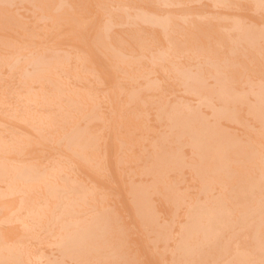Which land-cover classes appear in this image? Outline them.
<instances>
[{
    "label": "rangeland",
    "instance_id": "rangeland-1",
    "mask_svg": "<svg viewBox=\"0 0 264 264\" xmlns=\"http://www.w3.org/2000/svg\"><path fill=\"white\" fill-rule=\"evenodd\" d=\"M7 1H10V4H8L7 2H5V4H1V6L0 7H3L4 6V8H3V12L1 11V13H0V16L1 15H3L2 16V18L0 17V19H2L1 21H3L4 20V18H5V21H6V19L7 18H9L8 16L9 15H11L10 16V19L11 20H13V19H15V18H18V19H16V20H18V22L21 20V18H22V20H21V23H20V26H18V28H20V29H18V31H26V28L24 29V30H22L23 29V27L24 26H28L27 28H32V25L35 23V27H34V25H33V27L35 28V30H37V28L38 27H41V28H38V30H40V31H38L39 32V34H45L46 33V35H44V37H39V36H37V35H34V37H31V35H29L28 36V39L30 38L31 39V41L32 40H37L38 41V39L39 38H42V39H40L38 42H35V44L38 46V47H36L37 48V50H36V48H34L36 45H34V47L32 46L34 43H31L32 45H31V47H30V44H28L27 43V45H29V46H26V47H29L30 49H22L21 50V52L19 53L21 56H23V58L22 57H18L17 58V56H19V54L17 53V56L15 57L14 55L16 54H14V53H12V54H10L11 55V57L13 58V60L11 59V61H10V57H9V60H8V57H7V53L9 52V51H12V50H8L10 47H12V46H14V45H16L17 44V42L15 43V41L16 40H18V33H16L17 34V39H15L14 41H13V39L12 40H10L11 42L13 41V43H15L14 45H8V47L6 46L5 48H6V50L4 51V49H2V48H4V46L5 45H7V44H5V42L7 43V39H9L8 37L10 36V39H11V35L10 34H6V37H5V35L3 36L1 33V35H0V37H2L3 36V38L5 37V38H7V39H3V38H1V39H3V40H5V42L2 40L1 41V39H0V42H2V43H0V44H2L3 45V43L5 44V45H3V46H1L0 48V54H3V52H7V53H5V54H3L2 56H4V55H6V56H4L5 57V59L7 60V61H9V63L7 62V61H4L5 59H3L2 61H4L6 64H7V66H4L5 64H4V62H2V61H0V64H1V62L4 64H2V65H0L1 67H3V68H1L0 67V72H2V73H0V83H1V81H2V83L0 84V92L2 93H0V95H1V97H0V118H1V120H0V131L1 132H5L6 134L8 133V134H10V136H5V139H8V141L9 140H11V141H13V138H15V137H17V138H21V140H22V143H20L18 146H20V150H19V147L17 146V145H14V142H13V145H12V143H10V142H7V143H10L11 144V149H12V151L11 150H9V154H8V159H5V160H0L1 162H0V169L2 170V171H0V174L4 171V173H2V174H5V172L7 173V175L5 174V176L6 177H4V176H1L0 175V187L3 185V183H4V185L2 186V187H5V189H0V193L2 192V194H0V209H1V206L3 205V207L2 208H6L7 207V213H9L11 210H12V212L13 211H17V214L20 216V219H22V216H26V214L27 213H29V212H31V211H33V213H39V211H41V215H40V217H39V219H34V216L31 214V213H29V214H27L28 215V217H27V219L29 220L28 221V224H25V229L24 230H19L20 232H21V234H19L18 232H15V233H18V234H13V230H11L9 227H11V224H8V223H2V222H0V229H1V231H0V234H2L3 232H4V234L8 237H4V234H2L3 236H1L0 235V237H2L3 238V240H2V238H0L1 240H0V242H2V244H1V246H4V247H7V251L6 252H10V250H8L9 248L10 249H13L14 251H12V252H14V253H12V252H10V255H11V253H12V257H13V254L16 256V253L17 252H19V248L20 249H22V246H25L24 247V249H25V251H26V253H24L23 252V250H22V253H23V255L25 254V256H26V254L28 253V252H30V253H33L34 254V256L33 257H36L35 259L32 257V255L29 253V256H27V257H22V253L21 254H19V253H17V256L16 257H18V255H21L20 256V258H22L23 260H21L20 258H17L16 260H15V258H14V261H13V258L11 259V257H10V261L8 260V258H6V257H4L3 256V258L5 259L6 258V260H0L1 262H0V264L3 262L4 263V261L5 262H7V263H5V264H12V263H14V264H17L16 262H18V264H26V262L29 260V259H32V262H31V264L33 263V261H34V263L35 262H41L42 264H59V262H60V264H61V262H62V264H69V263H73V264H76L77 262H80V264H81V262H82V259L83 258H81L80 257V259H78V260H80V261H75L69 254H68V256H70V258H71V260H70V258L68 259V258H66L65 256H67V253L69 252L70 253V251H66L65 249H66V247H64V248H62V246H64V244H62L60 241H62L61 239H60V243L62 244H58L59 242H58V240L59 239H57V238H60L59 236H58V231H60V232H63V230L64 229H61V230H59V228H64L66 225L65 224H63L64 223V219H65V223H67L66 222V220H68V218H73L72 216H68V215H71L70 213L68 214V213H66L67 211L65 210V208L67 207V203L70 201V200H68L67 201V199H68V197H69V199H72V198H75V200H74V202H76V198H81L80 200L78 199L77 201L78 202H76V204H77V206L79 207V208H81V209H79L78 208V213H79V210H80V213L81 212H83V214H85V215H83V216H85V217H89V219L90 220H92L91 222H95V221H97L95 218L97 217L98 218V216H100V213H98V216H95L96 214L95 213H92V211L93 212H95V210H96V212H99V210L101 209L102 210V208H101V206L99 205L98 206V204H97V206H98V208H96L97 206H96V204H95V206L96 207H93L94 206V204H92L93 203V201H89L88 200V197L86 198V194L84 193H82L83 192V190L84 189H87L86 191H88V190H90V189H92V190H90V192L88 193L89 195H90V193H96V194H98V195H103V202H104V204H103V206L102 207H109V208H103V210H107V212H109V214L110 215H108L107 216V219H111V218H115L114 220V222L115 223H117V224H119L120 226H122V228L120 227V229L118 228V230L117 231H121L120 233L122 234V236L121 237H119V235H117V234H119L116 230H115V233H114V231L113 232H111L112 233V235H114V236H112L111 235V237H109V236H107V234H105L106 235V237L104 238V239H106L105 241H104V239H103V241L105 242V243H108L109 241H110V245H108V246H110L111 247V249L112 248H115V247H113V246H115L116 245V248H118L117 246L119 245H121V246H124L122 249H116V251H117V253H119V254H121V255H125V254H127V253H129V254H127L126 255V257L128 256L129 257V259H128V257L123 261V259H124V257H122L121 255H118L117 253V255H118V257L119 256H121V258H117L118 260H120L119 261V263H118V261H114V260H110V258L111 257H109V256H111L110 254L108 255V258H109V260H105V259H102V257H101V255H103V254H105L104 253V251H101L100 253H101V255L99 256L98 255V253H99V251H98V253H97V255L99 256L98 257V261H100V264H113V263H115V264H120V262L121 261H123V262H121V264L122 263H124V264H132V262H134V264H137V262H138V264H162V262L164 261H166V264L168 263L169 264V262L171 263V264H175V263H179V264H182V260H183V264H184V262H187V263H185V264H191V262H188V260L189 259H187L186 257H184V256H181L180 254H179V257L177 256V257H174L175 256V254L177 253V252H179V251H177V246H178V242H179V239H180V237H182V236H180V234L181 233H183L184 234V232L186 231V229H188L189 228V224L191 223V222H188L186 219H189V218H187L186 217V219H185V213H187L189 210V214H186V216H188V217H190V219L191 218H193L192 216L194 215L191 211L193 210L194 211V207H192V210H191V205H192V202L194 201L195 203L197 202L196 200H198V198H199V196H200V199H202L203 200V202H200L199 200H198V202H200V204H198V202L196 203V205H195V207L197 206V205H203L204 204V202H206L207 201V203L209 202V203H211L213 200H210V199H208V195L206 194V192H205V194L203 195L202 193H201V195H200V192H202V189H200V188H203V184L205 183H203V181H206V183L207 184H211V186H212V189L213 190H215V191H213L212 190V193L214 194V196H213V194H212V197H211V195H210V197H211V199L214 197V199H215V197H217L216 196V194L218 195V197H219V199H221V200H223V197L225 198V199H227V200H224L226 203H227V205L229 204L231 207H232V209H233V206L231 205L232 204V201H235V202H241L242 200H244L243 198H238V196L236 195V194H239L238 192L241 190V189H238L237 188V190H236V188H235V186L236 187H239L238 185H237V179H235V177L233 176V178H231L230 179V177H231V175H232V173H230V174H228V176H227V174H225V175H222L221 177H208V176H206L205 177V175L204 174H202L201 172V174L203 175H201V174H198V171H200V169L199 168H197V170H195V166L194 165H191V163L190 162H192V161H190L189 163H188V161L189 160H191V158H192V156L191 155H189L188 156V154H189V150H191V149H189L190 147V145L188 146V148H187V145L189 144L188 142V140H189V136L188 137H184V139L183 140H180V144H182L181 143V141L183 142V141H185L186 142V140H187V143H186V145H185V147L183 148L184 150H182V148H180V147H182V145L180 146V144L178 143L177 144V139H176V143L175 142H173V139L175 140V138H173V137H176L178 134H180L179 133V130H183V127L180 129V125H178V127H179V130L178 129H176V127H171V124L170 123H173L172 122V120L171 119H169V118H167V119H165L164 118V115H162L163 113L159 110V111H157L158 109H162V108H160V107H162L163 106V104L164 105H166L165 104V102H166V100H168V102L171 100L172 102H173V100L175 101V102H171L172 104H174V103H178V105L176 104V106H177V108H181V106H180V104L181 103H179V102H181L180 100H178L180 97H182V99L183 100H185V101H183L184 103H186V101L188 102V100L189 101H191V100H194L195 102H196V100H198V98H199V100H198V102H196V103H194V101H193V103L195 104H191L190 102H188L189 103V108H191V109H193V110H195V108L196 107H199V108H196L197 110L196 111H198V112H200V113H202V115H204L205 117H207V120L209 121L210 120V118H211V121H212V119L214 118V116L212 117H209V119H208V116H210V112H211V114H212V109H215V108H217V107H214V106H217V104H221V103H219L220 101H219V99L220 98H218V97H220V96H218V91H219V86H220V88H222L223 89V87H221V80L223 81V82H226V85L228 84L229 86H230V88H231V90L233 91L234 89L236 90H234V92H232L233 94H235V92L236 93H238L237 95H239L240 94V96L242 95L243 96V98L241 99V100H239V102H237L236 103V106H237V108L239 107V105H241L242 106V108H241V106L238 108V110H239V112L237 111V114H238V121H241V122H239L240 123V126H239V124L238 123H236V121L235 122H233V121H228V120H225V121H223V123L225 124V125H228L229 127H230V125H231V127H230V131H232L231 133H233L235 136H237V137H240L239 135H241V134H243V132L245 133L244 135L245 136H243V135H241V137H242V139L243 140H245V139H250V138H252L254 135L253 134H251V133H254L255 134V132H253L254 131V129L257 131V126H258V131L257 132H259L260 133V135L259 136H261V132H263L262 133V136L261 137H263L264 138V129L262 128V127H264L263 125H262V122H260L259 120H257V121H254V120H256V116L254 117V114H252L253 112V109H255L258 105H260V104H255V103H259V101H262V102H260L261 104L263 103V100H262V97H264V94H263V92H262V90H263V85H264V72H263V70H264V58H262V52H263V54H264V32L262 33V31H264V25H261L262 24V21L264 22V19H262V18H264V8L262 9V7H261V5L263 4V2H264V0H256L257 2L258 1H260V3L258 2H255V0H252V1H248V0H245V1H243V0H226L227 2L229 1V6L230 5H232V6H230V7H232L231 9H229V10H225V9H228L226 6H227V2L224 0V1H222V0H219V2H218V0H164L163 2H161L160 0H137V1H135V0H133V2L131 1V0H109V4L111 5L112 4V2L113 3H116V1L118 2L119 1V4L117 5V3H116V7L115 6H113V5H111V7H112V9H111V7L110 6H108L107 4H106V2H108V0L106 1V0H104V1H102V0H99L100 1V3H101V5H100V3H96V4H94L95 2H96V0H92L93 2H91V3H93L94 4V7H95V5H97L96 6V9L94 8L93 10H94V13H95V15L97 16V14H99V15H101L102 17H100V19L102 20V18H103V21L104 20H106V22H105V24L106 25H108V27L110 26V28H109V30H111L112 29V27L114 28V30H115V28H117V30L119 31V30H121V28H122V30L125 28L126 30H123V31H128L129 33H131V34H127L126 35V33L125 32H123V31H119V32H121V33H116V32H118V31H114L113 29V31L111 30V32L108 30L107 31V35L105 36V37H107L108 39H106L105 37L103 38V40L105 41V42H107V44L108 45H110V48H111V44L112 43H114L113 41H115L117 44H119L118 46H120V49H121V47H122V52H123V46H124V51L126 50L127 51V54L125 53L124 54V52H123V54H122V52H121V50L119 49V50H117V52L115 51L117 48V46H115V48L116 49H114V48H112L111 50L108 48V49H106V50H110V53H112L113 52V54L116 52V53H120L121 52V54H119L118 53V55H114V59H112L111 60V62H112V65H111V62H110V64H109V66H106L105 65V63L103 64V66L104 67H106V69L103 67V69L100 71V72H102L104 75H103V77L105 78V76H107L109 73H107V72H110V74L112 73V75H111V77H110V79H113V82L115 81V79L116 80H118L117 82H112V80H110V79H106V82H104L103 83V81L102 80H100L97 76H96V74L94 73V74H87V78H88V80H90L92 83L90 84V82L88 81V82H86V80L84 79V80H82V81H78L77 83L78 84H85V85H88V87H89V84L91 85V87H93V85L95 86V88L96 87H98L99 89L101 88V90L104 88V91L103 92H105L106 90L107 91H109V87L108 86H111V84L112 85H114V87L115 86H117L118 84H119V86H120V83L122 82V79H120V78H123V80H126V78H127V80L126 81H124V82H122V84H123V86L122 87H119V88H121V89H119L118 87V90L117 89H112L111 87V89L113 90L112 91V93L111 92H105V94H110V95H112L111 97H110V95H109V97L107 96V95H105L104 93H102L101 92V90L99 91V93H102V94H104V95H102V94H100L98 97L96 96V95H93V93L95 94V93H97V94H99L98 93V91L96 92V90L98 89H95V88H92L93 90H91L92 91V96L91 95H89V96H91V98L90 97H88L87 95L88 94H86L85 95V93H86V91L85 92H83V94H84V98H85V96H87L86 98L88 99V98H90V99H88L90 102H92V103H96V105H93L92 103H90V105L92 104L93 106H98V104H100L96 109L91 105H89V101L87 100V99H83V98H81V99H83V103H85V108L86 107H89V112H90V108L91 107H93L92 109V113L90 112H88V115L87 116H85V118H78L79 117V115H77V116H75V112H77V114H78V112L80 113V111H81V113H80V115H81V117H82V113H83V111H82V108H84V107H82L81 108V105L83 106V104H81V102H79L80 101V99H77L78 97L77 96H80L81 95V93H79L80 92V90H76V91H78V93L76 92L75 94H76V99L77 100H75L74 99V101L72 102V100H73V98H75V94H74V91H75V89H73V87L72 86H74L75 84H76V81L74 80V79H72L73 80V82H72V80H70V79H66L67 81V83L69 84H63L62 82H61V84L63 85V87L65 86V88H66V85H67V87H72V88H68L69 89V93L71 94V91L73 92V94H74V97L72 98V96L71 95H73V94H71V95H69V96H71V98H70V101H71V103L73 104V106L75 105V107H79V111H77V110H75L74 109V107L72 106V104H71V106H70V103H69V105H68V109H65V108H67L66 107V105H63V112H62V110H61V108H60V110H58L56 107V105H54L56 102L54 101L55 100V97H60V96H56V94H54V92H59V93H62V95H61V98L62 99H56V100H63V101H65V102H63L64 104L66 103V102H69V99L68 98H63V97H65L64 96V94H69L68 93V91L66 92V90L64 89V88H61L62 90H64V92H66V93H64L61 89H60V91H52V93L50 92H48L49 90L51 91L52 90V88L50 89V88H48L47 86L49 85L50 86V84H47V85H44V84H46V82L45 81H48V78H44V77H41V74H42V76H48V74L47 73H44V72H48V71H45L44 70V67H45V63H46V67H48L49 65H47V63L48 62H46L47 60H49V58H53V57H55L56 55V57H55V59L56 58H59L58 56H64V57H61V59L62 58H65L66 59V61L64 60V59H62L60 62H62L63 60L65 61V62H67L68 63V60H69V63H71V61L73 60V57H75V54H73L72 55V53H73V51H78L79 52V54H81L82 52V58L84 57V55H86L85 53H84V51L82 50V48L84 49V47L82 46V48L80 49V50H78V48L76 47V46H78V44H81V43H78L79 42V40H77L78 42H76V43H74L76 46H74L73 44H71V46H69V44L67 43V44H65L66 42H68V39H67V41L64 39H62L63 41H61L62 42V44H61V42H59V41H56L57 43L59 42L60 43V45H58L55 41V43L51 40V42L50 43H46V45H45V40L47 41V42H49L50 41V39H48L47 40V37L48 36H50L49 34L51 33V29L50 28H48V27H50L51 26V24H52V22H50V21H53V20H51V19H53L49 14H51L52 12H54V13H57V14H59L60 13V11L62 12V10L60 9V11L59 10H54V4L55 5H58L57 3L59 2V0H56L57 1V3H54L52 6H51V3H53L52 1L53 0H48V2H46V0H7ZM14 1V2H13ZM55 1V0H54ZM63 1H66V4H67V0H63ZM82 1V0H81ZM81 1H80V4H81ZM84 1V0H83ZM98 1V0H97ZM115 1V2H114ZM138 1H140L141 2V4L138 2ZM150 1V2H149ZM159 1V2H158ZM172 1V2H171ZM179 1V2H178ZM183 1V2H182ZM187 1H189V2H187ZM211 1V2H210ZM237 1H238V3H237ZM241 1V2H240ZM243 1V2H242ZM2 2H3V0H2ZM39 2V3H38ZM43 2V4L42 5H45V6H42L40 3H42ZM44 2L45 3H47V4H44ZM49 2H51V3H49ZM70 2H71V0H70ZM75 1L73 0L71 3H69V5L71 4V6H72V3L73 4H75L74 3ZM87 2H88V0H87ZM89 2H90V0H89ZM102 2H104V3H102ZM134 2H136L137 3V5L136 4H134ZM167 2H169V3H167ZM171 2V3H170ZM187 2V3H186ZM217 2H218V4H217ZM226 2V3H225ZM262 2V3H261ZM36 3V4H35ZM48 3L50 4V5H48ZM60 3V2H59ZM86 2H84V4H82L83 6L84 5H86L85 4ZM121 3H123V4H121ZM128 3V4H127ZM130 3V4H129ZM132 3V4H131ZM159 3H161V5L159 4ZM164 3H165V5H164ZM180 3V4H179ZM216 3V7H214V6H212L213 4H215ZM221 3V4H220ZM226 5H225V4ZM231 3V4H230ZM234 3V4H233ZM245 5H244V4ZM255 3V4H254ZM7 4V5H6ZM15 4V5H14ZM65 4V5H66ZM92 4V5H93ZM104 4H106V5H104ZM121 4V5H120ZM126 4V5H125ZM159 4V5H158ZM175 4V5H174ZM223 4H224V8L222 9V8H220L221 6L220 5H222V7H223ZM235 4H236V6H238V8L235 6ZM255 5V6H252V5ZM256 4H257V7H256ZM258 4H260V5H258ZM8 5L10 6V7H8ZM12 5H14V6H12ZM47 5V6H46ZM68 5V4H67ZM81 5V6H82ZM90 5V4H89ZM91 5V6H92ZM127 5H129L130 7H128ZM133 5V6H132ZM139 5V6H138ZM144 5L146 6V7H144ZM170 5V6H169ZM241 5V6H240ZM5 6H7L8 8H10V10L9 9H7V8H5ZM38 6V7H37ZM81 6H77V7H81ZM99 6V7H98ZM103 7V8H101V10L100 11H105L104 13H107V15H108V13H113V15H116L115 17L112 15V13L111 14H109L108 15V17H109V20L108 19H104L105 18V14L102 12H100L99 10H97L98 8H100V7ZM106 6V7H105ZM107 6L109 7L107 10H104V9H106L107 8ZM121 6H123V7H121ZM125 6H126V8H125ZM136 6V10L138 11H136L135 10V7ZM148 6V7H147ZM167 6H169V7H167ZM172 6V7H171ZM188 6H189V8H188ZM194 8H193V7ZM205 6V7H204ZM218 6H219V8H218ZM228 6V7H229ZM263 6H264V4H263ZM68 7V6H67ZM90 7V6H89ZM89 7H82V8H86L85 9V11H87V9L89 8ZM113 7H115V8H113ZM120 7V8H119ZM186 7V8H185ZM229 7V8H230ZM233 7H234V9H233ZM245 7V8H244ZM255 8V9H252V8ZM259 7V8H258ZM34 8H35V10H34ZM82 8H79V9H81V11H82ZM124 8V9H123ZM131 8V9H130ZM169 8V9H168ZM202 8V9H201ZM4 9L6 10V11H10L11 12V14H9V12H6V14H8V15H6L5 16V14H3V13H5L4 12ZM48 9V10H47ZM84 9H83V11H84ZM92 9V8H91ZM117 9V10H116ZM129 11H127V10ZM130 9V10H129ZM142 9V10H141ZM146 10L145 11V13H144V10ZM155 9V10H154ZM178 9V10H177ZM191 9V10H190ZM196 11H195V10ZM219 9H221L220 11H218ZM261 9V10H260ZM0 10H2V9H0ZM45 10V11H44ZM47 10V11H46ZM50 10V11H49ZM69 10H72L71 8H69ZM68 10V11H69ZM97 11V13H96V11ZM110 10V12H108ZM114 10H116V11H114ZM118 10H119V12H118ZM152 10H154V12L156 13V12H158V14H157V16L155 17V14H154V12L152 11ZM158 10V11H157ZM166 10V11H165ZM189 10V11H188ZM209 10V11H208ZM222 10H224V11H227V13L226 12H223L224 14L223 15H221L222 14ZM251 10H253L252 12H251ZM257 10H259V11H257ZM36 11V12H35ZM38 11H39V13H38ZM59 13H58V12ZM80 11V10H79ZM80 11V12H81ZM84 11V12H85ZM92 11V10H91ZM98 11L100 12V13H98ZM114 11V12H113ZM140 11H142V12H140ZM152 12L153 14H154V17H152V16H149V14L150 15H153L152 13H149L148 14V12ZM186 11L188 12V14H189V12H190V15H188V14H185L184 15V13H186ZM218 11V12H217ZM257 11V12H259L258 13V15L255 13V12ZM260 11H261V13H260ZM15 13V14H17V16L18 17H16V15L14 16V14L13 13ZM90 12V9H89V11H87L86 12V14L84 15V17L86 18V15L88 14ZM116 12V13H115ZM123 13V15L122 14H120V13ZM147 12V13H146ZM164 12H165V14H164ZM167 12V13H166ZM175 14H174V13ZM200 12H202L201 14H199ZM203 12H205V14L204 15H206V12H208V14H209V12L212 14H210V16L207 14L206 15V18H204L205 16L203 15ZM231 12V13H230ZM232 12H234V13H232ZM239 12V13H238ZM244 12H245V15H244ZM41 13V14H40ZM93 13V12H92ZM115 13V14H114ZM133 13V14H132ZM138 13H139V15H138ZM159 13H161L160 15H159ZM180 14V15H178V14ZM183 13V14H182ZM219 13V14H218ZM254 13L256 14V15H254ZM13 14V15H12ZM40 15V17H39V15ZM82 15H83V12L81 13ZM89 14H91V13H89ZM88 14V15H89ZM102 14H104V15H102ZM131 14V15H130ZM141 14V15H140ZM144 14V15H143ZM146 14H148V15H146ZM169 14V17H170V19H171V23H170V19H169V17L168 18H166V19H168V21L169 22H167V24H166V22H165V24L166 25H168V27H158V26H152V25H150L149 23H147V22H142V21H144L143 20V18H144V16H146L145 18V20H147L148 18H149V20L150 19H155L156 20V18H159V16L160 17H164V16H166V15H168ZM173 14V15H172ZM193 14V15H192ZM216 14H218V15H216ZM227 14V16H225L224 17V15H226ZM231 14H232V16H231ZM242 14L244 15V16H242ZM21 15V17H19ZM37 15H38V18H37ZM51 15H53V13L51 14ZM98 15V16H99ZM106 15V16H107ZM112 15V16H111ZM127 15V16H126ZM135 15H137L136 17H138V16H142V19H141V17L139 18H136V17H133V16H135ZM159 15V16H158ZM182 15V16H181ZM196 15V16H195ZM200 15L201 16H203V17H200ZM235 15V16H234ZM241 15V16H240ZM261 15V18L259 17ZM12 16L14 17V18H12ZM81 16V15H80ZM95 16V17H96ZM119 16H121V17H119ZM126 16V17H125ZM147 16H149V17H147ZM175 16V17H174ZM181 16V17H180ZM188 16V17H187ZM194 16V17H193ZM207 16L208 17H210V19H208L207 21L205 20V19H207ZM213 16H217V18L218 19H216V17H215V20H218L217 22L213 19V20H211L212 18H214ZM220 16H222V17H220ZM251 16H254V18L253 19H251L252 17ZM255 16H256V18H255ZM4 17V18H3ZM24 17H26V18H24ZM43 17V18H42ZM51 17V18H50ZM91 17H92V15H91ZM89 18V19H93V18ZM93 17H94V15H93ZM95 17H94V19H95ZM118 17V18H117ZM124 18V20H123V22H122V19ZM150 17H152V18H150ZM179 17V18H178ZM184 17V18H183ZM192 17V18H191ZM219 17H220V20H219ZM232 17V18H231ZM234 17H236V19H234ZM247 17V18H246ZM251 17V18H250ZM28 18V19H27ZM40 18H41V20H40ZM46 18V19H45ZM50 18V19H49ZM84 18V19H85ZM88 18V17H87ZM86 18V19H87ZM122 18V19H121ZM135 18V19H134ZM202 18V19H201ZM204 18V19H203ZM10 19H9V21H10ZM20 19V20H19ZM26 19V20H25ZM30 19V20H29ZM37 19V20H36ZM85 19V20H86ZM112 19V20H111ZM114 19H116V20H114ZM117 19H120V21L119 20H117ZM166 19H164V20H166ZM184 19V20H183ZM231 19V20H230ZM245 21L246 19H247V21H245L244 23L245 24H243V20ZM255 19L258 21H260V22H256L255 21ZM260 19H262V20H260ZM39 20V21H38ZM99 20V19H98ZM101 20H99L100 22H102ZM127 20L129 21V23L127 22ZM142 20V21H141ZM188 20V21H187ZM236 20V21H235ZM242 21V23H241V21ZM251 20V25H250V22H248V21H250ZM6 21L8 24L10 23V24H12L11 22L12 21ZM24 21H26L25 23H24ZM31 21V22H30ZM34 21V22H33ZM37 21V22H36ZM109 21V22H108ZM110 21H111V23L112 22H114V21H116V23H118V25L115 27V25H114V23H110ZM117 21H119V22H122V24L123 23H125L123 26H121L122 24H119V22H117ZM136 21V22H135ZM193 21V22H192ZM215 23V24H213V22ZM230 21V22H229ZM237 21H239L238 22V26H237V28H238V31H239V29L241 30V31H245L246 33L244 34V33H241V31H235V32H232L231 31V29L232 28H236V25L237 24H235V25H233V27H232V25H231V27L232 28H230V30H228V29H226L225 27H227V26H225L227 23L228 24H232L231 22H237ZM14 22H16V21H13V23ZM18 22H16V23H18ZM30 22V23H29ZM33 22V23H32ZM45 22V23H44ZM48 22H50V26H48L49 25V23ZM132 22V23H131ZM137 22H139V23H141V25H142V28L143 27H146L147 29H149V27H148V25H150V31H154V33H151L149 30H148V33H146V31H147V29H145V32L143 31L144 30V28L141 30V25H139ZM172 22H173V24H172ZM178 24H177V23ZM201 22V23H200ZM254 22H256V23H254ZM18 23V24H19ZM29 23V24H28ZM37 23V24H36ZM43 23V24H42ZM48 23V24H47ZM102 23H104V22H102ZM110 23V24H109ZM129 25H128V24ZM137 25H136V24ZM145 23V24H144ZM147 23V24H146ZM176 23V24H175ZM185 23V24H184ZM188 23V24H187ZM194 23H196L197 24V26H196V24H193ZM212 23V24H211ZM216 23H218V24H216ZM224 23V24H223ZM233 23V24H234ZM241 23V24H240ZM252 23H254V24H256V25H254V24H252ZM261 23V24H260ZM10 24H9V26L8 27H6L7 29H8V33H9V30H10V32L12 33V32H14L15 33V31H17V30H11V29H13V27H15V24H14V26H11L10 27ZM22 24V25H21ZM24 24V25H23ZM26 24V25H25ZM28 24V25H27ZM39 24H42V25H40L39 26ZM165 24H163V25H165ZM172 26H171V25ZM180 24V25H179ZM187 24V25H186ZM223 24V25H222ZM239 24H240V27H239ZM242 24H243V26H242ZM0 29L2 28V22L0 23ZM13 25V24H12ZM37 25V26H36ZM103 25V24H102ZM133 25V26H132ZM174 25V26H173ZM191 26V27H189V26ZM213 25V26H212ZM216 27H215V26ZM259 25V26H258ZM17 26V25H16ZM21 26H22V28H21ZM30 26V27H29ZM47 26V27H46ZM132 26V27H131ZM200 28H199V27ZM217 26H218V28H217ZM221 26H225L224 28L223 27H221ZM235 26V27H234ZM241 26L243 27V29H246V30H243L242 28H241ZM256 26V27H255ZM9 27H10V29H9ZM37 27V28H36ZM46 29H45V28ZM128 27V28H127ZM136 27V28H135ZM177 27V28H176ZM193 27H195V28H193ZM196 27H198V28H196ZM208 27V28H207ZM219 27H221V28H219ZM245 27H247V28H245ZM253 27H255L256 28V30L258 29L260 32L259 33H257L256 32V30H255V28H253ZM4 29V31L1 29L0 30V32H4L5 33V30L7 31V29ZM16 28V27H15ZM66 28H67V26H66ZM66 28H64V29H66ZM107 28V27H106ZM133 30H132V29ZM169 28V29H168ZM183 28V29H182ZM210 28H212V29H210ZM215 28H217V29H215ZM236 28V29H237ZM251 28V29H250ZM255 30L254 32H253V29ZM48 29V30H47ZM154 29V30H153ZM158 31H157V30ZM171 29V30H170ZM181 31H180V30ZM204 30L206 33H208L207 35H206V33L204 32H201L200 30ZM221 29V32L222 33H220L219 32V30ZM225 29L226 30H228L227 32L225 31ZM248 29H250L251 30V33H247V32H249V30ZM43 30V31H42ZM133 31V33L132 32H130V31ZM143 32H141V31ZM160 30V31H159ZM168 30V32H169V34H168V32H166ZM175 30V31H174ZM209 30V31H208ZM215 30V31H214ZM233 30H235V29H233ZM47 31V32H46ZM49 31V32H48ZM140 31V32H139ZM156 31V32H155ZM184 31V32H183ZM213 31V32H212ZM225 31V32H224ZM230 31V32H229ZM65 32H67V30H63L62 31V36H65ZM114 32H115V34H114ZM136 32V33H135ZM139 32V33H138ZM150 32V33H149ZM172 32V34H170ZM186 32V33H185ZM195 32V33H194ZM255 32L257 33V34H255ZM49 33V34H48ZM65 33V34H64ZM102 33V32H101ZM111 33V34H110ZM135 33V34H134ZM144 33H146V34H144ZM155 33H158L159 34V37H157L158 35L157 34H155ZM165 33H167V34H165ZM179 33V34H178ZM189 33V34H188ZM193 33V34H192ZM198 33V34H197ZM200 33H203V34H200ZM211 33V34H210ZM216 33V34H215ZM237 33H239L240 35H238ZM252 33H253V35H252ZM100 34V33H99ZM116 34H118V35H116ZM121 34H123L125 37H127V36H131L130 38L128 37L127 39H128V43H127V39L125 40V39H122L123 37H121L120 35ZM134 36H133V35ZM137 34H138V36H137ZM148 34V35H147ZM152 34V35H151ZM155 34V35H154ZM162 34H164V36L162 35ZM182 35V36H179V35ZM183 34H185L184 35V37H183ZM218 34V35H217ZM224 34V35H223ZM226 34V35H225ZM228 34V35H227ZM260 34V35H259ZM262 34H263V37H262ZM8 35V36H7ZM15 35V34H14ZM13 35V36H14ZM111 35H112V37H111ZM114 35H116V36H114ZM122 35V36H123ZM140 35H142V36H144L145 37V39H143L144 37H141ZM176 35V36H175ZM196 36V38H195V36ZM219 35H220V37H219ZM231 35V36H230ZM236 35L239 37H236ZM242 35H244L243 37L245 38V40H243V37H242ZM246 35L247 36H249L248 38L246 37ZM254 35H255V38L254 39H252L253 37H254ZM259 35V36H258ZM12 36V37H13ZM33 36V35H32ZM113 36H114V38H113ZM135 36L137 37V38H135ZM141 38H140V37ZM146 36H148L147 38H146ZM155 36V37H154ZM171 36V37H170ZM193 37V39H195V40H193V39H190L189 41H185L186 40V37H188V39H189V37ZM206 36V37H205ZM242 37V39H241V37ZM16 36H14V38H15ZM46 37V38H45ZM116 37V38H115ZM161 37V38H160ZM166 37V38H165ZM175 37V38H174ZM182 39H181V38ZM203 37V38H202ZM211 37H212V39H211ZM217 37V38H216ZM219 37V38H218ZM232 37H236V38H232ZM256 37H257V39H256ZM260 37V38H259ZM263 39H262V38ZM23 38H24V36H23ZM25 38H27V35H26V37ZM24 38V39H25ZM33 38V39H32ZM49 38V37H48ZM111 38H113V39H111ZM121 38V39H120ZM149 38L151 39V41L149 40ZM160 38V39H159ZM168 38H170L171 39V43H170V39H168ZM204 38H206V39H204ZM215 38V39H214ZM226 40H225V39ZM21 39V38H20ZM28 39H27V41H28ZM30 39H29V42H31L30 41ZM117 39H118V41H120L121 42V40H123L122 41V45H121V43L119 42L118 43V41H117ZM133 39V40H132ZM153 39V40H152ZM156 39V40H155ZM175 39H177L178 41H179V43H178V41L177 40H175ZM202 39V40H201ZM241 39V41H239ZM247 39H248V42H247ZM261 39V40H260ZM34 40V41H35ZM44 40V41H43ZM86 40V39H85ZM110 40H111V43L109 44V42H110ZM113 40V41H112ZM136 40H138V41H136ZM146 40V41H145ZM148 40V41H147ZM158 40H160V42H163V45H161L162 43H160ZM163 40V41H162ZM168 40V41H167ZM175 40V41H174ZM183 40V41H182ZM206 40V41H205ZM209 40H211V41H209ZM214 40V41H213ZM234 42H233V41ZM250 40V41H249ZM254 40H255V42H254ZM260 40V41H259ZM9 41V40H8ZM22 41V40H21ZM126 41V42H125ZM132 41L134 42L133 44H134V46L132 47ZM185 41V42H184ZM194 41V42H193ZM201 41V42H200ZM204 41V42H203ZM227 43H226V42ZM236 41H237V43H236ZM245 41V42H244ZM33 42V41H32ZM52 42H53V44H52ZM64 42V43H63ZM83 42H84V40H83ZM88 42V44L89 45H92V44H90L91 42L88 40L87 41ZM90 42V43H89ZM131 42V43H130ZM137 42H138V45H137ZM140 42H142V43H140ZM149 42V43H148ZM191 42V43H190ZM200 42V43H199ZM215 42V43H214ZM232 42H233V44H232ZM244 42V43H243ZM250 42V43H249ZM257 42V43H256ZM8 43H10V42H8ZM13 43H11V44H13ZM124 43V44H123ZM129 43H130V45H129ZM149 45H148V44ZM155 43V44H154ZM171 45L172 44V46L174 47V48H172L171 47V49H169V47H165V45ZM176 43H178L177 45H180V43H181V47L180 46H178L177 48H176ZM186 43V44H185ZM194 43H196V44H194ZM214 43V44H213ZM218 43V44H217ZM231 43V44H230ZM245 43H247L248 45L249 44H254V45H256V46H254L253 44L250 46L249 45V47H247L248 45L247 44H245ZM23 44H26V43H23ZM50 44V45H49ZM53 45V47H52V45ZM65 45V47H67L68 49H66V48H64V45ZM128 46H127V45ZM154 44V45H153ZM157 44V45H156ZM199 44H200V46H199ZM206 45V46H204V45ZM208 44V45H207ZM212 44L215 46H213V48H212ZM228 44V45H227ZM230 44V45H229ZM235 44V45H234ZM237 44V45H236ZM240 44V45H239ZM40 45H42V48H43V50H42V48H41V46ZM83 45H86L85 44V42L83 43ZM89 45H87V46H89ZM147 45V46H146ZM152 45V46H151ZM188 46V47H186V46ZM242 45V46H241ZM244 45V46H243ZM55 46V47H54ZM56 46H58V48L56 47ZM62 46H63V48H62ZM72 46H74V47H72ZM114 46V44L112 45V47ZM129 46H131L130 48L132 49V51H133V53H132V51L131 50H129L130 48H129ZM160 47L159 48V50H157L158 49V47ZM204 46V47H203ZM230 47V48H228V47ZM15 47V46H14ZM40 47V48H39ZM52 47V48H51ZM61 47V48H60ZM77 48V50H75L76 48ZM79 48L81 47V46H78ZM142 47H144V48H142ZM163 47H164V52H162V50L161 49H163ZM179 47L181 48V49H179ZM185 47V48H184ZM197 47V48H196ZM202 47V49H199V48H201ZM209 47V48H208ZM232 47V48H231ZM233 47H235V48H238V49H235V48H233ZM243 47H244V49L246 50H244L245 51V53H244V51H242L243 50ZM246 47V48H245ZM256 47V48H255ZM17 47H15V49H16ZM54 48L56 49L55 51H54ZM70 48H75V49H70ZM119 48V47H118ZM129 48V49H128ZM138 48V49H137ZM141 48V49H140ZM146 48H148V49H146ZM166 48V49H165ZM195 48V49H194ZM207 48V49H206ZM241 48V49H240ZM252 48H254L253 50H252ZM258 48H259V50H258ZM11 49H13V50H15L13 47L11 48ZM18 49V48H17ZM31 49H32V51H31ZM40 49V50H39ZM59 49V50H58ZM63 49H64V51H63ZM68 51V52H65L66 50ZM136 49H137V51H136ZM143 49V50H142ZM145 49V50H144ZM176 50L175 52H174V50ZM180 51H179V50ZM184 49H186V50H184ZM215 49V50H214ZM216 49H217V51H216ZM219 49V50H218ZM255 49H257V50H255ZM1 50H3V52L1 53ZM27 50V51H26ZM33 50H34V53H33ZM35 50H36V52H35ZM57 50L59 51V52H61V53H58L57 54ZM65 53H63L62 51ZM141 51V53L139 52V51ZM152 52V51H154V52H152V54L151 53H149V55L151 56H149V55H147L148 53H146V52H143L142 53V51H147V52ZM152 50V51H151ZM170 52H169V51ZM172 50V51H171ZM199 50H201V51H199ZM206 50V51H205ZM208 50V51H207ZM221 50H223V51H221ZM226 50H229V51H226ZM233 51V53H234V57L232 56V54L233 53H231L232 51ZM235 50H239L238 51V53H236L237 51H235ZM22 51H23V53H22ZM25 51V52H24ZM45 51H48L49 53H50V57L48 58L47 57V55H48V52H46L45 53ZM53 51V53L52 54H54L55 56H51V52ZM71 51H72V53H71ZM125 51V52H126ZM135 51V52H134ZM159 51V52H158ZM178 51V52H177ZM188 51V52H187ZM193 51V52H192ZM235 51V52H234ZM248 51V52H247ZM249 51H252L251 53V55L250 54H248V53H250ZM14 52H16V51H14ZM29 52V53H28ZM43 52H44V54H43ZM109 52V51H108ZM173 52V53H172ZM202 54H201V53ZM209 52V53H208ZM211 52V53H210ZM220 52V53H219ZM239 52H241V54L239 53ZM259 52V53H258ZM22 53V54H21ZM25 53H27V54H25ZM33 53V54H32ZM56 53V54H55ZM63 53V54H62ZM77 53V52H76ZM115 53V54H116ZM128 53H132V54H135V56L137 55V57L140 59L139 61L138 60H136V58H134L133 56H132V54L130 55V57H128ZM145 53H146V55H145ZM153 53H155L154 54V56L156 55H158L159 53H160V55H161V53H162V56H164V58L162 59L161 58V60H166L167 58H168V56H170L169 58H170V62L168 61V59L166 60V62H167V64L165 63V61L164 62H162L161 60H160V65L162 66V67H159L158 68V66H160L159 65V59H156L154 56H153ZM165 53V54H164ZM179 53V54H178ZM196 53V54H195ZM205 53V54H204ZM208 53V54H207ZM226 54V55H224V58H225V60L223 59V54ZM228 53V54H227ZM247 53V54H246ZM256 53V54H255ZM24 54L25 55H27L28 57H24ZM60 54H62V55H60ZM69 54V55H68ZM139 54V55H138ZM173 54V55H172ZM176 54H177V56H176ZM214 54V55H213ZM220 54H221V57H220ZM242 54H244L245 56H243L242 58H241V56H242ZM257 54H259V55H257ZM15 57H13V56ZM34 55V56H33ZM38 55V56H37ZM65 55H67V57H65ZM72 55V56H71ZM123 55H127V56H124L123 57V60L124 61H126V63H128L129 65H126V67L125 68H121V67H124L125 65H122V63H123V61H122V63H121V67H120V65H119V62L121 61V57L123 56ZM160 55H158L157 57H159ZM172 55V56H171ZM197 55V56H196ZM205 55V56H204ZM210 55V56H209ZM215 58H212V56ZM231 57H229V56ZM236 55V56H235ZM247 55V56H246ZM249 55V56H248ZM30 56L31 57H36V59L39 57V56H45V62L43 61V69H41L42 67H40V63L38 64L39 65V67H40V69L42 70H40L39 69V71L41 72V74H39L40 72L38 71V65L37 64H35L36 62L38 63V60H36L35 61V59L33 60H31V63L30 64H28L27 62H28V60H30ZM70 56V57H69ZM79 56V55H78ZM78 56L76 55V61L77 62H84L85 61V59H86V63L88 62V60H89V62H91V60L92 59H90V57L89 56H85V58H83V60H79V58H78ZM146 56H148V58L146 57ZM182 56V57H181ZM205 57V59L203 58V57ZM206 56H208V57H206ZM254 56V57H253ZM256 56V57H255ZM258 56H260V57H258ZM1 57V56H0ZM47 57V58H46ZM72 57V58H71ZM81 57V56H80ZM87 57V58H86ZM117 57V58H116ZM133 57V58H132ZM140 57H142V58H140ZM179 57V58H178ZM183 57H185V58H183ZM194 57H196V59L194 58ZM228 57V58H227ZM248 57V58H247ZM263 57H264V55H263ZM20 58V59H19ZM70 58V59H69ZM77 58H78V60H77ZM102 58H104V56H102ZM120 59V60H117V59ZM129 58H132V59H134V62H132V60L130 61V59ZM187 58V59H186ZM191 58V59H190ZM200 58V59H199ZM230 58V59H229ZM235 58H237V60L239 61H237ZM239 58H241V59H239ZM243 58H245V59H243ZM250 58V59H249ZM261 58H262V60H261ZM18 59V60H17ZM39 59V62H41L42 60L40 59V58H38ZM43 59V58H42ZM81 59V58H80ZM105 59V58H104ZM116 59V60H115ZM129 59V60H128ZM142 59V60H141ZM174 59V60H173ZM184 59V60H183ZM192 60V61H190V60ZM205 60V62L203 61V60ZM212 61H211V60ZM223 59V60H222ZM252 59V62L250 61H248V60H251ZM22 60V61H21ZM44 60V59H43ZM52 59H50L49 60V63L48 64H50L51 65V63H53V61L50 63V61H51ZM54 60V59H53ZM59 60V59H58ZM58 60H56V62H58ZM115 60V61H114ZM151 60H153L155 63L157 62V65L156 64H154V62H152ZM175 60H176V62H175ZM187 60V61H186ZM194 60V61H193ZM196 60V61H195ZM230 60H232V61H230ZM242 62H241V61ZM263 61L262 63H261V61ZM19 61V62H18ZM33 61H35L34 63H33ZM63 61V62H64ZM76 61H72V63H75ZM119 61V62H118ZM127 61H129V62H127ZM174 61V62H173ZM181 63H180V62ZM214 61V62H213ZM233 61H236V62H233ZM244 61V62H243ZM247 61H248V63H247ZM256 61V63H258V64H256V63H254ZM30 62V61H29ZM76 62V63H77ZM88 62V63H89ZM115 62V63H114ZM118 62V63H117ZM143 64H142V63ZM183 62H184V64H183ZM190 62V63H189ZM199 62V63H198ZM202 62V63H201ZM209 62V63H208ZM211 62H213V64L211 65ZM216 62H217V64H216ZM225 62L226 63H230V66H229V63L226 65L225 64ZM246 62V64H244ZM67 63H65V65H67ZM68 63V64H69ZM131 63H132V65H131ZM163 63V64H162ZM179 64V65H177V67H178V69H176V68H174V67H171V66H173V65H171V64ZM193 65H192V64ZM200 63H201V65H200ZM204 63V64H203ZM208 63V64H207ZM220 63V64H219ZM236 63V64H235ZM23 64H24V67H23ZM32 64H34V65H32ZM41 64H42V62H41ZM78 64V63H77ZM82 63H80V65H81ZM90 64V63H89ZM118 64V65H117ZM140 64V65H139ZM170 64V65H169ZM182 64H183V66H182ZM198 64H199V66H198ZM202 64H203V66H202ZM238 64V65H237ZM249 64V65H248ZM255 64H256V66L258 67H256L255 66ZM21 65H22V67H21ZM70 65V64H69ZM74 65V64H73ZM116 65H117V67H116ZM134 65H137V67L135 68V66ZM143 67H142V66ZM186 65H188V66H186ZM11 66V67H10ZM78 66V65H77ZM111 66V67H110ZM113 66V67H112ZM154 66V67H153ZM175 66V65H174ZM214 66V67H213ZM215 66H217V67H219V68H217V67H215ZM226 66V67H225ZM228 66H229V68H228ZM234 68L233 70H232V67ZM249 66H251V67H249ZM254 66H255V68H254ZM38 67V68H37ZM46 67H45V69H46ZM57 67V66H56ZM51 68V70H52V72L55 70V69H58V67L57 68ZM116 67V69H112V68H115ZM133 67V68H132ZM142 67V68H141ZM151 67L152 68H154V70L156 71V72H154V70H152L151 69ZM164 67H165V69H164ZM176 67V66H175ZM179 67L181 68V70H188L189 72V74H191V73H196L197 75L199 74L200 75V77H202V81L200 80L199 82L201 83V82H203V83H201V84H203V86H204V82H206V86H210V87H212L213 89H217L216 90V92H218L216 95H217V97H215L216 95L214 94V93H211V94H209L208 96H207V98H203V97H205L204 95L201 97V93L202 94H204L201 90V93H199V92H197L196 91V94L195 93H193L191 90H190V92L192 93V94H194V95H192L190 92H188L189 91V89L187 90V88H186V84H184L185 82L184 81H186V80H181V78L180 79H178L179 77V71H181V70H179ZM190 67H193L192 69H189ZM195 67V68H194ZM201 67H203V69L201 68ZM213 67V68H212ZM30 68V69H29ZM37 68V69H36ZM49 68V67H48ZM60 68V67H59ZM109 68V69H108ZM117 68H118V70H117ZM123 71L124 69L126 70H124V73L127 75V76H129V77H127L126 75H124V77H123V75L121 76V74L123 73L120 69ZM172 68V69H171ZM188 68V69H187ZM215 68H217V69H215ZM248 68V69H247ZM250 68V69H249ZM62 68H60V69H58V71H59V73H58V71H56L57 73H58V78H59V75H60V78H64L63 80H65V77H64V75H66V72H65V74H64V71L63 70H61ZM110 69H111V71H110ZM132 69H134V70H132ZM139 69H143V70H145L144 72H143V70H140L141 72H139ZM167 69V70H166ZM200 69H202V71L200 70ZM226 69V70H225ZM228 69V70H227ZM230 69L232 70V71H234V73H232V71H230ZM254 69V70H253ZM260 69V70H259ZM2 70V71H1ZM7 70V71H6ZM29 70V71H28ZM48 70V69H47ZM147 70H148V72H147ZM163 70H164V72H163ZM171 70H173V71H176L177 70V74L175 73V72H173V71H171ZM191 70H193V71H191ZM196 70V71H195ZM216 70H218V71H216ZM250 70V71H249ZM257 72H259V73H257ZM6 71V72H5ZM21 71V72H20ZM37 71L39 72V73H37ZM44 71V72H43ZM62 71V72H61ZM93 71V70H92ZM105 73H104V72ZM122 72V73H119V72ZM134 71L136 72V73H134ZM149 71H152V73H154L153 75H149ZM168 71V72H167ZM200 71V72H199ZM219 71H221V72H219ZM228 71V74L226 73ZM8 72V73H7ZM15 72H17L16 74H17V77L15 76ZM29 72V73H28ZM33 72H35V73H33ZM55 72V73H56ZM116 73V74H114V73ZM129 72V73H128ZM131 72H133V73H131ZM144 74H143V73ZM167 72V73H166ZM171 72H173V73H171ZM216 72H219V75H217V74H215ZM253 72V73H252ZM12 73H14V74H12ZM27 73H28V77H27ZM106 73H107V75H106ZM118 73V74H117ZM151 73V72H150ZM166 73V74H165ZM202 73V74H201ZM204 73L206 74V75H204ZM210 73H211V76H210ZM232 73V74H231ZM237 73H239V74H237ZM3 74H7V76H3ZM35 74V75H34ZM36 74H37V76H39V77H36ZM45 74V75H44ZM62 74V75H61ZM119 74H120V76H119ZM130 74H132V75H130ZM175 76H174V75ZM214 74V75H213ZM230 74V75H229ZM234 74V75H233ZM235 74H237V75H235ZM240 74H241V76H240ZM250 74H251V76H252V78H251V76H250ZM13 75V76H12ZM74 75H75V73H74ZM116 75H118V78L120 79V81H119V79H117V77H116ZM145 75V76H144ZM148 77H147V76ZM157 76V78L155 77V76ZM167 75H170V76H167ZM173 75V76H172ZM193 75H195V74H192V76ZM244 75V76H243ZM253 75H254V77H253ZM260 75H261V77H260ZM93 76L95 77V78H93ZM113 76V77H112ZM139 76V77H138ZM141 76V77H140ZM159 76H160V78H159ZM173 78H172V77ZM231 76V77H230ZM244 78H243V77ZM263 76V77H262ZM2 77V78H1ZM10 77V78H9ZM11 77H13L12 79H11ZM75 78H76V76H74ZM109 77H107V78H109ZM136 78V79H132V78ZM139 79H138V78ZM146 77V78H145ZM150 77H152V81H150L151 80V78ZM155 79H157V81H158V83H157V81L156 80H154V78ZM205 77V78H204ZM214 77V78H213ZM218 77H220L219 79L220 80H218V81H220L219 83H218V81L216 82V80H217V78ZM241 77V78H240ZM250 77V78H249ZM258 77V78H257ZM260 77V78H259ZM57 78V79H58ZM72 78V77H71ZM92 78H93V80H92ZM125 78V79H124ZM145 78V79H144ZM159 78V79H158ZM164 78H166V79H164ZM175 78V79H174ZM210 78H212L211 80H210ZM230 78L232 79V82H231V80H230ZM243 78V79H242ZM254 78V79H253ZM255 78H256V81H255ZM262 78V79H261ZM36 79V80H35ZM62 79H60L61 81H63ZM77 79L78 80H80L78 77H77ZM98 79V80H97ZM148 81H150V82H148ZM161 79H163V80H165V82H163V80H161ZM168 79H170V80H168ZM174 79V80H173ZM176 79H178V81L176 80ZM185 79V78H184ZM186 79H188V78H186ZM190 79V78H189ZM188 79V80H189ZM200 79V78H199ZM31 80H33V81H31ZM34 80H35V83H34ZM72 82V83H74L73 85H71L70 84V81ZM95 80V81H94ZM98 82H97V81ZM107 80L108 81H111L112 83H108L107 82ZM135 80H137V81H135ZM139 80V81H138ZM159 80H161L162 82H160L159 83ZM167 80V81H166ZM181 80V81H180ZM205 80V81H204ZM214 80V81H213ZM243 80L245 81V83H246V85H245V83H243ZM31 83H33V84H30V82ZM45 83H44V82ZM128 81H130V83L128 82ZM147 81V82H146ZM154 81H156V86L157 87H155L154 89V91H152L151 89H153V88H151L150 89V87H152V86H149L148 87V89L146 88L148 85H154L152 82H154ZM235 81H237V83H238V85H237V83L235 82ZM240 81V82H239ZM249 81H251V83L249 82ZM257 81H259L258 82V84L260 85L259 87L257 86L258 84H257ZM262 81V82H261ZM38 82H40L39 84H38ZM42 82V83H41ZM49 82V81H48ZM47 82V83H48ZM57 82H60V81H58L57 80ZM65 82V81H64ZM96 84H95V83ZM102 83V84H100V83ZM120 82V83H119ZM133 82H135V84L133 83ZM140 82V83H139ZM207 82H210V83H207ZM213 82V83H212ZM233 82H235V84L233 83ZM255 82H256V84L257 85H255ZM24 83V84H23ZM44 83V84H43ZM88 83V84H87ZM105 83H108V86L105 84ZM127 83V84H126ZM155 83V82H154ZM215 83V84H214ZM217 83V84H216ZM240 83V84H239ZM241 83L244 85H241ZM20 84H22V86L23 87H28L29 88V90H28V88H22V86L20 85ZM35 84L37 85V86H35ZM53 84H55V83H53ZM121 84V85H122ZM124 84H126L125 86L129 89L130 87L132 88V89H127V88H125V90L123 91V88H124ZM131 84V85H130ZM133 84V85H132ZM138 84V85H137ZM141 84V85H140ZM144 84H146V86H145V88L144 87H142ZM148 84V85H147ZM210 84V85H209ZM211 84H213V85H211ZM225 84V83H224ZM224 84H222V85H224ZM233 84V85H232ZM250 84V85H249ZM2 85V86H1ZM18 85H20L21 87L19 88L18 87ZM43 86V87H40V86ZM129 85V86H128ZM159 85V86H158ZM169 85H170V87H169ZM251 85H253L252 87H251ZM3 86H4V89H3ZM6 86V87H5ZM33 86V87H32ZM53 85H51V87H52ZM56 86H58L57 84L54 86V87H56ZM80 86V85H79ZM84 86V85H83ZM83 86H81L82 88H83ZM105 86H107L108 88H106ZM134 86V87H133ZM142 88H141V87ZM161 86V87H160ZM163 86V87H162ZM183 86H185V87H183ZM214 86H216V87H214ZM233 86V87H232ZM235 86V87H234ZM239 86V87H238ZM17 87V88H16ZM38 87V88H37ZM53 87V88H54ZM75 87V86H74ZM76 87H77V85H76ZM90 87V88H91ZM165 87L167 88L166 90H165ZM207 87V88H208ZM241 87V88H240ZM246 87V88H245ZM247 87H249V88H247ZM254 87V88H253ZM257 87V88H256ZM261 87H262V90L260 91L259 89H261ZM46 88H48V89H46ZM57 88V87H56ZM81 88V89H82ZM106 88V89H105ZM116 88V87H115ZM136 88H137V90H138V92L139 93H141L142 94V92L144 93V91H145V93L144 94H142V95H140V97H139V100H137V96H136V94H139L138 92L136 93ZM145 90H144V89ZM159 88H160V90H159ZM163 88V89H162ZM170 88V89H169ZM211 88V89H212ZM238 88V89H237ZM243 88V89H242ZM246 90H245V89ZM252 88V89H251ZM39 89H40V91H39ZM46 90L47 92V94H54V96H53V99L52 98H50V97H52V96H50L49 97V95H47L46 93V95H44V92L42 91V90ZM67 89V90H68ZM71 89V90H70ZM94 89H95V91H94ZM111 89H110V91H111ZM127 89V90H126ZM139 89L141 90V91H139ZM143 89V90H142ZM157 89L159 90V91H157ZM257 89V90H256ZM74 90V91H73ZM86 90V89H85ZM116 90H117V92L118 93H116ZM132 90H134L135 91V93L133 92V94H132ZM150 92H149V91ZM169 90V91H168ZM187 92H186V91ZM238 90H239V92H238ZM241 90H244V91H241ZM254 90V91H253ZM6 91V92H5ZM36 91H37V95H40V93L42 94V95H44L45 96V98L46 99H48V98H50V99H48V100H45V101H47L48 102V104H45L47 107H49L50 108V105H51V103L53 102V106H52V109L54 110V111H56V112H54V113H52V114H50V115H53V114H55V113H57L58 111H60L61 113H62V115L64 114V113H66L64 110H67V111H69V109H70V107L72 108L73 107V110L75 111L74 113H71V112H69L71 115L73 114L74 115V117L73 118H78L79 119V123H77L76 122V120L74 121V123H73V125L71 124L72 122H73V119H72V117H69L68 119H70L71 118V120H72V122L69 120H67V119H65L66 120V122L69 124V122H70V125H68L66 122H65V120L63 121V119L64 118H66L67 116H68V114L66 115V117H65V115H64V118L62 119V120H60L61 118H60V116H62V115H59V117L58 118H56L57 116V114H55L54 116V118H55V121H57V120H59V122L58 123H54L55 121H53V124H55V128H54V134L53 133H51V134H49V131L50 130H47L46 128H43L45 131L47 130L48 132H46V134L49 136V135H51L52 136V138H50L51 136H49V138L47 137L46 139H49V140H46V141H42L41 140V142H37V141H35L34 139H32L33 138V135H36V134H34L35 133V130L33 131V126H34V122H36L37 121V119H38V116H40V115H42L43 114V112L45 111L46 112V110H45V105H44V103L42 104V101L44 100H42L41 99V102H39V103H41L40 105H38V102H37V105L35 104L36 102H35V100H37V101H40V99H38V97H40V96H35L34 97V102L32 103L31 101V99H32V96H33V94L35 93V95H36ZM42 91V92H41ZM120 91L121 92H123L124 94L122 95V93H120ZM126 91H128V93H131L133 96H134V99H135V101L133 102V96L132 95H130V94H127V92ZM129 91H131V92H129ZM147 91V92H146ZM246 91V92H245ZM82 92V91H81ZM126 92V93H125ZM158 92H165L164 94L162 93V97L166 94V96L165 97H163L162 98V100H160V96L158 97V96H156V95H158ZM243 92V93H242ZM250 92V93H249ZM256 92H261L260 93V95L259 94H255ZM17 93H18V95H17ZM59 93H57V95L59 94ZM88 93V92H87ZM120 93V94H119ZM153 93L155 94L154 96H153ZM159 93V94H160ZM252 93H254V94H252ZM20 94V95H19ZM118 95V99H120L119 101H118V105H117V101L115 100V99H117V98H115V97H117L116 95ZM127 94V95H126ZM150 95V97L148 98L147 96V98L145 97V95ZM200 95V97L201 98H203V99H200V97H196V96H198V95ZM220 95H221V99H222V94L221 93H219ZM245 94V95H244ZM263 94V95H262ZM23 97H22V96ZM41 95V96H42ZM113 95H114V98H113ZM121 95V96H120ZM128 95H130V97L132 96V98L130 99V97H129V99H128ZM211 95H212V97L213 98H211ZM236 95V94H235ZM247 95V96H246ZM256 95V96H255ZM259 96V98L261 99H259L258 98V96ZM262 95V97H260ZM25 96V97H24ZM27 96V97H26ZM31 96V99L30 98H28V97H30ZM104 96H106L107 98H105ZM127 96V97H126ZM136 96V97H135ZM142 96H144V97H142ZM193 96V97H192ZM246 98H245V97ZM67 97H68V95H67ZM81 97V96H80ZM79 97V98H80ZM93 97H95V98H98V101H96L97 99H93ZM125 99H123V98ZM143 98V102L145 101V99H146V101H147V99H150V101H151V103L153 104L154 103V105H151L153 108L155 107V104H156V107H155V109H157L156 111H155V109H151L152 107L150 106V104L149 103H147V102H145L144 104H148L145 108H143V106H144V104H140L141 102H142V100H140V98ZM177 97H178V99H177ZM209 97H210V100H212L213 101V103L214 104H212V101H206V100H209ZM223 97H224V95H223ZM248 97H249V102H247L248 101ZM25 98V99H24ZM40 98H43V97H40ZM109 98V99H108ZM112 98V99H111ZM141 98V99H142ZM145 98V99H144ZM156 98H158L161 102H159V100L157 99V102L159 103L158 105H157V103H155L156 102ZM184 98H186V99H184ZM189 98V99H188ZM192 98V99H191ZM197 98V99H196ZM217 98H218V100H217ZM255 98H258V102L255 100ZM3 99V100H2ZM30 99L31 101H29V103H28V100ZM53 100V101H51V102H49V100ZM65 99V100H64ZM66 99H68V101H66ZM99 99H101L100 101H99ZM105 99V100H104ZM110 101V102H107L108 100ZM122 99V100H121ZM153 99L155 100V102L153 101ZM245 99H247V100H245ZM251 99V100H250ZM93 100V101H92ZM105 102H104V101ZM132 100V101H131ZM2 101V102H1ZM27 101V102H26ZM88 101V102H87ZM102 101L104 102V104L102 103ZM111 101H112V103H111ZM116 101V102H115ZM127 101V102H126ZM132 102V104H131V102ZM139 101H141V102H139V104H138V102ZM153 101V102H152ZM200 101H202V104L204 105V103H205V105L206 106H204L205 107V109H203V105L200 103ZM219 101V102H218ZM256 101V102H255ZM17 102V103H16ZM44 102V101H43ZM47 102H45V103H47ZM55 102V103H54ZM59 102V101H58ZM57 102V103H58ZM108 103V106L105 104V103ZM115 102V103H114ZM121 103V106H120V103ZM130 102V103H129ZM149 102V101H148ZM164 102V103H163ZM244 102V103H243ZM250 102H252V103H250ZM255 102V103H254ZM1 103H3V104H1ZM16 103V104H15ZM31 103V104H30ZM49 103H50V105H49ZM62 103V104H63ZM161 103H162V105H161ZM188 103H186L185 105L188 107ZM198 103V104H197ZM211 103V104H210ZM245 103H247V104H245ZM15 104V105H14ZM58 104H60V103H58ZM62 104H60L61 106H62ZM77 104V105H76ZM79 104H81V105H79ZM112 104V105H111ZM115 106H114V105ZM126 104L127 105H129V106H127L126 107ZM132 106H134L135 105V107H138V108H134V107H132ZM171 104V108H170V106H168L167 107V105H166V107L167 108H170L171 110L173 109L174 110V108H172V106L174 107L175 105H172ZM248 104H251V105H248ZM253 104H254V106L255 105H257V106H253ZM29 105H30V107H31V109L29 108ZM44 105V106H43ZM116 105H117V107H116ZM125 105V106H124ZM137 105V106H136ZM139 105L140 106H142L141 108H143V110L142 109H139L140 107H139ZM159 105H160V107H159ZM182 106H183V108L184 109H186L185 107V105L182 103L181 104ZM197 105V106H196ZM15 106H17V107H15ZM23 106V107H22ZM41 106V107H43L44 108V110H43V108H39V107ZM64 106H65V108H64ZM70 106V107H69ZM120 106V107H119ZM180 106V107H179ZM245 108H244V107ZM254 108H253V107ZM26 107V108H25ZM32 107H33V109H32ZM34 107H36L35 108V110H34ZM46 107V108H47ZM60 106L58 105V108H59ZM103 107H105V108H103ZM108 107L110 108V109H108ZM202 107V108H201ZM213 107V108H212ZM249 109H248V108ZM259 107V106H258ZM256 108L257 110H260L259 108ZM39 108V109H38ZM84 108V109H85ZM101 108V109H100ZM103 108V109H102ZM116 108H117V110H116ZM132 108H134V109H132ZM151 110H150V109ZM166 108V109H167ZM182 108V109H183ZM211 108V109H210ZM250 108H252V109H250ZM6 109V110H5ZM25 109L27 110V111H25ZM31 110V114L32 113H34L33 112V110L34 111H37V112H35V113H37L38 114V116L35 114L34 116L35 117H32L33 116V114H32V118L30 117V110ZM37 109V110H36ZM40 109L42 110L41 111V113H38L39 111H40ZM51 109V108H50ZM49 109V110H50ZM52 109H51V111H50V113L52 112ZM58 111H57V110ZM83 109V110H84ZM87 109V108H86ZM113 109V110H112ZM137 109H139V110H137ZM144 109L146 110V109H148L146 112L144 111ZM205 110V111H203V110ZM247 109H248V111L249 110H252V111H247ZM3 110V111H2ZM39 110V111H38ZM48 110V109H47ZM137 110V111H136ZM240 110H242V111H240ZM244 110H245V112H244ZM6 111H8V112H6ZM23 111V112H22ZM154 111V112H153ZM163 112L165 111H168V109L167 110H162ZM207 111H210V112H207ZM11 113V115H10V113ZM15 112V113H14ZM22 112V113H21ZM25 112V113H24ZM44 112V113H45ZM49 112V111H48ZM84 112H86L85 110H84ZM129 112V114H127ZM145 112V113H144ZM147 112H150V113H153V114H150V113H147ZM165 112H164V114H165ZM205 112H207V114L206 115H208V116H206L205 115ZM242 112V113H241ZM247 112H248V114H247ZM2 113V114H1ZM26 113H28L29 114V116L26 114ZM125 113V114H124ZM130 113H132V116H130ZM148 114V115H145V114ZM160 113V114H159ZM162 113V114H161ZM173 113H174V111H173ZM18 114H19V117H17L18 116ZM21 114H25L26 116H23V115H21ZM60 114V113H59ZM70 114H69V116H70ZM86 114V113H85ZM85 114H83V115H85ZM126 114H127V116H126ZM167 114V113H166ZM169 114H171V112H169L166 116H168ZM241 114V115H240ZM246 114V115H245ZM46 115L48 116L49 115V113H46ZM89 115H91V116H89ZM99 117H97V116ZM114 115H115V117H114ZM119 115V116H118ZM125 115V116H124ZM134 115H136L140 120H138V118H135L136 116H134ZM142 115H143V117H142ZM157 115V116H156ZM159 115H161V117L163 116V118H159L158 116ZM244 115V116H243ZM252 115V116H251ZM9 116V117H8ZM16 118H15V117ZM21 116H22V118H21ZM28 116V117H27ZM36 116H37V119H36ZM43 116L45 117V114L44 115H42L41 116V118L39 119L40 121L41 120H44L43 119ZM46 116V117H47ZM94 116V117H93ZM118 116V117H117ZM128 116H130L129 117V119H128ZM133 116H134V121L136 122L135 124H137V123H139V121L141 122V124L143 125L145 122L147 123V122H149V123H147V126L145 127V125H146V123L144 124V126L142 127V125L141 126H139V124H138V127L137 126H135L134 124H132V122H133ZM140 116V117H139ZM169 116H172V115H169ZM244 118H243V117ZM246 116H247V118H246ZM249 116V117H248ZM251 116V117H250ZM27 117V119L26 120H23V119H25ZM31 119H33V118H35L36 119V121H33V122H31V120H30V118ZM84 117V116H83ZM90 117V118H89ZM92 117V118H91ZM98 119H97V118ZM100 117H102L103 118V120L104 121H102L101 120V118ZM126 117V118H125ZM158 119H157V118ZM5 118V119H4ZM13 118V119H12ZM48 118V117H47ZM94 118H96V119H94ZM113 118L115 119V120H113ZM117 118V119H116ZM119 118V119H118ZM122 118V119H121ZM239 118H240V120H239ZM254 120H253V119ZM3 119V120H2ZM18 119H20V120H18ZM88 119H91V120H89V122H91V124L89 123L88 124ZM96 120V121H94V120ZM157 119V120H156ZM245 119H247V120H245ZM252 119V120H251ZM6 120V121H5ZM12 120V121H11ZM38 120V121H39ZM47 120V119H46ZM45 120V121H46ZM80 120H82V121H80ZM100 120V121H99ZM111 121V122H109V121ZM118 120H119V122L120 121H122V122H120L121 124H123V125H120V123L118 122ZM125 120V121H124ZM237 120V119H236ZM244 120V121H243ZM250 120V121H249ZM17 121V122H16ZM20 121H22V122H20ZM25 121H28V122H25ZM37 121V122H38ZM62 122V125L61 124H59V123H61ZM87 121V122H86ZM105 121H107V123L105 122ZM113 121V122H112ZM115 121V122H114ZM125 122V124H124V122ZM142 121H144V122H142ZM228 121V122H227ZM245 121H246V123H248V122H250L248 125H250L252 122L251 121H253V123L256 125V128H255V126H253V123H252V127L250 126H247V125H244V127H243V124H245ZM13 122V123H12ZM81 122V123H80ZM119 123V124H117V123ZM130 122V123H129ZM153 122V123H152ZM163 122H164V124H163ZM257 122V123H256ZM258 122H260V123H258ZM8 123V124H7ZM29 123H32V125L31 124H29ZM39 123V122H38ZM75 123H77V124H75ZM85 123H87L86 125H85ZM99 123V124H98ZM104 123H106V124H104ZM111 123V124H110ZM113 123V124H112ZM134 123V122H133ZM154 125H158L157 126V128L156 129H154L153 128V130H150V129H152L151 127H152V124ZM159 123H162V125H167V123H169L170 125L169 126H167V127H171L172 129H176L177 131H176V133H174L175 134V136H171L170 137V139H169V137L166 135V133L170 136L171 134L170 133H173V132H175V131H172V129H171V131H169V133L167 132V131H164L165 130V126L164 127H161V125H159ZM166 123V124H165ZM229 123H231V124H229ZM234 123H236V124H238V125H236V124H234ZM12 124V125H11ZM16 125V126H14V125ZM23 124V125H22ZM28 124V125H27ZM58 124V130H61L62 129V131H63V133L61 132V131H56V125ZM63 124L65 125V124H67L68 126H71V128H74V129H71L72 131L73 130H76L75 129V125H76V128L79 130V128H81L82 127V129H84V130H82V129H80V130H82V132L81 133H83V131H86V132H84V134L83 135H86V137L88 136V140H89V138H90V136H91V138L90 139H93V140H95L96 142V144L95 143H93V144H95V145H91V144H89V146L90 147H92L93 148V150H92V148L90 149V150H88V151H86V150H81L82 148H81V146L79 147L80 148V150L81 151H83V153L79 150V152H80V154H77L76 156L75 155H72L71 154V150H69L68 148L70 147V146H76L75 145V141L76 140H74V139H76L74 136H72L73 135V133H72V131L70 130H68L69 131V133H65V132H67L66 130H65V132H64V130L63 129H68V128H70V127H64L63 126ZM75 124V125H74ZM79 124V125H78ZM81 124H83L84 126H85V128H86V130H85V128H84V126L83 125H81ZM129 126H128V125ZM151 126H150V125ZM19 125V126H18ZM78 125V126H77ZM94 126V127H92V126ZM98 125V126H97ZM102 125L104 126V127H102ZM132 127H131V126ZM172 125H174V124H172ZM177 125V124H176ZM259 125H260V127L262 128V129H260L259 128ZM262 125V126H261ZM4 126V127H3ZM10 126V127H9ZM30 126V127H29ZM31 126H32V129H31ZM61 126H63V127H61ZM73 126V127H72ZM107 126V127H106ZM113 126V127H112ZM117 126H119V127H117ZM122 126V127H121ZM127 126V127H126ZM148 126H150L149 128H148ZM234 126H236L237 127V131H238V128L239 127H241L240 129H242L241 130V132L240 131H236V132H234L235 130H236V128H235V130L233 129V127ZM22 127V128H21ZM26 127V128H25ZM45 127V126H44ZM52 127H54V125H52ZM96 127V128H95ZM128 128V129H126V128ZM137 127V128H136ZM139 127H142V128H147V130L145 129V132H147V131H151V134H145L144 133V131H142V129L141 128H139ZM156 127V126H155ZM158 127H160L161 129H159V131L158 132H156L157 130H158ZM249 127V128H248ZM5 128V129H4ZM19 129V131L17 130V129ZM23 128H25V129H27L26 131H27V133L30 131V130H32V131H30L29 132V135L30 136H28L27 135V133H26V135H25V132L26 131H24L25 129H23ZM98 128V129H97ZM101 128V129H100ZM102 128H103V130H102ZM109 128V129H108ZM110 128H112V129H110ZM118 130H117V129ZM124 128V129H123ZM162 128H164V129H162ZM245 128V129H244ZM22 130V132H21V130ZM30 129V130H29ZM87 129H89V130H87ZM93 131H92V130ZM96 129V130H95ZM131 129H133V132H132V130ZM140 129H141V131H140ZM149 129V130H148ZM174 129V130H175ZM251 129V130H250ZM51 130H53V128L51 129ZM78 130H76L77 132H80V131H78ZM107 130V131H106ZM111 130V131H110ZM154 130H156L155 132H154ZM160 130L161 131H164V133H165V135H164V137H165V139H167V140H165L166 142L165 143H167L166 145H165V143H164V141L162 142V141H159V139L160 140H163V139H161V138H164V137H162V135L164 134V133H160ZM167 130V129H166ZM170 130V129H169ZM246 132H250L249 134L248 133H246ZM263 130V131H262ZM56 131V132H55ZM76 131H75V133H74V135H76ZM131 131V132H130ZM153 131V132H152ZM252 131V132H251ZM74 132V131H73ZM88 132V133H87ZM96 132H97V135H98V137H95L96 135H94V134H96ZM105 132V133H104ZM116 132H118V133H116ZM126 132H128L126 135H125V133ZM141 132H143V135L146 137V135H151L150 137L148 136L146 139H143L144 138V136L142 135V133ZM149 132H147V133H149ZM184 131H182V133H183ZM16 133V134H15ZM60 133H62L61 135H60ZM87 133V134H86ZM133 133H135V134H133ZM152 133H155V135L154 134H152ZM236 133V134H235ZM259 133H256L255 134V137H256V135L258 136V134ZM12 134H13V136H12ZM21 134V135H20ZM33 134V135H32ZM53 134V135H52ZM79 134V133H78ZM90 134H92V135H90ZM111 134H113V135H111ZM118 134V135H117ZM133 134V135H132ZM139 134H141V136H142V138H141V136L139 135ZM157 134V135H156ZM158 134H159V136L161 137V138H159V139H157L155 136H158ZM161 134V135H160ZM177 134V135H176ZM237 134H239V135H237ZM3 135H5V134H3ZM17 135V136H16ZM18 135H19V137H18ZM66 135V136H65ZM74 138L73 140V142L71 141V136ZM79 135H81V134H79ZM83 135H82V140H83V142L84 141H88L87 139L86 140H84V138H86L85 136L83 137ZM152 135H154V136H152ZM173 135V134H172ZM185 135H187V134H185ZM247 135V136H246ZM252 135V136H251ZM11 136H12V138H11ZM26 136V137H25ZM62 136V137H61ZM110 136V137H109ZM113 136H115L114 138H113ZM126 136H127V139H125L126 138ZM134 136H136V138L138 137H140L142 140H141V142H140V139L138 140H136V138H134ZM158 136V137H159ZM183 136H184V134H183ZM249 136H251V137H249ZM258 136V137H259ZM7 137V138H6ZM9 137H10V139H9ZM29 137L32 139V141L34 140L35 142H33L32 143V141H31V139H29ZM69 137V138H68ZM78 135H77V138L79 139V141H78V139H77V141H78V144H79V142H80V138ZM107 137V138H106ZM116 137L120 140H116ZM155 138V140H157V144L156 145H153V142H155L154 141V138ZM181 137V135L180 136H178V137H176V138H180ZM245 139H244V138ZM59 138V139H58ZM68 138V139H67ZM103 138V139H102ZM151 138H153V139H151ZM172 138V139H171ZM181 138H183V137H181ZM254 138V137H253ZM24 139V140H23ZM50 139H51V141H50ZM109 139V140H108ZM112 139V140H111ZM125 139V140H124ZM61 140V141H60ZM66 140V141H65ZM109 141V142H107V141ZM131 140V141H130ZM145 141V142H142V141ZM150 142H149V141ZM172 140V141H171ZM15 141V140H14ZM28 141V142H27ZM50 142V144H48L49 142ZM67 141H70V144H69V142H67ZM90 141L91 140H89V143H90ZM104 141V142H103ZM123 141V142H122ZM132 141H136V142H132ZM139 143H138V142ZM148 141V142H147ZM158 141H159V143H158ZM167 141H171L170 143H171V145L169 144V142H167ZM65 142H67V143H65ZM71 142H72V145H71ZM93 142V141H92ZM107 142V143H106ZM125 142V143H124ZM127 142V143H126ZM162 142V143H161ZM172 142H173V144H172ZM178 142H179V140H178ZM26 143L28 144V145H26ZM87 144L86 145H88V142H86ZM100 143V144H99ZM108 143H112V144H109L108 145ZM119 143V144H118ZM120 143H122V146H120L121 144ZM156 143V142H155ZM160 143L162 144V145H165L166 147H164V148H166L167 149V151L168 152H170L169 150H171V148H173L172 150H174V148H175V146L177 145V147L176 148H178L179 146V153L181 152L180 151V149L182 150V151H184V152H188V154H187V152L186 153H184V154H186V157H184V156H181V155H183V153H181V155L180 154H178L179 156H178V159H176V160H173L174 159V157H173V155L175 156V158L177 157L176 156V154L174 153V151H172V153H173V155H171L170 153V159H166L165 161H163V165H161V167L162 168H159V162L160 163H162V160H163V157H161L162 158V160L161 159H159L157 156H156V151L158 150L157 148H158V146H160V148H161V145H160ZM164 143V144H163ZM184 143V142H183ZM30 144V145H29ZM38 144V147L40 148V152L38 151L39 150V148L38 147H36V145ZM42 146H41V145ZM45 144V145H44ZM48 144V145H47ZM66 144H68V145H66ZM98 144V147H96V145ZM102 144H103V146H102ZM106 144V145H105ZM125 144V145H124ZM129 144V145H128ZM144 144V145H143ZM146 144H147V146H146ZM175 144V145H174ZM22 145V146H21ZM50 145V146H49ZM70 145V146H69ZM119 145V146H118ZM123 145L125 146L124 148H123ZM135 145V146H134ZM152 145V146H151ZM183 145V146H184ZM15 146L17 147V148H15ZM28 146H29V149L31 150V149H33V150H35V149H37L36 151H38V152H36L35 151V153L33 154L32 152H34V151H31V153L29 152V153H26L29 149H28ZM45 146H46V148H45ZM73 146V147H74ZM78 146V145H77ZM94 146H95V148L96 149H98V151H96V149L94 148ZM140 146V147H139ZM148 147V148H146V147ZM153 147L152 148V151H153V153L150 151L151 150V148L150 147ZM171 146V147H170ZM174 146V147H173ZM13 147V148H12ZM41 147H44L43 149L41 148ZM67 149H66V148ZM108 147V148H107ZM142 147H143V149H142ZM145 147V148H144ZM155 147H157L156 149V151H155ZM24 148V149H23ZM35 148V149H34ZM48 148H50V149H48ZM61 148V149H60ZM64 148V149H63ZM70 148H72V147H70ZM75 148V150H77L78 151V147L76 148V147H74ZM73 148V149H74ZM99 148H100V150H99ZM133 148H135V149H133ZM141 148V149H140ZM163 148V149H164ZM170 148V149H169ZM261 148V147H260ZM46 149V150H45ZM72 149V150H73ZM166 149H164L165 150V152H167L166 151ZM189 149V150H188ZM18 150V151H17ZM22 150V151H21ZM24 150H26V151H24ZM43 150V151H42ZM55 150V151H54ZM58 150H61V151H63V153H66V152H69L68 154H70L71 155V157H70V155L68 156V154L66 153L65 155L60 151H58ZM104 150H106L105 152H104ZM108 150V151H107ZM112 150V152H110V151ZM121 150V151H120ZM125 150V151H124ZM136 150V151H135ZM140 150V151H139ZM17 151V152H19V151H21L22 152V154L21 155H17L18 153L16 152V154H15V152ZM26 153V155H25V153ZM45 151V152H44ZM94 151V152H93ZM119 151V152H118ZM124 151V152H123ZM134 151V152H133ZM142 151H143V153H142ZM160 151H162V150H160L159 149V152L158 153H160ZM12 152H14V154L16 155H14ZM48 152V153H47ZM53 152V154L55 153H58V155H53V154H51ZM78 152V153H79ZM90 152H92V153H90ZM100 152V153H99ZM107 152H109V153H107ZM121 152V153H120ZM127 152V153H126ZM129 152V153H128ZM148 152H150V153H148ZM175 152H177L178 153V151H175ZM261 152L263 153L264 152V149H263V151H262V148H261ZM37 153V154H36ZM49 155H47V154ZM50 153V154H49ZM86 153H87V156L85 157V155H86ZM102 153H104V154H102ZM106 153V154H105ZM111 153H113V154H111ZM131 153H133V154H131ZM157 153V155H159ZM242 153V157L243 158H241L240 157V154ZM11 154V155H10ZM19 154H20V152H19ZM63 156H62V155ZM81 154H83V155H81ZM85 154V155H84ZM96 154V155H95ZM98 154V155H97ZM112 156H111V155ZM125 154V156H123ZM141 154V155H140ZM144 154H146V156L147 157H143V156H145ZM149 154H152V155H149ZM161 154V156H162V154H163V156L165 157V155L166 156H168L169 157V154H166V153H160ZM165 154V155H164ZM243 152H240L239 153V159L238 158H236V163H238V164H242V165H240L241 167H243L242 169H243V172H247L248 170H250V171H248V172H251L252 171V169H253V172H251L250 173V175H249V173H247L246 175H247V177L245 178V179H248L250 176H258V172H257V170L255 171V169L257 168V169H260L261 167H259L260 165H262L263 164V162H264V159H260L261 160V162L259 163V160H253V158H251L250 159V157H249V159H247V156H246V154H244ZM264 154V153H263ZM263 154H261V155H263ZM28 155H30V157H28ZM81 155V156H80ZM95 155V156H94ZM109 155V156H108ZM120 155V156H119ZM131 155V156H130ZM41 156H43V157H41ZM45 156H47L46 158H45ZM59 156V157H58ZM74 156H75V158H74ZM80 156V157H79ZM89 156V157H88ZM108 156V157H107ZM117 156H119V158L120 159H118V157ZM130 156V157H129ZM133 156V157H132ZM153 156V157H152ZM244 156H246V157H244ZM9 157L11 158V161H10V159H9ZM53 157V158H52ZM55 157V158H54ZM87 157H88V159H87ZM109 157L111 158V159H109ZM137 157V158H136ZM139 157H141V158H139ZM150 157H152V160H151V158ZM155 157L156 158H158L157 159V161H158V165L159 166H155L154 164V162H156L155 160ZM160 157V156H159ZM167 157V158H168ZM179 157H180V160L183 162V161H185V163L183 164V163H181V161H179ZM187 157H189V158H187ZM191 157V158H190ZM236 157V156H235ZM30 158V159H29ZM35 160H34V159ZM83 158V159H82ZM92 158V159H91ZM107 158H108V160L109 161H107ZM123 158H126L127 160H125V159H123ZM130 158V159H129ZM132 158V159H131ZM184 158H185V160H184ZM263 158H264V155H263ZM15 159H16V161H15ZM18 159V160H17ZM26 159H28V160H26ZM32 159V160H31ZM53 159V160H52ZM79 159V160H78ZM80 159H81V161H80ZM91 159V160H90ZM93 159H95V160H93ZM97 159H98V161H97ZM101 159V160H100ZM145 159V160H144ZM165 159V158H164ZM173 161H176V163L177 164H175V166H177V168L173 165V164H171L172 162V160ZM189 159V160H188ZM194 159H195V157H194ZM237 159H238V161H237ZM242 159V160H241ZM247 159V160H246ZM7 160V161H6ZM14 160V161H13ZM25 160V161H24ZM64 160V161H63ZM67 160V161H66ZM75 160H76V162H75ZM93 160V161H92ZM111 160H114V163H112V164H108L107 162H109V163H111ZM137 160V161H136ZM142 160V161H141ZM160 160V161H159ZM168 160V161H167ZM169 160H170V162H169ZM193 160V159H192ZM7 163H6V162ZM55 161V162H54ZM66 162V163H69V165L70 166H72V168H73V170H74V172H72V170L71 169H68V167H70V166H67V167H61V168H59V165H57V167L55 166L54 167V171L55 172H53L54 174H49L50 172H52V169H53V165L54 164H57V163H59V162ZM87 163H86V162ZM90 161V162H89ZM97 163H96V162ZM123 161V162H122ZM125 161V162H124ZM151 161H154L153 162V164L151 163ZM241 161V162H240ZM242 161H244V162H242ZM247 161H248V164H247ZM4 162V163H3ZM17 163L18 164V162H20L18 165H16V166H19V165H21V166H19V168L17 169V167L14 165V163ZM41 162V163H40ZM43 162V163H42ZM53 162H54V164H53ZM61 162V163H62ZM93 162V164H90V163H92ZM100 162H101V164H100ZM144 162V163H143ZM167 162H168V164H170V166H168L167 165ZM179 162L181 163V164H179ZM186 162L188 163V164H186ZM194 162V161H193ZM193 162H192V164H193ZM252 162V163H251ZM25 165H24V164ZM51 163V164H50ZM76 163V164H75ZM105 163H107L108 165H110V166H108V167H110L109 168V170H108V167H107V164H105ZM116 163V164H115ZM122 163V164H121ZM148 163V164H147ZM251 163V164H250ZM8 164H9V166H8ZM13 164V165H12ZM28 164V165H27ZM32 164V165H31ZM42 164V165H41ZM77 164H78V166H77ZM88 164V166H86ZM115 164V165H114ZM133 164V165H132ZM141 164V165H140ZM147 164V165H146ZM166 164V165H165ZM232 164V163H231ZM254 164V165H253ZM259 164V165H258ZM12 165V166H11ZM27 165V166H26ZM31 165V166H30ZM80 165V166H79ZM90 165H91V167H90ZM103 165V166H102ZM146 165V167H144ZM156 165H157V162H156ZM184 165V166H183ZM188 165V166H187ZM3 166V167H2ZM22 166H24V168L22 167ZM28 166H29V168H28ZM45 166V167H44ZM50 166V167H49ZM66 166V165H65ZM97 166V167H96ZM112 166L114 167V169L112 170ZM124 166V167H123ZM129 166V167H128ZM135 166H136V168H135ZM172 170V172H170V171H168V167ZM171 166H174L175 168H171ZM189 166H191V168H189ZM257 166V167H256ZM14 167H16V168H14ZM30 167L32 168V169H35V170H31L30 169ZM48 167V168H47ZM78 167V168H77ZM81 167H82V169H81ZM90 167V168H89ZM99 167V168H98ZM101 167H103V168H101ZM121 167V168H120ZM131 167V168H130ZM134 167V168H133ZM140 168L139 170H138V168ZM150 167H156L157 169L159 168V169H161L162 171H163V169H165L163 172L162 171H160L159 172V174L155 177L153 174H155V173H153L152 174V172L150 171L151 169H150ZM185 167V168H184ZM188 167V169H186ZM245 167H246V169H245ZM5 170H4V169ZM8 168V169H7ZM11 168V169H10ZM20 168H22V169H20ZM28 168V169H27ZM56 168V169H55ZM57 168H59V169H63L62 171L60 170L59 171V169H57ZM65 168V169H64ZM67 168V169H66ZM85 168V169H84ZM92 168H94V170L96 169L97 171L95 172ZM120 168V169H119ZM128 168H129V170H128ZM248 168V169H247ZM14 169H16V170H14ZM20 169V170H19ZM37 169V170H36ZM43 170V171H40V170ZM77 169H78V171H77ZM92 169V170H91ZM101 169V170H100ZM103 169V170H102ZM143 169V170H142ZM146 169V170H145ZM176 169V170H175ZM190 169V170H189ZM18 170V172H20V174H16L17 176H19V177H17L16 175H15V173H16V171ZM25 170V171H24ZM31 170V171H30ZM71 170V171H70ZM88 172V173H86V171ZM104 170H105V172H104ZM110 170H112V171H114L115 170V172H113V174H117L116 175V179L119 181V182H117V180H115V178H114V176L115 175H113V174H111L112 172L110 171ZM138 172H137V171ZM141 170V171H140ZM147 170H149L148 172L151 174H148V172L146 173V174H144V172H146ZM179 170H182L181 172L179 171ZM185 170V171H184ZM246 170V171H245ZM8 171V172H7ZM28 171H30V174H31V176H30V174L28 173ZM33 171V172H32ZM38 171H39V173H38ZM58 171V172H57ZM76 171H77V174H76ZM99 171V172H98ZM116 171H117V173H116ZM122 171H123V173H122ZM175 171V172H174ZM178 171V172H177ZM189 173H188V172ZM190 171H191V173H190ZM258 171H260V170H258ZM15 172V173H14ZM17 172V173H18ZM23 172H26V174H24ZM34 173V172H36V173H34L33 175H32V173ZM40 172H42V173H40ZM47 172V173H46ZM60 172V173H59ZM82 172V173H81ZM90 172V173H89ZM92 172V173H91ZM126 172V173H125ZM130 172V173H129ZM155 172V171H154ZM164 172H165V174H164ZM167 172H169V174L167 173ZM10 173V174H9ZM12 173L19 179L20 177H22V175H23V178L25 177V180H26V182H24V181H21V180H17V178L15 179L14 177V179L12 180ZM44 173H45V175H44ZM57 173V174H56ZM73 173V174H72ZM75 173V174H74ZM81 173V174H80ZM129 173V174H128ZM142 173H143V175H142ZM174 173H175V175H174ZM180 173H181V175H180ZM39 176H38V175ZM85 174V175H84ZM87 174V175H86ZM89 174V175H88ZM94 174V176L96 177L95 179L96 180H98V182H99V184L100 183H107V184H109V185H107V184H101V185H98L97 186V184H96V186L94 185V187H92V185L90 186V184L89 183H91L93 180H90V176L91 175H93ZM100 174V175H99ZM107 174V175H106ZM109 174V175H108ZM125 174H127V175H125ZM137 174V175H136ZM160 174L161 175H165V176H163V177H165V179L163 178V180L161 179V181H160V179H159V181H158V179L157 180H155L156 178H161V176H160ZM167 174L169 175V177L167 176ZM183 174V175H182ZM187 174V175H186ZM254 174V175H253ZM28 176V177H26V176ZM37 175V176H36ZM41 175V176H40ZM48 175V176H47ZM72 175V176H71ZM76 177H75V176ZM103 175H106L105 177L103 176ZM113 175V178H111V176ZM122 175V176H121ZM134 175V176H133ZM140 175H141V177H140ZM150 175V176H149ZM156 175V174H155ZM195 175V176H194ZM200 175V176H199ZM230 175V176H229ZM234 175V174H233ZM249 175V176H248ZM34 176V177H33ZM36 176V177H35ZM51 176V177H50ZM54 176H56V177H54ZM86 176V177H85ZM110 176V177H109ZM129 176V177H128ZM153 176H154V179H153ZM180 176H182V178L180 177ZM191 178H190V177ZM202 176V177H201ZM224 176V177H223ZM11 177V183L13 182V184H12V188L10 187L11 186V184H7V183H10V181L8 182V180L7 179H9ZM30 177V178H29ZM35 178V180L34 181H32L31 179L32 178ZM42 178L43 177V179H40L39 180V178ZM58 177H60V178H58ZM66 177V178H65ZM69 177V178H68ZM76 179H74V178ZM107 177V178H106ZM145 177H146V184H147V187H148V181H149V183H151L152 182V184L153 185H155V186H150L151 187V189L153 190V194L151 193V191H150V196L152 197V208H153V210H154V214L156 215V213H155V210H156V212H160L161 214L163 213V215H161L160 213V215L158 214V216H159V218L160 217H162V218H160V219H158V217H156V218H154V222L155 223H158L157 224V226H159V227H157L156 226V224L155 223H153V221H151V220H147L146 221V219L145 218H142L141 216H140V214H139V212H136L137 210H138V208H137V210L135 209L136 208V206H134V205H132L131 204V201L130 200H133V196L131 195L132 193V191L133 190H131V187H133L132 185H134V184H136L137 183V185L138 184H142L143 183V180H145ZM174 177V178H173ZM200 178V179H197V178ZM253 177H250V178H253ZM1 178H2V180H1ZM36 178H37V180H36ZM44 178H45V181H44ZM51 178H52V180H51ZM68 179V180H65V179ZM70 178H72V180L74 179L75 180V182L74 181H71L70 183H72V184H70V183H68V181H70L71 179ZM78 178V179H77ZM102 178V179H101ZM108 178H109V180H108ZM128 178V179H127ZM152 178V179H151ZM168 178V179H167ZM171 178H172V180H171ZM175 178H177V179H175ZM184 178L186 179V180H184ZM190 178V179H189ZM202 178H203V180H202ZM221 179L220 180V183L218 184V186H217V184L215 185V181H216V179ZM226 178V179H225ZM230 179V180H233V181H230V180H228V179ZM20 179H22V178H20ZM27 179H30L31 181H29V180H27ZM82 181H81V180ZM134 179V180H133ZM139 179H140V181H139ZM168 180V182L171 184V187L169 188V186H168V189H169V191L170 192H167V193H163L165 190L166 191H168L167 190V188H165L164 186L165 185H167L168 184V182H167V180ZM205 179H207V180H205ZM217 179V181L216 182H219V180ZM222 179L224 180L225 179V181L227 180L228 181V183L227 182H225V181H222ZM254 179V178H253ZM4 180H6V181H4ZM10 180V179H9ZM15 180H17V181H15ZM44 181V183H45V185H47V187L45 188L46 189V191H45V189H44V185H43V181ZM56 180V181H55ZM61 180V181H60ZM63 180V181H62ZM88 180V181H87ZM95 180V181H96ZM102 180V181H101ZM104 180V181H103ZM133 182H135V183H133ZM166 180V181H165ZM170 180H171V182H170ZM173 180L175 181V180H177L180 184H178V186H177V188L178 189H180V191L182 192V190H184L185 189V187L187 186V188L184 190L185 192H186V195H183L184 197H182V196H179V197H182L181 198V200L183 199V201H181V200H178V195H177V193L176 192H174V191H176V186L175 185H177L176 183H178L177 181H175V182H173ZM184 182H183V181ZM191 180V181H190ZM195 180V181H194ZM199 180V181H198ZM21 181V182H20ZM36 181V182H35ZM42 181V182H41ZM53 181V182H52ZM65 181H67V182H65ZM95 181H93V182H95ZM101 181V182H100ZM107 181V182H106ZM123 181V182H122ZM125 181V182H124ZM137 181H139V182H137ZM153 181H155V183L153 182ZM156 181L158 182V183H156ZM186 181H190V182H187L186 183ZM210 181V182H209ZM19 182V183H18ZM23 182H24V184H23ZM27 182H31V183H33V184H31V183H29V184H27ZM39 182V183H38ZM50 183V184H48V183ZM54 184H52V183ZM62 182H63V184H62ZM65 182V183H64ZM75 184H74V183ZM145 182V181H144ZM160 182V183H159ZM162 182V183H161ZM167 182V183H166ZM197 182H199V183H197ZM223 182L225 183V185H226V188L227 187H229L230 189L232 188L230 185H228V184H230L229 182H232L231 184H235V186L233 185V190H229V188H225L224 187V184H223ZM15 183H17V184H15ZM68 185H67V184ZM82 183V184H81ZM83 183H84V185L85 186H80V185H83ZM119 183H120V186H119ZM175 183V185H173V187H172V184H174ZM19 184H20V186L22 187H19ZM31 184V185H30ZM34 184H36V185H34ZM57 184H59V185H62V186H59V188L57 187V188H53L51 185H53V186H55L56 187V185ZM78 184V185H77ZM89 184V185H88ZM129 184H131V186L129 185ZM152 184H150V185H152ZM157 184V185H156ZM158 184H160V185H158ZM163 184H165L164 186H163ZM187 184V185H186ZM198 184H202V186H198ZM221 184V185H220ZM223 184V185H222ZM15 185H16V187H15ZM18 185V186H17ZM26 185H29V187H27ZM69 185H71V186H69ZM88 185V186H87ZM192 185V186H191ZM219 185L220 186H222V187H224V188H221L220 189V187H219ZM7 186V187H6ZM8 186L10 187V188H8ZM32 186V187H31ZM37 186H38V188H37ZM43 186V187H42ZM50 186V187H49ZM64 186H69V187H72V186H74V188L76 187V189H81V191L82 192H78V195L80 196V197H78V195H77V191H75L76 189H73V191H72V188H69V190H67L68 188H66V187H64ZM80 186V188H78ZM105 186V187H104ZM108 186V187H107ZM114 188H113V187ZM124 186V187H123ZM136 186V185H135ZM175 186V187H174ZM193 187L192 189H190L189 190V188L190 187ZM195 186V187H194ZM196 186H197V188H196ZM26 187V188H25ZM61 187V188H60ZM88 187V188H87ZM92 187V188H91ZM107 187V188H106ZM109 187H110V189H109ZM120 187H121V189H120ZM130 187V188H129ZM155 187V188H154ZM158 187V188H157ZM198 187H200L199 189H198ZM218 187V188H217ZM7 188V189H6ZM14 188V189H13ZM16 188H18V190L16 189ZM20 188V189H19ZM33 188V189H32ZM40 188V189H39ZM63 188V189H62ZM95 188H97V189H95ZM105 188V189H104ZM112 188H113V190H112ZM117 188H119V189H117ZM149 188V187H148ZM163 188V189H162ZM195 188H196V190H195ZM240 188V187H239ZM9 189V190H8ZM13 189V190H12ZM32 189V190H31ZM39 189V190H38ZM42 189H43V191L46 193H44V195H51L52 193V200H50L49 201V199L51 198V197H44L43 196V191H42ZM57 189V190H56ZM60 189V190H59ZM65 189V190H64ZM83 189V190H82ZM116 189V190H115ZM150 189V190H151ZM171 189H173V190H171ZM175 189V190H174ZM177 189V192L179 193L180 191ZM197 189H198V191H199V195H198V192H197ZM221 190V192H218V190ZM222 189H224L223 191H222ZM225 189H226V191H228V194H230L231 192V194L230 195H226L227 193H226V191H225ZM1 190H3V191H1ZM5 190L7 191V192H5ZM21 190V191H20ZM47 190H49V191H47ZM58 190H59V192H58ZM65 192H64V191ZM71 190V191H70ZM93 190H95L94 192H93ZM100 190V191H99ZM108 190V191H107ZM110 190V191H109ZM119 190H121V191H119ZM131 191V192H128V191ZM196 192H195V191ZM201 190V191H200ZM219 190V191H220ZM10 191H11V193H10ZM13 191H14V193H13ZM25 191V192H24ZM32 191H33V193H32ZM55 191V192H54ZM67 191V192H66ZM85 191V192H86ZM105 191V192H104ZM114 191H116V192H114ZM148 191H149V189H148ZM155 191H156V193L158 192H160V194H157V196L155 195ZM165 191V192H166ZM189 191H191V192H189ZM241 191H243V190H241ZM47 192H48V194H47ZM62 192V193H61ZM72 192V193H71ZM76 193L75 194V196H73L74 195V193ZM97 192H99V193H97ZM103 192V193H102ZM121 192H123V193H121ZM181 192H180V195H181ZM185 192H182V193H185ZM210 192V191H209ZM209 192H208V194H209ZM217 192V193H216ZM9 193V194H8ZM28 193H29V196H28ZM41 193V194H40ZM51 193V194H50ZM59 193V194H58ZM70 193V194H69ZM81 193V194H80ZM163 193V194H162ZM174 193H176V194H174ZM189 193H191V195H189ZM193 193L195 194L194 196H195V198H194V196H193ZM216 193V194H215ZM3 194L5 195V194H7L8 195V197H10L9 199H10V201L12 202V203H10V202H8L7 203V205H9L10 204V206H6L5 204V202H7V200L6 199H4L3 198ZM22 194V195H21ZM56 194H58V195H60L59 197L58 196H56ZM62 194H63V196H62ZM83 194V195H82ZM95 194V195H96ZM124 194V195H123ZM129 194V195H128ZM170 194V195H169ZM173 194V195H172ZM232 194H235L234 196L232 195ZM6 195V196H7ZM66 195H67V198H66ZM117 195V196H116ZM121 195H123V196H121ZM126 195V197L124 198V196ZM153 195V196H152ZM160 195V196H159ZM161 195H163V196H161ZM165 195L166 196H168V198L167 197H165ZM173 197H172V196ZM176 195H177V198L176 199H174L175 197H176ZM197 195V196H196ZM225 195L227 196V197H225ZM242 195V193H240V196ZM28 196V197H27ZM34 196H35V198L36 199H34ZM54 196L57 198L58 197V200L57 199H55L54 198ZM82 196V197H81ZM85 196V197H84ZM91 196V195H90ZM106 196H107V199H106ZM109 196V197H108ZM121 196V197H120ZM132 196V197H131ZM175 196V197H174ZM206 196H207V200L205 199V201H204V197L206 198ZM228 196H229V198H228ZM7 197V198H8ZM24 197V198H23ZM41 197V198H40ZM62 197H64V199H62ZM91 197H94V196H91ZM120 198V200H118L119 198ZM124 198V200H123V198ZM128 197V198H127ZM150 197V198H151ZM157 197V198H156ZM160 197V199L162 198V197H164L163 199H158ZM188 198V201H187V198ZM197 197V198H196ZM221 197V198H220ZM231 197H233V198H235V199H231ZM29 200H28V199ZM83 198H84V200H83ZM167 200H166V199ZM194 198V199H193ZM2 199V200H1ZM4 199V200H3ZM23 199H24V201H23ZM25 199H27V200H25ZM44 199V200H43ZM125 199H127V200H125ZM186 199V200H185ZM193 199V200H192ZM239 199H240V201H239ZM32 200V201H31ZM35 200V201H34ZM48 200V201H47ZM55 200H57V203L58 204H60L59 206H58V204H55ZM61 200V201H60ZM84 202H83V201ZM87 200V201H86ZM107 200V201H106ZM114 200V201H113ZM157 200V203H155V201ZM168 201V202H170V203H168V202H164V201ZM170 200V201H169ZM175 200V201H174ZM176 200H178V202H180V203H178ZM185 200V201H184ZM190 200H191V202H190ZM209 200V201H208ZM59 201V202H58ZM63 201H67L66 203H64ZM89 201V202H88ZM127 201V203L129 204V206H127L128 208L126 209L125 208V206L127 205V203H125ZM130 201V202H129ZM134 201V200H133ZM173 201V202H172ZM186 201L188 202V203H186ZM14 202V203H13ZM19 202V203H18ZM26 202V203H25ZM49 203V204H47V203ZM63 202V203H62ZM88 203V205H87V203ZM106 202V203H105ZM121 202V203H120ZM176 202V204H177V206H178V208H177V206H176V204H172V203H175ZM182 202V203H181ZM193 202V203H194ZM235 202H233V204H235ZM1 203H3V204H1ZM36 203V204H35ZM40 203V204H39ZM53 203V204H52ZM78 203H79V205H78ZM80 203H82V205H80ZM90 203V204H89ZM133 203V202H132ZM159 203H160V206H158L159 205ZM194 203V204H195ZM203 203V204H202ZM208 203V204H209ZM35 204V205H34ZM42 204V205H41ZM54 204L55 205H57L58 207H61V206H64V209H63V207H62V209H63V211L66 213V215L64 214V212H61L60 213V211H62L60 208V210L59 209H57L58 207H56V209H52V207L54 206ZM65 204H66V206H65ZM114 204V205H113ZM122 204V205H121ZM125 204V206H123ZM131 204V205H130ZM133 204H135V201H134V203ZM166 205V208H167V210H166V208H165V210H164V208H163V205ZM179 204H181V206L184 208H182V207H180V205ZM187 204V205H186ZM190 204V206H188ZM240 205V203H236V206L237 205ZM18 205V206H17ZM32 205H34V206H32ZM41 205V206H40ZM44 205V206H43ZM51 206V208L49 207V206ZM93 205V206H92ZM121 205V206H120ZM172 205V206H171ZM228 205V206H229ZM238 205V206H239ZM253 205V204H252ZM255 205V204H254ZM15 206V207H14ZM17 206V207H16ZM46 206H47V208L49 209V210H47V208H46ZM87 206V207H86ZM90 206H92L91 208H90ZM112 206V207H111ZM118 206H120V207H118ZM122 206H123V208L124 209H122ZM169 206V207H168ZM173 206L175 207L176 206V208L178 209H175V208H173ZM194 206V205H193ZM258 206H259V211H260V213H261V217H262V221H264L263 220V218H264V205H262L260 202H258L257 204H256V208L258 209ZM41 207V208H40ZM55 207V206H54ZM84 207H86V208H84ZM100 207V208H99ZM130 207H132V208H130ZM180 207V208H179ZM230 207V208H231ZM241 207V206H240ZM240 207H239V209H238V207H236L237 208V212L240 214V213H243V211L244 212H247L246 210H249V208H244V210H243V208H241L240 209ZM254 207V206H253ZM9 208V209H8ZM16 209V210H14V209ZM115 208V209H114ZM130 208V209H129ZM156 208V209H155ZM162 208V209H161ZM189 208V209H188ZM40 209V210H39ZM51 209H52V211H51ZM87 209V210H86ZM99 209V210H98ZM109 209H111V210H109ZM130 210V213H131V215H132V213L134 214L132 217H135V218H132V219H129V218H131V217H126L127 215L129 216V210ZM162 210V212H161V210ZM179 209H180V211H179ZM183 209V210H182ZM235 209V208H234ZM255 209V208H254ZM257 209L256 210H254L253 212L255 213V216L257 215V213H258V211H257ZM37 210V211H36ZM47 210V211H46ZM54 210V211H53ZM85 210V211H84ZM90 210V211H89ZM101 210H100V212H101ZM124 210V211H123ZM134 212H133V211ZM136 210V211H135ZM178 212H177V211ZM181 210H182V212H181ZM186 212H185V211ZM251 210V209H250ZM48 211H50V212H48ZM89 211V212H88ZM117 212L116 214H114V213H110V212ZM252 211V210H251ZM19 212V213H18ZM53 214H55V216L54 215H52V213ZM86 212H88V213H86ZM125 212H126V215H124L125 214ZM165 212V213H164ZM170 212H172V214L170 213ZM180 212L182 213V215L180 214ZM248 212H250V211H248ZM257 212V213H256ZM263 212V213H262ZM6 213V214H7ZM26 213V214H25ZM43 213H48V214H45L46 215V217H47V219H46V217L45 216H42V215H44ZM49 213H51L50 214V217L49 216H47V215H49ZM128 213V214H127ZM238 213H236V215L238 214ZM25 214V215H24ZM138 214V216L139 217H137L136 218V215ZM184 214V215H183ZM192 214V215H191ZM231 214H233V213H231ZM2 215V213H1V211H0V216ZM29 215H32V216H29ZM65 215V216H64ZM87 215V216H86ZM91 215L92 216H94V217H91ZM102 215V214H101ZM115 215V216H114ZM117 215V216H116ZM120 215H122V217L120 216ZM166 215V216H165ZM169 217H168V216ZM171 215H173V217L171 216ZM178 215V216H177ZM180 215V216H179ZM236 215H232V217H234L235 216V218H239V216L237 215V217H236ZM241 215V214H240ZM251 215V217H248V219L249 220H251V219H256V217L254 216L253 217V215L252 214H250ZM13 216V217H12ZM15 216V214H12L11 215V217H9L8 218V221L10 222V223H15L16 222V218L14 217ZM52 216H54L53 217V220H51L50 218L52 217ZM60 216H63V217H60ZM82 216V214H80L79 215V217H83ZM112 216V217H111ZM124 216V217H123ZM157 216V215H156ZM61 218V219H59V218ZM66 217V218H65ZM68 217V218H67ZM85 217H83V218H85ZM101 217V216H100ZM100 217H99V221L98 222H100ZM126 217V218H125ZM171 217V218H170ZM182 217H184V218H182ZM13 218H14V220H13ZM64 218V219H63ZM92 218V219H91ZM165 218V220H168V219H170L169 221H165V223H167V226L165 225V223H163L164 221H163V219ZM168 218V219H167ZM235 218H233L234 220H236V221H238V218L237 219H235ZM260 217L258 216V219H259ZM45 219H46V221L47 220H50V221H47V222H49L48 224H47V222L45 221ZM95 219V220H94ZM109 219V220H110ZM113 219H111L112 221H110L111 222V224H112V222H113ZM127 219H129V220H126ZM144 219V220H143ZM155 219H157V221H155ZM177 219V220H176ZM30 220H31V222H30ZM41 221V223H38V222H40ZM69 220H71V219H69ZM118 220H120V222L118 221ZM133 220V221H132ZM141 220H142V222H141ZM184 220V221H183ZM185 220L187 221V222H185ZM192 220V219H191ZM35 222V224L33 225V223ZM62 221V222H61ZM127 223H126V222ZM135 221V222H134ZM149 221V222H148ZM150 221H151V223H150ZM161 221H163V222H161ZM175 221V222H174ZM51 222V223H50ZM131 222V223H130ZM132 222H133V225H132ZM174 222V223H173ZM2 223V224H1ZM32 225H31V224ZM44 223V224H43ZM60 223L62 224V226H60ZM122 223V224H121ZM129 223V224H128ZM135 223H137L136 225L137 226H139V227H137L136 228V226H135ZM172 225H171V224ZM178 223V224H177ZM6 224V225H5ZM29 224H30V226H29ZM37 224V225H36ZM114 224V223H113ZM113 224H112V226H113ZM116 224V226H115V224H114V226L115 227H117L118 225ZM155 224V225H154ZM160 224H162V225H160ZM168 224H170V225H168ZM174 224V225H173ZM176 224H177V226H176ZM180 224H182V225H184L183 226V228L182 227H180L181 225ZM1 225H2V227H1ZM27 225V226H26ZM42 225H43V227H42ZM63 225H64V227H63ZM180 225V226H179ZM54 226V227H53ZM128 226V227H127ZM134 226V227H133ZM142 226H144V227H142ZM146 226V227H145ZM155 226V227H154ZM162 226V227H161ZM166 226V227H165ZM169 226H171V227H169ZM174 226V227H173ZM26 227H27V230H29L28 231V234L27 233H25V231H26ZM32 228V230L34 231V232H31L32 230H31V228ZM56 227H57V229H56ZM109 227H111V225L109 226ZM114 227V229H117V228H115ZM119 227V226H118ZM124 227V228H123ZM131 227V228H130ZM150 227V228H149ZM164 227V228H163ZM171 229L172 227H173V231H175V232H173L174 234H172V232L169 230V228ZM177 227V228H176ZM228 227H230V226H228ZM227 227V228H228ZM235 227V226H234ZM233 227V228H234ZM3 228H7V229H3ZM24 228V227H23ZM37 228V229H36ZM112 228V227H111ZM110 228V229H111ZM146 229V230H148V231H145V233H144V229ZM148 228V229H147ZM155 228H156V231H155ZM180 228H181V230H180ZM226 228V230H222L223 232V234H224V237H225V241L224 242H226L227 243V246L228 245H230L233 241H235V239L239 236V234H241V232L240 231H237V230H239L238 229V227H237V229H236V231H235V229H234V231L237 233L236 235H238V236H235V233L233 232V229L231 230L232 232H231V234L230 233H228V232H230L228 229ZM3 229V230H2ZM104 229H106V228H104ZM104 229H102V230H104ZM113 228L111 229V230H114ZM121 229H123V230H121ZM132 229H133V231H132ZM135 229L137 230V232L135 231ZM138 229H140L139 231H138ZM143 229V230H142ZM151 229V230H150ZM161 229V230H160ZM176 229L178 230L179 229V231H182V230H184L183 232H178V231H176ZM223 229V228H222ZM225 229V228H224ZM229 229H231V228H229ZM11 230V231H10ZM37 230V231H36ZM54 232H53V231ZM56 230V231H55ZM164 230V231H163ZM165 230H166V232H165ZM172 230V229H171ZM227 230H228V232H227ZM241 230V229H240ZM22 231H24V232H22ZM122 231H124L123 233H122ZM127 231V232H126ZM242 231V230H241ZM6 232H7V234H6ZM27 232V231H26ZM56 232V233H55ZM117 232V233H116ZM132 232H134V233H132ZM136 232V233H135ZM143 232V233H142ZM146 232H148V233H146ZM155 232V233H154ZM157 232H159V233H157ZM164 233L163 235L161 234V233ZM169 232H171L170 234L171 235H173V236H171L170 237V239L172 238V240H170V239H167L166 240V238L167 237H165L164 235L167 233V235H168V233ZM243 232V231H242ZM11 233V234H10ZM35 233V234H34ZM41 233V234H40ZM55 233V234H54ZM110 233V234H111ZM125 233V234H124ZM151 233H152V235H151ZM154 233V234H153ZM177 233H179V236L180 237H178V240H177V235L176 234ZM221 233V234H222ZM234 233V236L236 237L235 239H233V234ZM239 233V234H238ZM10 234V235H9ZM13 234V235H12ZM51 234H53V236L51 235ZM59 234H61V233H59ZM62 234H65V233H62ZM120 234V235H121ZM145 234H148V235H145ZM157 234H159V235H157ZM169 234V235H170ZM183 234H181V235H183ZM243 234H245V232L243 233ZM242 234V238L244 237V235ZM24 235H26V236H24ZM31 235H33V236H31ZM117 235V236H116ZM127 237H126V236ZM134 235H137V238H136V236L134 237ZM140 235V236H139ZM141 235H143V238L145 237V239H146V241H145V239H143V238H140L141 237ZM153 235H155V236H153ZM160 235H162V236H160ZM226 235V236H225ZM229 235H230V238H232L233 239V241L231 242V240H230V238H229ZM231 235H232V237H231ZM15 236V238H16V240H15V238H13ZM19 236V237H18ZM25 237L24 238V241H25V243H24V241H23V237ZM35 236V237H34ZM41 236V238H39ZM65 236V235H64ZM146 236H147V238H146ZM149 236V237H148ZM158 236V237H157ZM248 236V235H247ZM30 237V238H29ZM36 237H37V240H36ZM104 237V236H103ZM114 237H116V239L114 238ZM117 237H119V239L117 238ZM132 237H133V239H132ZM138 237H139V239H138ZM161 237V238H160ZM165 237V240L167 241H165L163 238ZM176 237V238H175ZM245 237H246V235H245ZM8 239V240H6L5 242H4V240L5 239ZM17 238H18V240H17ZM21 238V239H20ZM49 238V239H48ZM64 237H62V239H63ZM168 238H169V236H168ZM241 238V237H240ZM240 238L238 237V239L240 240ZM241 238V239H242ZM250 238V237H249ZM9 239H11V240H9ZM15 241H14V240ZM28 239H30V240H28ZM33 239V240H32ZM51 239H52V241L54 242V243H52V241H51ZM122 239H123V241H122ZM135 239V240H134ZM140 239H141V241H140ZM148 239H149V241H148ZM158 241H157V240ZM174 239V240H173ZM175 239H176V241H175ZM244 240H245V243H246V241H248V239H247V237L246 238H243ZM36 240V241H35ZM118 240V241H117ZM142 240H144V241H142ZM151 240V241H150ZM156 240V241H155ZM238 240V241H239ZM250 240H251V238H250ZM12 243V241H13V244H11L10 246H9V244H10V242ZM20 242V243H22V244H20V246H19V248L17 249L16 247H18V245L16 246L15 244H17V242ZM27 241V242H26ZM103 241H101V242H103ZM108 241V242H107ZM116 241V242H115ZM121 241V242H120ZM135 241V242H134ZM136 241H137V243H136ZM139 241V242H138ZM147 241L149 242V244L151 245H153V246H150V245H148L147 244ZM154 241H155V243H154ZM162 243H161V242ZM165 241V242H164ZM173 241H175V242H177V243H173ZM215 241V240H214ZM219 241V240H218ZM229 241V242H228ZM237 241V240H236ZM241 242H243L242 240H240ZM7 245V242H9L8 243V245L7 246H5V244ZM31 242V243H30ZM43 242V243H42ZM46 242V243H45ZM63 242V241H62ZM118 242V243H117ZM143 242H145V244L143 243ZM156 242L158 243V244H156ZM169 242V243H168ZM231 242V243H230ZM240 242V243H241ZM30 243V245H28ZM35 243H36V245H35ZM52 243V244H51ZM57 243V245L55 246L54 244H56ZM105 243H99V244H97V247H99V249L101 248V247H103L104 245H105ZM124 243H127V244H124ZM132 243V244H131ZM139 243V244H138ZM141 243V244H140ZM156 244V246L154 245V244ZM244 243V242H243ZM248 243H250V242H248ZM24 244V245H23ZM26 244H27V247H30V248H28L27 250H29V249H32L31 251L29 250V251H27L26 250ZM43 244H45L46 246H44ZM114 244V245H113ZM123 244V245H122ZM131 244V245H130ZM147 244V245H146ZM171 244V245H170ZM173 244V245H172ZM176 244H177V246H176ZM218 245H220L219 243H217ZM233 245L235 244H238V243H235V242H233L232 243ZM247 244V243H246ZM22 245V246H21ZM38 245V246H37ZM41 245V246H40ZM48 245H49V247L51 248V246H52V248L50 249L49 247H48ZM61 245V246H60ZM106 245V246H107ZM112 245V246H111ZM127 245V246H126ZM144 245V246H143ZM176 247H175V246ZM234 245V246H235ZM244 245L245 244H243V245H241V246H243L244 247ZM11 246H14V248L13 247H11ZM16 246V247H15ZM107 246V247H108ZM120 246V247H121ZM154 246L156 247V249L158 250V251H161V252H159V253H157L156 251L157 250H155V249H153L154 248ZM232 246V245H231ZM238 246V245H237ZM236 246V247H237ZM240 246V247H241ZM32 247V248H31ZM44 247V248H43ZM96 247V246H95ZM94 247V249H97V247L95 248ZM110 247H109V249H110ZM119 247V248H120ZM142 249H141V248ZM172 247H174L175 249H176V251H174V248H172ZM239 247V246H238ZM237 247V248H238ZM246 247H251L250 245H247ZM16 248V249H15ZM34 248V249H33ZM38 248V249H37ZM40 248V249H39ZM48 248V249H47ZM103 248H105V247H103ZM170 248V249H169ZM219 248V247H218ZM235 249V248H233V246L232 247H230V250H232V249ZM2 249V250H1ZM4 249H6V248H4ZM3 248H0V250H1V253L2 254H0V258H1V255H4V250ZM36 249V250H35ZM57 250V252H56V250ZM127 249V250H126ZM137 249V252L135 251V250ZM140 249V250H139ZM168 249H169V251H168ZM173 249V253H172V251H170V250H172ZM241 249H242V247H241ZM17 250V251H16ZM39 252H38V251ZM44 250V251H43ZM59 250H60V253H59ZM63 250V251H62ZM102 250V249H101ZM104 250V249H103ZM105 250H107V249H105ZM150 250H151V252H150ZM153 250H154V252H155V255H154V252H153ZM222 251H223V249H221ZM230 250H227L226 249V251H229V252H226L225 250L223 251L224 252V255L222 254V253H220V254H222L223 256H228L229 254H231V251ZM21 251V250H20ZM43 251V252H42ZM51 251H53V252H51ZM66 251V252H65ZM81 251V250H80ZM79 251V252H80ZM83 251V250H82ZM141 251V252H140ZM222 251H220V252H222ZM64 252H65V254H64ZM78 252V251H77ZM86 252V251H85ZM95 252V251H94ZM102 252H103V254H102ZM112 252V251H111ZM110 252V253H111ZM123 252V253H122ZM126 252V253H125ZM143 252V253H142ZM144 252H146V253H144ZM153 252V253H152ZM176 252V253H175ZM215 254L213 253V257H214V255H216L213 259H217V258H219L220 259V257L222 256V255H217V253L219 252V249H217V248H215ZM234 251L232 250V253H233ZM44 253V254H43ZM62 253H63V255H62ZM72 253V252H71ZM70 253V254H71ZM82 253V252H81ZM90 253H92V257L94 256L93 254V252H90ZM106 253H109L108 252V250H107V252ZM225 253H228V254H225ZM238 253V251H236V252H234L233 254H237ZM5 254H7V253H5ZM37 256H36V255ZM39 254V255H38ZM46 254V255H45ZM48 254V255H47ZM55 254H56V256H55ZM73 254V253H72ZM82 254H85L84 252L82 253ZM111 254H113V253H111ZM115 254V253H114ZM159 254H161V255H159ZM171 254V255H170ZM173 254V255H172ZM178 254V253H177ZM176 254V255H177ZM28 255V254H27ZM41 255V256H40ZM42 255H44V257L42 256ZM60 255H61V257H60ZM65 255V256H64ZM77 255V254H76ZM86 255V254H85ZM91 255V254H90ZM116 255V256H117ZM134 255V257H132ZM136 255H138V256H136ZM145 255L147 256V258L151 261V259H153V263H152V261H151V263H148V262H150V261H148L147 262V258L145 257ZM159 255V256H158ZM7 256V255H6ZM39 256V257H38ZM48 256V257H47ZM63 256V257H62ZM79 256H80V254H79ZM78 256V257H79ZM137 258H136V257ZM139 256H140V258H139ZM144 256V257H143ZM158 256V257H157ZM165 256H166V258H165ZM209 256H211V255H209ZM222 256V257H223ZM231 256H233V255H231ZM236 256V255H235ZM235 256H233V259H234V257ZM7 257H9V254H8V256ZM32 257V258H31ZM45 258V260H43L42 258ZM55 257V258H54ZM58 257V258H57ZM74 257V256H73ZM83 257H85L86 258V260H89L90 258H92L91 256H88V258L86 257V256H83ZM107 257V256H106ZM181 257H183V259L181 258ZM230 257V256H229ZM29 258V259H28ZM48 258V259H47ZM50 258V259H49ZM62 258V260H60ZM64 258V259H63ZM113 258H114V256H113ZM123 258V259H122ZM132 258V259H131ZM143 258V259H142ZM147 259V260H145V259ZM163 260H162V259ZM169 258V259H168ZM171 258V259H170ZM172 258H173V260H172ZM180 260H178V259ZM187 260H186V259ZM231 258V257H230ZM2 259V258H1ZM34 259V260H33ZM53 259V260H52ZM54 259H56L55 261H54ZM59 259V260H58ZM74 261H73V260ZM107 259V258H106ZM117 259H115V260H117ZM136 259V260H135ZM158 259H161V261L160 260H158ZM176 259V260H175ZM182 259V260H181ZM209 259V258H208ZM228 259V258H227ZM232 259V258H231ZM230 259V264H231V262H232V260ZM19 260V261H18ZM20 260L22 261V262H20ZM104 260L106 261V263L104 262ZM134 260V261H133ZM168 260V261H167ZM170 260V261H169ZM210 260H212V259H210ZM218 260V259H217ZM216 260V264H221L222 262H220V263H218L219 262V260L217 261ZM222 260V259H221ZM224 260H226V258H224ZM24 261V262H23ZM50 261V262H49ZM51 261H52V263H51ZM54 261V262H53ZM64 261V262H63ZM85 261V260H84ZM228 261V263H229V260H227ZM11 262V263H10ZM20 262V263H19ZM57 262V263H56ZM69 262V263H68ZM76 262V263H75ZM88 262V261H87ZM93 262H96V261H91L90 260V263L92 264ZM113 262V263H112ZM117 262V263H116ZM129 262V263H128ZM154 262H156V263H154ZM197 262V261H196ZM225 262V261H224ZM224 262L222 263V264H224ZM2 263V264H3ZM33 263V264H34ZM71 263V264H72ZM83 263V262H82ZM177 263V264H178ZM227 263V262H226ZM28 264V263H27ZM30 264V263H29ZM37 264V263H36ZM79 264V263H78ZM85 264V263H84ZM86 264H88V263H86ZM192 264H193V261H192ZM197 264H199V263H197Z\"/></svg>",
    "mask_w": 264,
    "mask_h": 264
},
{
    "label": "bare ground",
    "instance_id": "bare-ground-1",
    "mask_svg": "<svg viewBox=\"0 0 264 264\" xmlns=\"http://www.w3.org/2000/svg\"><path fill=\"white\" fill-rule=\"evenodd\" d=\"M11 1H12V0H11ZM33 1H34V0H33ZM42 1H43V0H42ZM49 1H50V0H49ZM72 1H73V0H71V2H72ZM74 1H75V2H74L75 4L72 3V6H71V4L69 5V3H71L70 0H67V4H68V5L66 4V1H63V0H59L60 3H59V2L57 3L56 0H55V1L53 0V1H52L53 3L49 2V3H51V6H52L54 3H57L58 5H55V4H54V10H55V11H56V10H59V11H60V9H61L62 12L60 11V13H59V12L57 11L59 14L54 13V12H52L53 15H51L52 13L49 14V15L53 18V19H51V20H53V21H50V22H52L51 26H50V22H48V23H49L48 26H50V27H48V28L51 29V33H50V34L48 33L50 36H48L49 38L47 37V40L50 39V41L48 40L49 42H47V41L45 40L44 43H45V45H46V43H50L52 39H53V40H52L53 42H54V41H55V42H56V41L61 42V41H63V40L66 38L65 40L67 41V39H68V42H66L65 44L68 43L69 46H71V44H73L74 46H76L77 44L75 45L74 43L78 42L77 40H79L78 43H81V44H78V46H81V47H80V48H79L78 46H76V47L78 48V50H80V49L82 48V46L84 47V49L82 48V50L84 51V53H85L86 55H84L83 58H85V56H89L90 59H92L91 62H89V60H88V62H89L90 64H89L88 62L86 63V59H85V61L83 60V58H82V55H83L82 53H83V52H82L81 54H79L78 51H73V53H72V51H71L72 55L75 54V57H76V55H77V56L79 55V56H78L79 60H83V61H84V62H77V61H76V58L73 57V60H72V61H76L78 64H77L76 62H75V63H72V61H71V63H69V60H68V63L70 64V65H69L67 62H65V61H66L65 58H62V59L65 60V61L63 60L64 62H63V61L60 62V61L62 60L61 57H64V56H58L59 58H56V59H55V57H56L57 55L55 56L54 54H52L53 51L51 52V56H55V57H53V58H49V57H50V56H49L50 53H49L48 51H45V53L48 52L47 57L49 56V57H48L49 60L52 59V60L50 61V63L53 61V63H51V65L48 64V63H49V60L46 61V62H48L47 65H49V66H48L49 68L46 67V63L44 64L45 67H46V69H45V67L43 66V61L45 62V56H39V57H38V58H40V59L42 60V61H41L42 64H41V62H39V59H38V58L36 59V57L34 58V57H31V56H30V60H28L27 63L30 64V63H31V60L34 58L35 61L38 60V63L36 62L35 64L38 65V64L40 63L39 65H40V67H42L41 69H43V67H44V70H45V71H48V72H44V71H43L44 73H47L48 76H46L45 74H44L45 76H42L41 72L39 71V69H40L39 65H38L39 68L37 67V68H38V71L40 72V73H39V72L37 71V73L41 74V77H44L45 79L48 78V81H49V82H48V81H45L46 84H44L45 82L43 81V82H44L43 84H44V85H47V84H50V83H51L50 86H49V85L47 86V87L50 88V89L52 88L51 91H50V90L48 91L49 93H50V92L52 93V91H55V90H56V91H60L61 88H64V89L66 90V92L68 91V93H69L70 91H69L68 88H72V87H73V89H75V91L73 90V91H74V94H75L76 92L78 93V91H76V90H80L79 93H81V95H80L81 97H80V96H77V97H78L77 99H80L79 102H81V104H83V106H82L81 104H79V105H81V108H82V107L85 108L84 105H85L86 102L83 103V102H84L83 99H87V98H86L87 96L91 98V96H92V91H91V90H93L92 88H95L94 85H93V87H91L90 84H91L92 82L90 81L91 79L88 80V78H87V74H94V73H95L96 76H97L100 80L103 81V83L106 82V79H110L112 73L110 74V72H107V73H109V74L107 75V73H106L107 76H105V78H104V77H103L104 74H103L102 72H100V71L103 69V67H104L103 64H104V63H105L106 66H109L111 60L114 59V58H113L114 55H118L119 52H118V53H116V52H117V50L120 49V46H118L119 44H117L115 41L112 40L114 43L111 44V48H110V45H108L107 42H105L106 40H105V41L103 40V38L107 35V31L109 30L110 26L108 27V25L105 24L106 20L103 21V18H102V20L100 19V17H102L101 15L97 14V16H96L95 13H94V10H93V9H94V8L96 9V6H97V5H95V7H94V4H96L97 2L100 3L99 0H98V1L96 0V2H95L94 4L91 3V2H93L94 0H93V1L90 0V2H89V0H88V2H87V0H84V1H83V0H82V1H81V0H74ZM80 1H81V4H80ZM102 1H104V0H102ZM106 1H107V0H106ZM112 1H113V0H112ZM121 1H122V0H121ZM124 1H125V0H124ZM131 1L133 2V0H131ZM135 1H137V0H135ZM145 1H146V0H145ZM156 1H157V0H156ZM160 1L163 2L164 0H160ZM176 1H177V0H176ZM180 1H181V0H180ZM212 1H213V0H212ZM222 1H224V0H222ZM225 1H226V0H225ZM243 1H245V0H243ZM243 1H242V2H243ZM248 1H249V0H248ZM250 1H252V0H250ZM5 2H7L8 4H10V1L3 0V2H2V0H0V3H1V4H2V3L5 4ZM13 2H14V1H13ZM46 2H48V0H46ZM84 2H86L87 4L85 3L86 5L83 6L82 4H84ZM114 2H115V1H114ZM138 2L141 4L140 1H138ZM149 2H150V1H149ZM158 2H159V1H158ZM164 2H165V1H164ZM171 2H172V1H171ZM171 2H170V3H171ZM178 2H179V1H178ZM182 2H183V1H182ZM187 2H189V1H187ZM187 2H186V3H187ZM210 2H211V1H210ZM218 2H219V0H218ZM218 2H217V4H218ZM226 2H227V1H226ZM226 2H225V3H226ZM240 2H241V1H240ZM245 2H246V1H245ZM255 2H257V1L255 0ZM258 2L260 3V1H258ZM258 2H257V3H258ZM38 3H39V2H38ZM49 3H48V5H50ZM102 3H104V2H102ZM107 3H108V4H107ZM109 3H110V2H109V0H108V2H106V4H107L108 6L111 7V5H113V6L116 7V6L119 4V1H118V2L116 1L117 5H116V3H113V2H112L111 5H110ZM167 3H169V2H167ZM189 3H190V2H189ZM225 3H224V4H225ZM227 3H228V4H227L226 7H227L228 9H225V10H229V9L232 8V7H230V6H232V5L229 6V1H228ZM237 3H238V1H237ZM261 3H262V2H261ZM1 4H0V6H1ZM3 4H2V5H3ZM35 4H36V3H35ZM40 4L42 5L43 2L40 3ZM44 4H47V3L44 2ZM65 4H66V5H65ZM89 4H90V5H89ZM92 4H93V5H92ZM106 4H104V5H106ZM121 4H123V3H121ZM121 4H120V5H121ZM127 4H128V3H127ZM129 4H130V3H129ZM131 4H132V3H131ZM134 4L137 5L136 2H134ZM159 4L161 5V3H159ZM159 4H158V5H159ZM179 4H180V3H179ZM220 4H221V3H220ZM224 4H223V7H222V5H220V6H221L220 8L223 9V8L225 7ZM230 4H231V3H230ZM233 4H234V3H233ZM243 4H244V3H243ZM254 4H255V3H254ZM263 4H264V2H263ZM263 4L261 5L262 9L264 8ZM6 5H7V4H6ZM14 5H15V4H14ZM14 5H12V6H14ZM81 5H82V6H81ZM91 5H92V6H91ZM100 5H101V3H100ZM123 5H124V4H123ZM125 5H126V4H125ZM164 5H165V3H164ZM174 5H175V4H174ZM214 5H215V6H214ZM225 5H226V4H225ZM244 5H245V4H244ZM251 5H252V4H251ZM258 5H260V4H258ZM42 6H45V5H42ZM46 6H47V5H46ZM67 6H68V7H67ZM77 6H81V7H77ZM89 6H90V7H89ZM108 6H107V8L104 9V10H107V9L109 8ZM127 6L130 7L129 5H127ZM132 6H133V5H132ZM138 6H139V5H138ZM169 6H170V5H169ZM169 6H167V7H169ZM212 6L216 7L217 5H216V3H215V4H213ZM228 6H229L230 8H229ZM235 6H236V4H235ZM240 6H241V5H240ZM252 6H255V5H252ZM8 7H10V6L8 5ZM8 7L5 6V8H7V9L10 10V8H8ZM37 7H38V6H37ZM82 7H86V8L89 7V8L87 9V11H89V9H90V12H89V13H91V14L88 13L89 15H88V14L86 15V18L88 17L87 19L84 17V15H85L86 12H87V11H85L86 8L84 9V8H82ZM98 7H99V6H98ZM103 7H104V6H103ZM103 7L101 6V7L98 8L97 10L100 11L101 8H103ZM105 7H106V6H105ZM115 7H113V8H115ZM121 7H123V6H121ZM144 7H146V6L144 5ZM147 7H148V6H147ZM171 7H172V6H171ZM192 7H193V6H192ZM204 7H205V6H204ZM236 7L238 8V6H236ZM256 7H257V4H256ZM3 8H4V6H3V7H0V9H2V10H0V13H1V11L3 12ZM69 8H71L72 10H69ZM79 8H82V11H81V9H79ZM91 8H92V9H91ZM119 8H120V7H119ZM125 8H126V6H125ZM134 8H135V10H136V6H135ZM185 8H186V7H185ZM188 8H189V6H188ZM193 8H194V7H193ZM218 8H219V6H218ZM244 8H245V7H244ZM258 8H259V7H258ZM83 9H84L85 12L83 11ZM111 9H112V7H111ZM123 9H124V8H123ZM130 9H131V8H130ZM130 9H129V10H130ZM168 9H169V8H168ZM201 9H202V8H201ZM233 9H234V7H233ZM252 9H255V8L253 7ZM34 10H35V8H34ZM47 10H48V9H47ZM47 10H46V11H47ZM68 10H69V11H68ZM79 10H80L81 12H80ZM91 10H92V11H91ZM116 10H117V9H116ZM116 10H114V11H116ZM126 10H127V9H126ZM141 10H142V9H141ZM143 10H144V9H143ZM154 10H155V9H154ZM154 10H152V11L154 12ZM177 10H178V9H177ZM190 10H191V9H190ZM194 10H195V9H194ZM196 10H197V9H196ZM196 10H195V11H196ZM220 10H221V9H219L218 11H220ZM231 10H232V9H231ZM260 10H261V9H260ZM44 11H45V10H44ZM49 11H50V10H49ZM95 11H96V10H95ZM99 11H98V13H100V12H101V13H102V12L104 13V12H105V11H100V12H99ZM114 11H113V12H114ZM127 11H128V10H127ZM136 11H137V10H136ZM145 11H146V10H144V13H145ZM157 11H158V10H157ZM165 11H166V10H165ZM188 11H189V10H188ZM197 11H198V10H197ZM208 11H209V10H208ZM218 11H217V12H218ZM252 11H253V10H251V12H252ZM257 11H259V10H257ZM257 11H256V12L254 11V12L258 15L259 12H257ZM4 12H5V13H3V14H5V16L8 15V14H6V12H9V14H11L10 11H6L5 9H4ZM35 12H36V11H35ZM82 12H83V15L81 14ZM92 12H93V13H92ZM108 12H110V10H109ZM118 12H119V10H118ZM128 12H129V11H128ZM137 12H138V11H137ZM140 12H142V11H140ZM220 12H221V11H220ZM223 12H226V13H227V11L222 10V14H221V15L224 14ZM12 13H13V12H12ZM38 13H39V11H38ZM96 13H97V11H96ZM111 13H112V12H111ZM111 13H108V15L111 14ZM115 13H116V12H115ZM115 13H114V14H115ZM123 13H124V12H123ZM123 13L121 12L120 14L123 15ZM146 13H147V12H146ZM149 13H152V12L150 11V12H148V14H149ZM166 13H167V12H166ZM173 13H174V12H173ZM201 13H202V12H200L199 14H201ZM230 13H231V12H230ZM232 13H234V12H232ZM238 13H239V12H238ZM255 13H254V15H256ZM260 13H261V11H260ZM13 14H14V16L16 15V17H18L17 14H15V13H13ZM13 14H12V15H13ZM40 14H41V13H40ZM104 14H105V18H104V19H108V20H109V17H108V15H107V13H104ZM104 14H102V15H104ZM125 14H126V13H125ZM125 14H124V15H125ZM132 14H133V13H132ZM148 14H146V15H148ZM152 14H153V13H152ZM154 14H155V17H156L157 14H158V12H156V13L154 12ZM154 14H153V15H150V14H149V16L154 17ZM160 14H161V13H159V15H160ZM164 14H165V12H164ZM174 14H175V13H174ZM177 14H178V13H177ZM182 14H183V13H182ZM185 14H188V12L186 11V13H184V15H185ZM204 14H205V12H203V15H204ZM207 14H208V12H206V15H207ZM210 14H211V13L209 12L208 15L210 16ZM218 14H219V13H218ZM218 14H216V15H218ZM38 15H39V14H38ZM38 15H37V18H38ZM80 15H81V16H80ZM91 15H92V17H91ZM93 15H94V17L96 16L95 19H94ZM98 15H99V16H98ZM106 15H107V16H106ZM112 15H113V13H112ZM112 15H111V16H112ZM124 15H123V16H124ZM130 15H131V14H130ZM138 15H139V13H138ZM140 15H141V14H140ZM143 15H144V14H143ZM159 15H158V16H159ZM172 15H173V14H172ZM178 15H180V14H178ZM188 15H190V12H189ZM192 15H193V14H192ZM206 15H204V16H205L204 18H206ZM211 15H212V14H211ZM244 15H245V12H244ZM244 15L242 14V16H244ZM246 15H247V14H246ZM246 15H245V16H246ZM2 16H3V15H1L0 17L2 18ZM10 16H11V15L8 16L9 18H7L6 21H9ZM113 16L115 17L116 15H113ZM126 16H127V15H126ZM126 16H125V17H126ZM136 16H137V15H135V16H133V17H136ZM149 16H147V17H149ZM181 16H182V15H181ZM181 16H180V17H181ZM195 16H196V15H195ZM225 16H227V14L224 15V17H225ZM231 16H232V14H231ZM234 16H235V15H234ZM240 16H241V15H240ZM19 17H21V15H20ZM39 17H40V15H39ZM51 17H50V18H51ZM90 17L93 18V19H89ZM119 17H121V16H119ZM138 17H139V18L141 17V19H142V16H138ZM138 17H136V18H138ZM145 17H146V16H144V18H143L144 21H142V20H141V21H142V22H147V23H149V24L152 25V26H158V27H159V26H160V27L162 26V27H165V28H166V27H168V25H166L167 22L170 21V23H171V19H170V17H169V14L166 15V16H164L163 18L159 16V18H156V20H155V19H150V20H149V18H148L147 20H145V19H146ZM152 17H150V18H152ZM165 17H166V18L169 17L170 20L168 21V19H166ZM174 17H175V16H174ZM187 17H188V16H187ZM193 17H194V16H193ZM200 17H203V16L200 15ZM213 17H214V18H212L211 20H213V19L215 20V17H216V19H218L217 16H213ZM220 17H222V16H220ZM220 17H219V20H220ZM251 17H252V18H251ZM251 17H250L251 19L254 18V16H251ZM259 17L261 18V15H260ZM3 18H4V17H3ZM12 18H14V17L12 16ZM24 18H26V17H24ZM42 18H43V17H42ZM50 18H49V19H50ZM84 18H85L86 20H85ZM117 18H118V17H117ZM122 18H123V17H122ZM122 18H121V19H122ZM178 18H179V17H178ZM183 18H184V17H183ZM191 18H192V17H191ZM204 18H203V19H204ZM231 18H232V17H231ZM246 18H247V17H246ZM255 18H256V16H255ZM16 19H18V18H15V19H13V20L10 19V21H12L11 23H12L13 25L9 23V24H10V27H11V26H14V24H15V27H16V28L13 27V29H11L12 31H13L14 29L17 30V31L14 30L15 33H14V32L11 33L10 30H9V33H8V29H7L6 27H8L9 24L5 21V18H4L3 21H1L2 19H0V23L2 22V28H1V29H2L3 31H4L5 28L7 29V31L5 30V33H4V32H0V33H1V34L3 33V34L5 35V37H6V34H10V35H11V39H10V36L8 37L9 39H7V38L4 37L5 39H7V43L5 42V40H3V39H4V38H3V36H4L3 34H2L3 36L0 37V39L3 38V39H1V41L3 40V41L5 42V44H7V45H5V44L3 43V45H5V46H4V48H2V49H4V51H5V50H6V48H5L6 46L8 47V45H9V46H10V45H14V44L17 42V44L14 45V46L17 47L18 49H17V48L15 49L14 46H12V47H13L15 50L11 49L12 47H10V48L8 47V48H9L8 50H12V51H9L8 53H7V52H3V50H1V53L3 52V54H5V53L8 54L7 57H8V60H9V57H10V61H11V59L13 60V58L11 57L10 54H12V53L15 54V53H16V54L14 55V56L16 57V56H17V53L19 54V53L21 52L22 49H23V50H24L25 48H26V49H27V48L30 49L29 47H26V46H29V45H27V43L30 44V47H31V45H32L31 43H34V44L32 45V46L34 47V45H36L35 42H38L40 39H42V38H39L38 41L34 39L35 41L32 40V41H33V42H32L31 39L29 38L30 41H31V42H29V39H28V36H29V35H31V37H34V35H37V36H39V37H44V35H46V33H45L44 35H43V34H39L38 31H40V30H38V28H41V27H38V28L36 27L37 30H35V28H34V27H35V23L33 24L34 27H33V25H32V28H31L30 26H29L30 28H27L28 26H24L22 30H24V29L26 28V31H25V30L22 31V32H21V31H18V29H20V28H18V26H20V23H21L22 18H21V20L19 19V20H20V21H19L20 23H19L18 20H16ZM27 19H28V18H27ZM45 19H46V18H45ZM98 19L101 20V21L104 22V23L100 22ZM134 19H135V18H134ZM164 19H166V20H164ZM201 19H202V18H201ZM208 19H210V17L207 16V19H205V20L207 21ZM234 19H236V17H234ZM262 19H264V18H262ZM262 19H260V20H262ZM25 20H26V19H25ZM29 20H30V19H29ZM36 20H37V19H36ZM40 20H41V18H40ZM111 20H112V19H111ZM114 20H116V19H114ZM117 20L120 21V19H117ZM123 20H124V18L122 19V22H123ZM183 20H184V19H183ZM230 20H231V19H230ZM236 20H237V19H236ZM236 20H235V21H236ZM242 20H243V19H242ZM10 21H9V22H10ZM13 21L18 22L19 24L16 23V22L13 23ZM22 21H23V20H22ZM38 21H39V20H38ZM119 21H117V22H119ZM187 21H188V20H187ZM215 21L217 22L218 20H215ZM220 21H221V20H220ZM240 21H241V20H240ZM245 21H247V19H246ZM245 21L243 20V24L246 23ZM255 21H256V22H260L259 20L257 21L256 19H255ZM25 22H26V21H24V23H25ZM30 22H31V21H30ZM30 22H29V23H30ZM33 22H34V21H33ZM33 22H32V23H33ZM36 22H37V21H36ZM108 22H109V21H108ZM122 22H119V24H122ZM127 22L129 23L128 20H127ZM135 22H136V21H135ZM165 22H166V24H165ZM192 22H193V21H192ZM212 22H213V21H212ZM229 22H230V21H229ZM238 22H239V21H237V22H235V23H234V22H231L232 24H228V23H227V24L225 25V26H227V27H225V26H224V27H225L226 29L230 30V28H232L233 25L237 24V25H236V28H237V26H238ZM244 22H245V23H244ZM248 22H250V25H251V20L248 21ZM256 22H254V23H256ZM29 23H28V24H29ZM44 23H45V22H44ZM48 23H47V24H48ZM110 23H111V21H110ZM110 23H109V24H110ZM112 23H114L115 27L118 25V23H116V21H114V22H112ZM112 23H111V24H112ZM128 23H127V24H128ZM131 23H132V22H131ZM137 23H138L139 25H141V23H139V22H137ZM147 23H146V24H147ZM176 23H177V22H176ZM176 23H175V24H176ZM200 23H201V22H200ZM233 23H234V24H233ZM241 23H242V21H241ZM241 23H240V24H241ZM254 23H252V24H254ZM28 24H27V25H28ZM36 24H37V23H36ZM42 24H43V23H42ZM42 24H39V26L42 25ZM102 24H103V25H102ZM124 24H125V23H123L121 26H123ZM135 24H136V23H135ZM144 24H145V23H144ZM163 24H165V25H163ZM172 24H173V22H172ZM177 24H178V23H177ZM184 24H185V23H184ZM187 24H188V23H187ZM187 24H186V25H187ZM192 24H193V23H192ZM194 24H196V23H194ZM194 24H193V25H194ZM211 24H212V23H211ZM213 24H215V23L213 22ZM216 24H218V23H216ZM223 24H224V23H223ZM223 24H222V25H223ZM240 24H239V27H240ZM243 24H242V26H243ZM260 24H261V23H260ZM16 25H17V26H16ZM21 25H22V24H21ZM23 25H24V24H23ZM25 25H26V24H25ZM128 25H129V24H128ZM136 25H137V24H136ZM150 25H148L149 29H147L146 27H143V28H144L143 31L145 32V29H147L146 33H148V30L150 31ZM170 25H171V24H170ZM179 25H180V24H179ZM231 25H232V27H231ZM254 25H256V24H254ZM261 25H264V22H263V21H262V24H261ZM0 26H1V25H0ZM36 26H37V25H36ZM66 26H67V28H66ZM132 26H133V25H132ZM132 26H131V27H132ZM171 26H172V25H171ZM173 26H174V25H173ZM188 26H189V25H188ZM196 26H197V24H196ZM212 26H213V25H212ZM214 26H215V25H214ZM242 26H241V28L243 29V27H244L245 25H244L243 27H242ZM251 26H252V25H251ZM258 26H259V25H258ZM10 27H9V29H10ZM46 27H47V26H46ZM106 27H107V28H106ZM189 27H191V26H189ZM198 27H199V26H198ZM198 27H196V28H198ZM215 27H216V26H215ZM221 27H223V26H221ZM221 27H219V28H221ZM224 27H223V28H224ZM234 27H235V26H234ZM255 27H256V26H255ZM255 27H253V28H255ZM21 28H22V26H21ZM44 28H45V27H44ZM64 28H66V29H64ZM127 28H128V27H127ZM135 28H136V27H135ZM143 28H142V25H141V30H142ZM176 28H177V27H176ZM191 28H192V27H191ZM193 28H195V27H193ZM199 28H200V27H199ZM199 28H198V29H199ZM207 28H208V27H207ZM217 28H218V26H217ZM217 28H215V29H217ZM236 28H232L231 31H232V32H235L236 30L238 31V28H237V29H236ZM245 28H247V27H245ZM253 28H252V29H253ZM1 29H0V30H1ZM45 29H46V28H45ZM112 29L114 30L113 27H112ZM112 29H111V30H112ZM131 29H132V28H131ZM168 29H169V28H168ZM182 29H183V28H182ZM210 29H212V28H210ZM226 29H225V31L227 32L228 30H226ZM233 29H235V30H233ZM250 29H251V28H250ZM250 29H248L249 32H247V33H251V30H250ZM47 30H48V29H47ZM63 30H67V32H65L66 34L64 33L65 36H62V34H63L62 31H63ZM111 30H109V31L111 32ZM113 30H112V31H113ZM123 30H126V29L124 28ZM123 30H122V28H121V30H119V31H123ZM132 30H133V29H132ZM132 30H131L130 32L133 33ZM141 30H140V31H141ZM153 30H154V29H153ZM156 30H157V29H156ZM170 30H171V29H170ZM179 30H180V29H179ZM217 30H218V29H217ZM243 30H246V29H243ZM255 30H256V28H255ZM255 30L253 29V32H254ZM42 31H43V30H42ZM114 31H115V32L118 31L117 28H115ZM119 31L116 32V33H121V32H119ZM140 31H139V32H140ZM157 31H158V30H157ZM159 31H160V30H159ZM174 31H175V30H174ZM180 31H181V30H180ZM200 31L203 32V33L205 32L203 29L200 30ZM208 31H209V30H208ZM214 31H215V30H214ZM225 31H224V32H225ZM239 31H241V30L239 29ZM239 31H238V32H239ZM257 31H258V32H257ZM46 32H47V31H46ZM48 32H49V31H48ZM101 32H102V33H101ZM115 32H114V34H115ZM123 32H125L126 35H127V34H131V33H129L128 31H127V32H126V31H123ZM139 32H138V33H139ZM141 32H142V31H141ZM150 32H151V33H154V31H150ZM150 32H149V33H150ZM155 32H156V31H155ZM166 32H168V30H167ZM183 32H184V31H183ZM212 32H213V31H212ZM219 32L222 33V32H221V29L219 30ZM229 32H230V31H229ZM256 32L259 33L260 31L257 29ZM256 32H255V34H257ZM263 32H264V31H262V33H263ZM16 33H18V37H19V38H18V40L15 41V43H13V41H14L15 39H17V34H16ZM99 33H100V34H99ZM111 33H112V32H111ZM111 33H110V34H111ZM135 33H136V32H135ZM135 33H134V34H135ZM142 33H143V32H142ZM146 33H144V34H146ZM185 33H186V32H185ZM194 33H195V32H194ZM203 33H200V34H203ZM205 33H206V32H205ZM241 33H244V34H245L246 32H245V31H241ZM1 34H0V35H1ZM14 34H15V35H14ZM155 34H157V35H158L157 37H159V34H158V33H155ZM155 34H154V35H155ZM165 34H167V33H165ZM168 34H169V32H168ZM170 34H172V32H171ZM178 34H179V33H178ZM188 34H189V33H188ZM192 34H193V33H192ZM197 34H198V33H197ZM207 34H208V33H206V35H207ZM210 34H211V33H210ZM215 34H216V33H215ZM237 34L240 35L239 33H237ZM263 34H264V33H263ZM263 34H262V37H263ZM13 35L16 36V37L14 38ZM26 35H27V38H25ZM32 35H33V36H32ZM116 35H118V34H116ZM116 35H114V36H116ZM122 35H123V34H121L120 36L123 37L122 39H125V40L129 37V36L125 37L124 35H123V36H122ZM132 35H133V34H132ZM147 35H148V34H147ZM151 35H152V34H151ZM162 35L164 36V34H162ZM184 35H185V34H183V37H184ZM203 35H204V34H203ZM217 35H218V34H217ZM223 35H224V34H223ZM225 35H226V34H225ZM227 35H228V34H227ZM252 35H253V33H252ZM259 35H260V34H259ZM259 35H258V36H259ZM7 36H8V35H7ZM12 36H13V37H12ZM23 36H24L25 39L23 38ZM114 36H113V38H114ZM133 36H134V35H133ZM137 36H138V34H137ZM140 36H141V37H144V36H142V35H140ZM140 36H139V37H140ZM175 36H176V35H175ZM179 36H182V35L180 34ZM185 36H186V35H185ZM194 36H195V35H194ZM230 36H231V35H230ZM243 36H244V35H242V37H243ZM249 36H250V35H249ZM249 36L246 35L247 38H248ZM111 37H112V35H111ZM130 37H131V36H130ZM130 37H129V38H130ZM141 37H140V38H141ZM147 37H148V36H146V38H147ZM154 37H155V36H154ZM170 37H171V36H170ZM205 37H206V36H205ZM219 37H220V35H219ZM219 37H218V38H219ZM236 37H238V36L236 35ZM236 37H232V38H236ZM240 37H241V36H240ZM242 37H241V39H242ZM244 37H245V36H244ZM244 37H243V40H245ZM262 37H261V38H262ZM20 38H21V39H20ZM45 38H46V37H45ZM105 38L108 39L107 37H105ZM113 38H111V39H113ZM115 38H116V37H115ZM135 38H137V37L135 36ZM160 38H161V37H160ZM160 38H159V39H160ZM165 38H166V37H165ZM174 38H175V37H174ZM180 38H181V37H180ZM195 38H196V36H195ZM202 38H203V37H202ZM216 38H217V37H216ZM238 38H239V37H238ZM254 38H255V35H254V37H253L252 39H254ZM259 38H260V37H259ZM263 38H264V37H263ZM263 38H262V39H263ZM12 39H13V41L11 42L10 40H12ZM27 39H28V41H27ZM32 39H33V38H32ZM62 39H63V40H62ZM85 39H86V40H85ZM120 39H121V38H120ZM143 39H145V37H144ZM147 39H148V38H147ZM168 39H170V38H168ZM181 39H182V38H181ZM190 39H193V37L191 36V37H189V39H188V37H186V40H185V41H189ZM204 39H206V38H204ZM211 39H212V37H211ZM214 39H215V38H214ZM224 39H225V38H224ZM241 39H240L239 41H241ZM256 39H257V37H256ZM8 40H9V41H8ZM21 40H22V41H21ZM60 40H61V41H60ZM83 40H84V42H85L86 45H83V43H84ZM88 40L91 42V43H90V42H89V43L92 44V45H89V44H88V42H87ZM132 40H133V39H132ZM149 40L151 41L150 38H149ZM152 40H153V39H152ZM155 40H156V39H155ZM175 40H177V39H175ZM175 40H174V41H175ZM193 40H195V39H193ZM201 40H202V39H201ZM225 40H226V39H225ZM260 40H261V39H260ZM260 40H259V41H260ZM43 41H44V40H43ZM117 41H118V39H117ZM122 41H123V40H121V42L118 41V43L120 42L121 45H122ZM136 41H138V40H136ZM145 41H146V40H145ZM147 41H148V40H147ZM158 41L160 42V40H158ZM162 41H163V40H162ZM167 41H168V40H167ZM177 41H178V40H177ZM182 41H183V40H182ZM185 41H184V42H185ZM205 41H206V40H205ZM209 41H211V40H209ZM213 41H214V40H213ZM232 41H233V40H232ZM245 41H246V40H245ZM245 41H244V42H245ZM249 41H250V40H249ZM8 42H10V43H8ZM39 42H40V41H39ZM53 42H52V44H53ZM55 42H54V43H55ZM59 42H58V43L56 42V43H57L58 45H60ZM125 42H126V41H125ZM128 42H129V41H128V39H127V43H128ZM138 42H139V41H138ZM138 42H137V45H138ZM171 42H172V41H171V39H170V43H171ZM193 42H194V41H193ZM200 42H201V41H200ZM200 42H199V43H200ZM203 42H204V41H203ZM225 42H226V41H225ZM233 42H234V41H233ZM233 42H232V44H233ZM244 42H243V43H244ZM247 42H248V39H247ZM254 42H255V40H254ZM263 42H264V41H263ZM0 43H2V42H0ZM11 43H13V44H11ZM23 43H26V44H23ZM63 43H64V42H63ZM110 43H111V40H110L109 44H110ZM130 43H131V42H130ZM130 43H129V45H130ZM133 43H134V42L132 41V44H131L132 47L134 46ZM140 43H142V42H140ZM148 43H149V42H148ZM148 43H147V44H148ZM160 43H162L161 45H163V42H160ZM178 43H179V41H178ZM178 43H176V45H175L176 48H177L178 46L181 45V43H180V45H177ZM190 43H191V42H190ZM214 43H215V42H214ZM214 43H213V44H214ZM226 43H227V42H226ZM236 43H237V41H236ZM249 43H250V42H249ZM256 43H257V42H256ZM52 44H51V45H52ZM61 44H62V42H61ZM113 44H114V46L112 47ZM123 44H124V43H123ZM154 44H155V43H154ZM154 44H153V45H154ZM166 44H167V43H166ZM185 44H186V43H185ZM194 44H196V43H194ZM213 44H212V48H213V46H214ZM217 44H218V43H217ZM230 44H231V43H230ZM230 44H229V45H230ZM245 44H247V43H245ZM252 44H253V43H252ZM252 44H249V45L251 46ZM0 45L3 46L2 44H0ZM25 45H26V46H25ZM49 45H50V44H49ZM63 45H64V44H63ZM87 45H89V46H87ZM126 45H127V44H126ZM148 45H149V44H148ZM156 45H157V44H156ZM203 45H204V44H203ZM207 45H208V44H207ZM227 45H228V44H227ZM234 45H235V44H234ZM236 45H237V44H236ZM239 45H240V44H239ZM247 45H248V44H247ZM249 45H248L247 47H249ZM253 45H254V44H253ZM256 45H257V44H256ZM256 45H254V46H256ZM1 46H0V47H1ZM40 46H41V48H42V45H40ZM60 46H61V45H60ZM74 46H72V47H74ZM115 46H117V47H116L117 49L115 48ZM127 46H128V45H127ZM146 46H147V45H146ZM151 46H152V45H151ZM166 46H167V47L170 46L169 49H171V47L174 48V47L172 46V44H171V45H168V44H167V45H165V47H166ZM185 46H186V45H185ZM199 46H200V44H199ZM204 46H206V45H204ZM204 46H203V47H204ZM241 46H242V45H241ZM243 46H244V45H243ZM36 47H38V46L36 45L34 48H36ZM52 47H53V45H52ZM52 47H51V48H52ZM54 47H55V46H54ZM56 47L58 48V46H56ZM76 47H75V48H76ZM118 47H119V48H118ZM130 47H131V46H129V48H130ZM157 47H158V46H157ZM180 47H181V46H180ZM180 47H179V49H181ZM186 47H188V46H186ZM214 47H215V46H214ZM227 47H228V46H227ZM39 48H40V47H39ZM57 48H56V49H57ZM60 48H61V47H60ZM62 48H63V46H62ZM64 48L68 49L67 47H65V45H64ZM75 48H70V49L72 50V49H75ZM77 48H76L75 50H77ZM108 48H109L110 50H111L112 48L116 49V50H115V51H116V52H115L116 54H115V53L113 54V52L110 53V50H106V49H108ZM129 48H128V49H129ZM142 48H144V47H142ZM159 48H160V47H158L157 50H159ZM184 48H185V47H184ZM196 48H197V47H196ZM208 48H209V47H208ZM228 48H230V47H228ZM231 48H232V47H231ZM233 48H235V47H233ZM245 48H246V47H245ZM249 48H250V47H249ZM255 48H256V47H255ZM0 49H1V48H0ZM56 49L54 48V51H55ZM66 49H65V50H66ZM121 49H122V47H121ZM121 49H120V50H121ZM137 49H138V48H137ZM137 49H136V51H137ZM140 49H141V48H140ZM146 49H148V48H146ZM165 49H166V48H165ZM179 49H178V50H179ZM194 49H195V48H194ZM199 49H202V47L199 48ZM206 49H207V48H206ZM235 49H238V48H235ZM240 49H241V48H240ZM253 49H254V48H252V50H253ZM36 50H37V48H36ZM36 50H35V52H36ZM39 50H40V49H39ZM42 50H43V48H42ZM58 50H59V49H58ZM58 50H57V54H58V53H61V52H59ZM129 50L132 51L131 48H130ZM142 50H143V49H142ZM144 50H145V49H144ZM161 50H162V52H164V51H163V50H164V47H163V49H161ZM173 50H174V49H173ZM184 50H186V49H184ZM214 50H215V49H214ZM218 50H219V49H218ZM244 50H245V49H244V47H243V50H242V51H244ZM255 50H257V49H255ZM258 50H259V48H258ZM258 50H257V51H258ZM14 51H16V52H14ZM26 51H27V50H26ZM31 51H32V49H31ZM61 51H62V50H61ZM63 51H64V49H63ZM63 51H62V52H63ZM80 51H81V50H80ZM108 51H109V52H108ZM125 51H126V50H125ZM125 51H124V46H123V52H124V54H125V53L127 54V51H126V52H125ZM138 51H139V50H138ZM148 51H149V50H148ZM151 51H152V50H151ZM168 51H169V50H168ZM171 51H172V50H171ZM175 51H176V50H174V52H175ZM179 51H180V50H179ZM199 51H201V50H199ZM205 51H206V50H205ZM207 51H208V50H207ZM216 51H217V49H216ZM221 51H223V50H221ZM226 51H229V50H226ZM231 51H232V50H231ZM235 51H237V50H235ZM235 51H234V52H235ZM238 51H239V50H238ZM238 51H237L236 53H238ZM245 51H246V50H245ZM245 51H244V53H245ZM253 51H254V50H253ZM24 52H25V51H24ZM65 52H68V51L66 50ZM76 52H77V53H76ZM121 52H122V50H121ZM121 52H120L119 54H121ZM123 52H122V54H123ZM134 52H135V51H134ZM139 52L141 53V51H139ZM143 52H146V53H148L147 55H149V53L152 54V52H154V51H152V52H150V51H149V52H147V51H142V53H143ZM158 52H159V51H158ZM169 52H170V51H169ZM177 52H178V51H177ZM187 52H188V51H187ZM192 52H193V51H192ZM247 52H248V51H247ZM249 52H250V53H248V54L251 55V54H252V53H251L252 51H249ZM22 53H23V51H22ZM22 53H21V54H22ZM28 53H29V52H28ZM33 53H34V50H33ZM33 53H32V54H33ZM63 53H64V52H63ZM63 53H62V54H63ZM132 53H133V51H132ZM132 53H128V57H130V55H131ZM146 53H145V55H146ZM172 53H173V52H172ZM200 53H201V52H200ZM208 53H209V52H208ZM208 53H207V54H208ZM210 53H211V52H210ZM219 53H220V52H219ZM231 53H233V51H232ZM239 53L241 54V52H239ZM258 53H259V52H258ZM3 54H0V56H1V57H0V61H2L3 59H5L4 56H6V55L2 56ZM25 54H27V53H25ZM25 54H24V57H28V56H29L28 54H27L28 56L25 55ZM43 54H44V52H43ZM55 54H56V53H55ZM62 54H60V55H62ZM64 54H65V53H64ZM122 54H121V55H122ZM154 54H155V53H153V56H154ZM164 54H165V53H164ZM178 54H179V53H178ZM195 54H196V53H195ZM201 54H202V53H201ZM204 54H205V53H204ZM227 54H228V53H227ZM246 54H247V53H246ZM255 54H256V53H255ZM261 54H262V58H264V57H263V55H264L263 52H262ZM44 55H45V54H44ZM58 55H59V54H58ZM68 55H69V54H68ZM72 55H71V56H72ZM138 55H139V54H138ZM158 55H160V53H159ZM158 55H157V56H158ZM172 55H173V54H172ZM172 55H171V56H172ZM213 55H214V54H213ZM224 55H226V54H225V53L223 54V59L225 60ZM233 55H234V53L232 54V56H233ZM257 55H259V54H257ZM12 56H13V55H12ZM14 56H13V57H14ZM33 56H34V55H33ZM37 56H38V55H37ZM80 56H81V57H80ZM102 56H104L105 59L102 58ZM124 56H127V55H123V56L121 57V58H122L121 61H120V62L118 61L120 67H121V63H122V61H123L122 65H125V64H126V65H129L128 63H126V61L123 60V57H124ZM132 56H133L134 58H136V60H138V61L140 60V59L138 58L139 56L137 57V55L135 56V54H132ZM149 56H150V55H149ZM157 56L155 55L154 57H155L156 59H159L158 62H159V65H160V64H161V63H160V60H161V58L163 59L164 56H162V53H161V55H160L159 57H157ZM176 56H177V54H176ZM196 56H197V55H196ZM204 56H205V55H204ZM209 56H210V55H209ZM211 56H212V55H211ZM228 56H229V55H228ZM235 56H236V55H235ZM243 56H245V55L242 54L241 58H242ZM246 56H247V55H246ZM248 56H249V55H248ZM15 57H14V58H15ZM18 57H22V58H23V56H21L20 54H19V56H17V58H18ZM47 57H46V58H47ZM65 57H67V55H65ZM69 57H70V56H69ZM133 57H132V58H133ZM146 57L148 58V56H146ZM150 57H151V56H150ZM169 57H170V56H168V58H167L168 61L170 60ZM181 57H182V56H181ZM202 57H203V56H202ZM206 57H208V56H206ZM220 57H221V54H220ZM229 57H230V56H229ZM233 57H234V56H233ZM253 57H254V56H253ZM255 57H256V56H255ZM258 57H260V56H258ZM42 58H43L44 60H43ZM71 58H72V57H71ZM78 58H77V60H78ZM80 58H81V59H80ZM86 58H87V57H86ZM111 58H112V59H111ZM116 58H117V57H116ZM132 58H129V59H130V61L132 60V62H134V59H132ZM140 58H142V57H140ZM178 58H179V57H178ZM183 58H185V57H183ZM194 58L196 59V57H194ZM203 58L205 59V57H203ZM212 58H214V57L212 56ZM227 58H228V57H227ZM230 58H231V57H230ZM230 58H229V59H230ZM241 58H239V59H241ZM247 58H248V57H247ZM262 58H261V60H262ZM6 59H7V58H6ZM6 59H5L4 61H7ZM19 59H20V58H19ZM34 59H33V60H34ZM53 59H54V60H53ZM58 59H59V60H58ZM69 59H70V58H69ZM129 59H128V60H129ZM142 59H143V58H142ZM142 59H141V60H142ZM167 59H166V60H167ZM186 59H187V58H186ZM190 59H191V58H190ZM190 59H189V60H190ZM199 59H200V58H199ZM214 59H215V58H214ZM223 59H222V60H223ZM235 59L237 60V58H235ZM243 59H245V58H243ZM249 59H250V58H249ZM17 60H18V59H17ZM56 60H58V62H56ZM115 60H116V59H115ZM115 60H114V61H115ZM117 60H120V59L118 58ZM166 60L164 59V60H161V61H162V62L165 61V63L167 64ZM173 60H174V59H173ZM183 60H184V59H183ZM202 60H203V59H202ZM210 60H211V59H210ZM261 60H260V61H261ZM4 61H2V62H4ZM21 61H22V60H21ZM29 61H30V62H29ZM35 61H33V63H34ZM151 61L154 62L153 60H151ZM170 61H171V60H170ZM170 61H169V62H170ZM186 61H187V60H186ZM190 61H192V60H190ZM193 61H194V60H193ZM195 61H196V60H195ZM203 61L205 62V60H203ZM211 61H212V60H211ZM230 61H232V60H230ZM237 61H238V60H237ZM240 61H241V60H240ZM248 61H249V62H250V61L252 62V59H251V60H248ZM248 61H247V63H248ZM2 62H1L0 65L3 64ZM7 62L9 63V61H7ZM18 62H19V61H18ZM118 62H117V63H118ZM127 62H129V61H127ZM139 62H140V61H139ZM173 62H174V61H173ZM175 62H176V60H175ZM179 62H180V61H179ZM213 62H214V61H213ZM213 62H211V65L213 64ZM233 62H236V61H233ZM238 62H239V61H238ZM241 62H242V61H241ZM243 62H244V61H243ZM262 62H263V61H261V63H262ZM65 63H67V65H65ZM80 63H82V64L80 65ZM114 63H115V62H114ZM141 63H142V62H141ZM176 63H177V62H176ZM176 63H175V64L172 63L171 65H173V66H171V67H174V68L178 69L177 65H179V64H176ZM180 63H181V62H180ZM189 63H190V62H189ZM198 63H199V62H198ZM201 63H202V62H201ZM201 63H200V65H201ZM205 63H206V62H205ZM208 63H209V62H208ZM208 63H207V64H208ZM228 63H229V62H228ZM228 63L225 62L226 65H227ZM230 63H231V62H230ZM230 63H229V66H230ZM236 63H237V62H236ZM236 63H235V64H236ZM254 63H256V61H255ZM4 64H5V65H4ZM4 64H3L4 66H7V64H6L5 62H4ZM73 64H74V65H73ZM142 64H143V63H142ZM154 64L157 65V62H156V63L154 62ZM162 64H163V63H162ZM183 64H184V62H183ZM183 64H182V66H183ZM191 64H192V63H191ZM203 64H204V63H203ZM203 64H202V66H203ZM216 64H217V62H216ZM219 64H220V63H219ZM244 64H246V62H245ZM256 64H258V63H256ZM256 64H255V66H256ZM32 65H34V64H32ZM77 65H78V66H77ZM111 65H112V62H111ZM117 65H118V64H117ZM117 65H116V67H117ZM126 65H125L124 67H121V68H125ZM131 65H132V63H131ZM139 65H140V64H139ZM167 65H168V64H167ZM169 65H170V64H169ZM174 65H175L176 67H175ZM192 65H193V64H192ZM237 65H238V64H237ZM248 65H249V64H248ZM258 65H259V64H258ZM34 66H35V65H34ZM56 66L58 67V69L62 68L61 70L64 71V74H65V72H66V75H64L65 80H63L64 78H63V79L60 78V75H59V78H58L57 75H58V73H59L60 70L58 71V69H55V70L52 72L51 68H53V67L55 68ZM134 66H135V68L137 67V65H134ZM141 66H142V65H141ZM179 66H180V65H179ZM184 66H185V65H184ZM184 66H183V67H184ZM186 66H188V65H186ZM198 66H199V64H198ZM229 66H228V68H229ZM255 66H254V68H255ZM0 67H1V66H0ZM10 67H11V66H10ZM21 67H22V65H21ZM23 67H24V64H23ZM35 67H36V66H35ZM57 67H56V68H57ZM59 67H60V68H59ZM110 67H111V66H110ZM112 67H113V66H112ZM116 67H115V68H112V69H116ZM142 67H143V66H142ZM142 67H141V68H142ZM153 67H154V66H153ZM159 67H162V66L160 65V66H158V68H159ZM213 67H214V66H213ZM213 67H212V68H213ZM215 67H217V66H215ZM225 67H226V66H225ZM231 67H232V66H231ZM249 67H251V66H249ZM256 67H257V66H256ZM1 68H3V67H1ZM37 68H36V69H37ZM104 68L106 69V67H104ZM126 68H127V67H126ZM132 68H133V67H132ZM192 68H193V67H190L189 69H192ZM194 68H195V67H194ZM201 68L203 69V67H201ZM217 68H219V67H217ZM217 68H215V69H217ZM234 68H235V67H234ZM234 68L232 67V70H233ZM257 68H258V67H257ZM29 69H30V68H29ZM41 69H40V70H41ZM47 69H48V70H47ZM108 69H109V68H108ZM119 69H120V68H119ZM151 69L154 70V68H152V67H151ZM164 69H165V67H164ZM171 69H172V68H171ZM187 69H188V68H187ZM202 69H200V70L202 71ZM247 69H248V68H247ZM249 69H250V68H249ZM92 70H93V71H92ZM117 70H118V68H117ZM120 70H121V69H120ZM124 70H125V69H124ZM124 70H123V71L121 70L123 73H122L121 71L119 72V73H122L121 76L123 75V77H124V75H126V74H125L126 72L124 73ZM132 70H134V69H132ZM140 70H143V69H139V72H141ZM166 70H167V69H166ZM179 70H181L180 67H179ZM225 70H226V69H225ZM227 70H228V69H227ZM232 70L230 69V71H232ZM253 70H254V69H253ZM259 70H260V69H259ZM1 71H2V70H1ZM6 71H7V70H6ZM6 71H5V72H6ZM28 71H29V70H28ZM41 71H42V70H41ZM56 71H58V73H57ZM110 71H111V69H110ZM125 71H126V70H125ZM144 71H145V70H143V72H144ZM171 71H173V70H171ZM191 71H193V70H191ZM195 71H196V70H195ZM216 71H218V70H216ZM249 71H250V70H249ZM255 71H256V70H255ZM20 72H21V71H20ZM55 72H56V73H55ZM61 72H62V71H61ZM103 72H104V71H103ZM143 72H142V73H143ZM145 72H146V71H145ZM147 72H148V70H147ZM150 72H151V73H150ZM154 72H156V71L154 70ZM163 72H164V70H163ZM167 72H168V71H167ZM167 72H166V73H167ZM173 72L176 73L177 70H176V71H173ZM173 72H171V73H173ZM188 72H189L188 70H185V69H184V70L179 71V73H178V74H179V76H178L179 78H178V79L181 78V80H183V81L186 80V81H184V82H185L184 84H186V88H187V90L189 89L188 92H190V90H191L192 92L194 91L193 93L196 94V91L199 92V91L201 90L204 94H202L201 91H200L199 93H201V94H200L201 97H202L203 95L205 96V97H203V98H207V96H208L209 94H211V93H214V94L216 95V94L219 92V93L222 94V99H221V95L218 93V96H220V97H218V98H220V99H219L220 102H219V101H218V102L221 103V104H217V106H214V107H217V108L211 110V111H212V114H211L210 111H207V112H210V116H208V115H206L207 112H205V115L208 116V119H209V117H211V116L213 117V116H214V118L212 119V121H211V118H210V120L208 121V120H207V117H205L204 115H202V113L196 111V110H197L196 108H199V107H196L195 110L189 108V103H188V102H190V103L193 105L194 103L198 102L199 98H198V100H196V102H195L194 100L189 101L190 99L188 98V99H189L188 102L186 101V103H188V107H187V106H186L187 104L183 102V101H185V100H183L182 97H180L179 99H178V97H177V99L181 101V102H179V103H181V104L183 103L184 105L186 104V105H185V106H186V107H185L186 109H184L183 106H182L181 104H180L181 108H177L176 104L178 105V103H174V104H172L173 102H175L174 100H173V102H172L171 100H170L169 102H168V100H166L165 104H166V105L168 104L167 107L170 106V108H171V104H172V105H175L174 107L172 106V108H174V110H173V109L171 110L170 108H167L166 105H164V104H163L162 107H160V105H159V107L162 108V109H158V110H157V109H155L156 104H155V107H154V108L151 106V105H154V103L152 104L151 101H150V99H147V101H146V99L144 98L145 101L143 102V98H142V97H144V96L141 97L142 99L140 98V100H142V102H141V101H139V102H141V103H140L141 105L144 104L145 102H147V103H149V104L151 103V104H150V106L152 107L151 109H155V111H156V110H157V111L160 110V111L163 113V114H162V113H161V114L164 115V118H165V119L169 118V119L172 120L173 123H170L172 128H173V127H176V129L179 130V127H180V129L183 127V130H182V129L179 130V133H180V134H178V135L176 134V135H177L176 137H178V136L181 135V137H183V138H181V137H180V138H176V137H173V136H175L174 133H176V131H177L175 128H174V129H175V130H174V129H172L171 127H170V128L167 127V126L170 125L169 123H167V125H162V123H159V125H161V127H164V126L166 127L164 131H167L168 133H169V131H171V129H172V131H175V132H173V133H170V134H171L170 136H169L167 133H166V135L169 137V139H170L171 136H172L173 138H175V140L173 139V142H175V143H176V139H177V144H178V143L180 144V140H183L184 137H188V136H189V140H188V141H189V142H188L189 144L187 145V148H188V146L190 145V146H189V147H190L189 149H191V150L188 149V150H189V154H188L187 151H186V152H187L188 156L191 155L192 158L190 157L191 160L188 159V160H189L188 163H189L190 161H192V162L194 161L193 164H192V162H190V163H191V165H194V166H195V170H197V168L200 169V171L197 170V171H198V174H201V173L203 172L202 174H204L205 177L208 176V177H215V178H216V177H221L222 175H225V174H227V176H228V174L232 173L230 179L233 178V176H234L235 179H237V185H238L240 188H239V187H236L235 184H231L232 182H229L230 184H228V185H230L232 188H233V185H234L235 188H236V190H237V188L243 190V191L240 190V191L238 192L239 194H236V195L238 196V198H240V199L243 198L244 200H242L241 202H235V201H232V204H231V205L233 206V209H232V207H231L229 204H228L229 206L227 205L228 202L226 203V202L224 201V200H227V199H225L224 197H223V200H221V199H222L221 197H220L221 199H219L218 195L216 194L217 192L215 193L217 197H215V199H214V197L211 199L212 194H213V193H212V190H213L214 188L212 189L211 184H207L206 181H203V183L205 182V183L203 184V188L198 187V189H199V188L202 189V192H200V195H201V193H202V194H203V193L205 194V192H206V194L209 196L208 199L213 200V201H212L211 203L208 202L209 204H208L207 201H206V202H204V204L202 203L203 205H197V206L195 207V205H196V203L198 202V200H199L200 202H203V200H202L203 198L200 199V196H199L198 200H196V201H197L196 203L193 201L195 204L192 202V205H191V207H190L191 210H192V207H194V211H193V210L191 211V212L194 214V215L192 216L193 218H191L192 220L190 219V217L186 216V214H189V211H190V210H189L187 213H185V219H186V217H187V218H189V219H186V220H187L188 222H191V223L189 224V228L186 229V231L184 232V234L181 233V234H183V235L180 234V236H182V237L179 236V233H177L178 235L175 233V234L177 235V240H178V237H180V239H179V242H178V243L175 242L176 239H175V241H173V243L175 242V243L178 244V246H177V244H176V246H177V251H179V252H177L178 254L175 252L177 255L175 254L174 257H177V256L179 257V254H180L181 256H184V257H186L187 259H189L188 262H191V264H192V261H193V264H197V263H199V264H216V260H217V259L219 260L218 263H220V262H222V261H223V262L225 261L224 264H230V259H231V258L233 259V256L236 255V256L234 257L233 260L231 259V260H232L231 264H264V221L261 220V219H262V217H261L262 215H261V213H260V211H259V209H260L259 206H258V209L255 207L256 204H257L258 202H260L262 205H264V162H263L262 165L259 166V167L262 166L260 169H257V168L255 169V171L257 170V172H258V176H254V177H253V176H250V177H253L254 179H253V178H250V177H249L248 179H245V178L247 177L246 174L249 173V175H250V173L253 172V169H252L251 172H248V171H250V170H248L247 172H243V169H242L243 167L240 166V165H242V164H238V163H236V158L239 157L238 155H239L240 152H243L244 154H246L247 159H249V157H250V159L253 158V160H256V159L259 160V163L261 162L260 159H264V158H263V155H264L263 153H264V152H263V153L261 152V148H262V151H263V149H264V138L261 137L263 132H261V136H259L260 133L257 132V131H258V126H257V131L254 129L253 132H255V134H256V133H259V134H258L259 137H258L257 135H256V137H255V134H254V133H251V134L254 135V136H253L254 138L252 137V138H250V139H248V138L245 139V138L243 137L245 140H243L242 137H241V135L245 136V135H244V134H245L244 132H243V134H241V135L237 134V135H239L240 137H237V136H235L233 133H231V132L233 131V130H232V131L229 130L230 127H231V125H230V127H229L228 125H225V124L223 123V121H225V120H228L229 122H230V121H233V122L236 121V123H238L239 126H240V123H239V122H241V121H238V114H237V111L239 112L238 108H239L241 105H239V107L237 108L238 105L236 106V103L239 102V100H241V99L243 98V96H242V95L240 96V94L237 95L238 93H236V92H235L236 95L233 94L232 92H234L235 89L232 91L231 88H230V86H229L228 84L226 85V82H223L222 80H221V87H223V86H224V87H223V89H222V88H220V86H219V87H218V88H219V91L216 92L217 89H213V88H212L213 86H212V87H210V86H209V87L206 86V85H205L206 82H204L205 84H204V86H203V84H201V83H203V82H201V83L199 82V81L202 79V77H200L199 74L197 75V74H196L197 72H196V73L193 72V73H191V74H189ZM199 72H200V71H199ZM202 72H203V71H202ZM219 72H221V71H219ZM219 72H216V73L214 72V73H215V74L218 73L217 75H219ZM256 72H257V71H256ZM263 72H264V70H263ZM0 73H2V72H0ZM7 73H8V72H7ZM16 73H17V72H15V76L17 77V74H16ZM28 73H29V72H28ZM28 73H27V77H28ZM33 73H35V72H33ZM74 73H75V75H74ZM104 73H105V72H104ZM113 73H114V72H113ZM128 73H129V72H128ZM131 73H133V72H131ZM134 73H136V72L134 71ZM166 73H165V74H166ZM226 73L228 74V71H227ZM232 73H234V71H232ZM232 73H231V74H232ZM252 73H253V72H252ZM257 73H259V72H257ZM12 74H14V73H12ZM114 74H116V73H114ZM117 74H118V73H117ZM143 74H144V73H143ZM153 74H154V73H152V71H149V75H153ZM176 74H177V73H176ZM192 74H195V75L192 76ZM201 74H202V73H201ZM237 74H239V73H237ZM237 74H235V75H237ZM1 75H2V74H1ZM1 75H0V76H1ZM34 75H35V74H34ZM61 75H62V74H61ZM130 75H132V74H130ZM173 75H174V74H173ZM173 75H172V76H173ZM204 75H206V74L204 73ZM213 75H214V74H213ZM229 75H230V74H229ZM233 75H234V74H233ZM3 76H7V74H6V75L3 74ZM12 76H13V75H12ZM74 76H76V78H75ZM109 76H110V77H109ZM119 76H120V74H119ZM121 76H120V77H121ZM126 76H127V75H126ZM144 76H145V75H144ZM146 76H147V75H146ZM154 76H155V75H154ZM167 76H170V75H167ZM172 76H171V77H172ZM174 76H175V75H174ZM210 76H211V73H210ZM240 76H241V74H240ZM243 76H244V75H243ZM243 76H242V77H243ZM250 76H251V74H250ZM36 77H39V76H37V74H36ZM71 77H72V78H71ZM77 77H78L80 80H78ZM107 77H109V78H107ZM112 77H113V76H112ZM116 77H117V79H119V78H118V75H116ZM127 77H129V76H127ZM138 77H139V76H138ZM138 77H137V78H138ZM140 77H141V76H140ZM147 77H148V76H147ZM155 77L157 78V76H155ZM230 77H231V76H230ZM253 77H254V75H253ZM260 77H261V75H260ZM260 77H259V78H260ZM262 77H263V76H262ZM1 78H2V77H1ZM9 78H10V77H9ZM12 78H13V77H11V79H12ZM57 78H58V79H57ZM67 78L70 79V80L74 79V80L76 81V84L74 85L75 87H74V86H72V87H70V86L67 87V85H66V88H65V86L63 87V85L61 84V82H62L63 84H64V83H65V84H68V83H67L68 81L66 80ZM93 78H95V77L93 76ZM93 78H92V80H93ZM145 78H146V77H145ZM145 78H144V79H145ZM150 78H151L150 81H152V80H153L152 77H150ZM153 78H154V77H153ZM159 78H160V76H159ZM159 78H158V79H159ZM172 78H173V77H172ZM184 78H185V79H184ZM186 78H188V79L190 78V79L188 80V79H186ZM199 78H200V79H199ZM204 78H205V77H204ZM213 78H214V77H213ZM219 78H220V77L217 78L216 82H217L218 80H220ZM240 78H241V77H240ZM243 78H244V77H243ZM243 78H242V79H243ZM249 78H250V77H249ZM251 78H252V76H251ZM257 78H258V77H257ZM13 79H14V78H13ZM60 79H62L63 81H61ZM84 79L86 80V82H88V81L90 82L89 87H88V85H85V84H83V83H82V84H78V83H79L78 81H82V80H84ZM120 79H122V82H124V81L127 80V78H126V80H123V78H120ZM120 79H119V81H120ZM124 79H125V78H124ZM132 79H136V78L134 77V78H132ZM138 79H139V78H138ZM164 79H166V78H164ZM174 79H175V78H174ZM174 79H173V80H174ZM178 79H176V80L178 81ZM211 79H212V78H210V80H211ZM253 79H254V78H253ZM261 79H262V78H261ZM0 80H1V79H0ZM35 80H36V79H35ZM35 80H34V83H35ZM57 80L60 81V82H57ZM70 80H69V81H70ZM87 80H88V81H87ZM97 80H98V79H97ZM97 80H96V81H97ZM110 80H112V82H113V79H110ZM146 80H147V79H146ZM148 80H149V79H148ZM148 80H147V81H148ZM154 80L157 81V79H155V78H154ZM161 80H163V79H161ZM161 80H159V83L162 82ZM168 80H170V79H168ZM181 80H180V81H181ZM230 80H231V82H232V79H231V78H230ZM31 81H33V80H31ZM64 81H65V82H64ZM66 81H67V82H66ZM94 81H95V80H94ZM117 81H118V80L115 79L114 82H117ZM135 81H137V80H135ZM138 81H139V80H138ZM147 81H146V82H147ZM150 81H148V82H150ZM156 81H154L155 83L152 82L154 85H152V84H151V85H148V84H147L148 86H147L146 88L148 89L149 86H152V87H150V89L153 88V89H151V90L154 91V90H155L154 88L157 87V86H156ZM166 81H167V80H166ZM201 81H202V80H201ZM204 81H205V80H204ZM213 81H214V80H213ZM245 81H246V80H245ZM245 81L243 80V83H245ZM255 81H256V78H255ZM29 82H30V81H29ZM47 82H48V83H47ZM72 82H73V80H72ZM72 82L70 81V84H71ZM77 82H78V83H77ZM97 82H98V81H97ZM97 82H96V83H97ZM107 82H108V83H109V82L112 83L111 81H108V80H107ZM114 82H113V83H114ZM120 82H121V81H120ZM120 82H119V83H120ZM122 82L120 83V86H119V84H118L117 86H115L116 88L114 87L115 84L112 85L113 83L111 84V86H108V83H105V84L109 87V91H107V90H106V91L112 93V91H113L112 89H117V90H118L119 87H122V86H123ZM128 82L130 83V81H128ZM163 82H165V80H163ZM219 82H220V81H218V83H219ZM235 82L237 83V81H235ZM235 82H233V83L235 84ZM239 82H240V81H239ZM249 82L251 83V81H249ZM258 82H259V81H257V84H258ZM261 82H262V81H261ZM1 83H2V81H1ZM1 83H0V84H1ZM39 83H40V82H38V84H39ZM41 83H42V82H41ZM53 83H55V84H53ZM94 83H95V82H94ZM96 83H95V84H96ZM99 83H100V82H99ZM133 83L135 84V82H133ZM139 83H140V82H139ZM157 83H158V81H157ZM207 83H210V82H207ZM212 83H213V82H212ZM224 83H225V84H224ZM23 84H24V83H23ZM30 84H33V83L30 82ZM56 84L58 85V86H56L57 88L54 87ZM73 84H74V83H72L71 85H73ZM87 84H88V83H87ZM100 84H102V83H100ZM121 84H122V85H121ZM126 84H127V83H126ZM126 84H124L123 91L125 90V88H127V87H126V86H127ZM214 84H215V83H214ZM216 84H217V83H216ZM219 84H220V83H219ZM222 84H224V85H222ZM239 84H240V83H239ZM257 84H256V82H255V85H257ZM20 85L22 86V84H20ZM20 85H18L19 88L21 87ZM51 85H53V86L51 87ZM68 85H69V84H68ZM76 85H77V87H76ZM79 85H80V86H79ZM83 85H84V86H83ZM102 85H103V84H102ZM125 85H126V86H125ZM130 85H131V84H130ZM132 85H133V84H132ZM137 85H138V84H137ZM140 85H141V84H140ZM142 85H143V84H142ZM209 85H210V84H209ZM211 85H213V84H211ZM232 85H233V84H232ZM237 85H238V83H237ZM241 85H243V84L241 83ZM245 85H246V83H245ZM249 85H250V84H249ZM1 86H2V85H1ZM35 86H37V85L35 84ZM81 86H83V88H82ZM107 86H105V87L108 88ZM128 86H129V85H128ZM145 86H146V84H144L142 87L145 88ZM158 86H159V85H158ZM243 86H244V85H243ZM252 86H253V85H251V87H252ZM257 86L259 87L260 85L258 84ZM5 87H6V86H5ZM25 87H26V86H25ZM25 87L22 86V88H25ZM32 87H33V86H32ZM40 87H43V86L41 85ZM53 87H54V88H53ZM90 87H91V88H90ZM110 87H111V88L113 87V88L111 89ZM117 87H118V88H117ZM133 87H134V86H133ZM140 87H141V86H140ZM142 87H141V88H142ZM160 87H161V86H160ZM162 87H163V86H162ZM169 87H170V85H169ZM183 87H185V86H183ZM207 87H208V88H207ZM214 87H216V86H214ZM232 87H233V86H232ZM234 87H235V86H234ZM238 87H239V86H238ZM262 87H263V90H262ZM262 87H261V89H259V90H260V91L262 90V92H263V91H264V85H263ZM0 88H1V87H0ZM16 88H17V87H16ZM26 88H28V87H26ZM37 88H38V87H37ZM48 88H46V89H48ZM81 88H82V89H81ZM97 88H98V87H96L95 89H97ZM106 88H105V89H106ZM144 88H143V89H144ZM146 88H145V89H146ZM211 88H212V89H211ZM216 88H217V87H216ZM240 88H241V87H240ZM245 88H246V87H245ZM245 88H244V89H245ZM247 88H249V87H247ZM253 88H254V87H253ZM256 88H257V87H256ZM3 89H4V86H3ZM67 89H68V90H67ZM85 89H86V90H85ZM95 89H94V91H95ZM110 89H111V91H110ZM119 89H121V88H119ZM127 89H128V88H127ZM127 89H126V90H127ZM129 89H132V88L130 87ZM129 89H128V90H129ZM143 89H142V90H143ZM145 89H144V90H145ZM162 89H163V88H162ZM166 89H167V88L165 87V90H166ZM169 89H170V88H169ZM237 89H238V88H237ZM242 89H243V88H242ZM251 89H252V88H251ZM28 90H29V88H28ZM41 90H42V89H41ZM61 90H62V89H61ZM70 90H71V89H70ZM100 90H101V88H100V89L98 88V89L96 90V92L98 91V93H99ZM102 90L104 91V88H103ZM102 90H101V92L105 94L106 91L103 92ZM117 90H116V93H118ZM159 90H160V88H159ZM159 90L157 89V91H159ZM245 90H246V89H245ZM256 90H257V89H256ZM29 91H30V90H29ZM39 91H40V89H39ZM42 91L44 92V95L47 94V93H46V92H47L46 90H45V91L42 90ZM42 91H41V92H42ZM62 91L64 92V90H62ZM81 91H82V92H81ZM85 91H86L85 95H86V94H88V95L85 96V98H84V97H83V96H84L83 92H85ZM118 91H119V90H118ZM139 91H141V90L139 89ZM148 91H149V90H148ZM168 91H169V90H168ZM185 91H186V90H185ZM235 91H236V90H235ZM241 91H244V90H241ZM253 91H254V90H253ZM5 92H6V91H5ZM60 92H61V91H60ZM66 92H64V93H66ZM87 92H88V93H87ZM126 92H127V94H130V95H132L133 92L135 93L134 90H132V94H131V93H128V91H126ZM126 92H125V93H126ZM129 92H131V91H129ZM137 92H138V90H137V88H136V93H137ZM146 92H147V91H146ZM149 92H150V91H149ZM186 92H187V91H186ZM238 92H239V90H238ZM245 92H246V91H245ZM0 93H1V92H0ZM45 93H46V94H45ZM57 93H59V92H57ZM57 93L54 92V94H56V96H60V97H55V100H54V101H55L56 103L54 102V103H55L54 105L57 104V105H56V106H57L56 108H57L58 110H60V108H61V110H62V112H63V105H66V107H67V108H65V106H64L65 109H68V105H69V103H70V106H71L72 103H71V101H70V98H71V96H72V98H73V97H74V94H73L72 91H71V94H73V95H71L70 93H69V94H67V93L64 94V96H65V95H66V96L63 97V98H68V99H69V102H66V103L64 104L63 102H65V101H63V100H61V101H60V100H56L57 98H58V99H59V98L62 99V98H61L62 93H59L58 95H57ZM79 93H78V94H79ZM102 93H99V94H97V93L94 94V93H93V95H96V96L98 97V96H99L100 94H102ZM120 93H122V95L124 94V93L121 92V91H120ZM120 93H119V94H120ZM138 93H139V92H138ZM144 93H145V91H144ZM144 93L142 92V94H144ZM159 93H160V92H158V95H156V96L159 97V96L161 95V96H160V100H162V98L165 97L166 94L162 97V93L164 94L165 92H161L160 94H159ZM190 93H191V92H190ZM242 93H243V92H242ZM249 93H250V92H249ZM260 93H261V92H260ZM260 93H259V92H256L255 94H259V95H260ZM1 94H2V93H1ZM54 94H51V95H50V94H47V95H49V97H50V96H52V95L54 96ZM104 94H102V95H104ZM112 94H113V93H112ZM127 94H126V95H127ZM142 94H141V93L136 94L137 97H136V96H135V97L137 98V100H139V97H140V95H142ZM191 94H192V93H191ZM252 94H254V93H252ZM263 94H264V92H263ZM263 94H262V95H263ZM17 95H18V93H17ZM19 95H20V94H19ZM41 95H42L41 93H40V95H37V91H36V95H35V93H34L33 96H32V99H31V96L28 97V98H30V99L32 100V101H31L30 99H29V100L27 99V100H28V103H29V101H31V102L33 103L34 100H35V99H34L35 96H36V97H37V96L43 97V98L38 97V99H40V101L35 100V102H36L35 104H36V105H37V102H38V105L41 104V103H39V102H41V99H42V100L44 99V100H43L44 102L42 101V104L44 103V105H45V104H48V102L45 101V100H48V99H50V98L53 99V96L50 97V98H48V99H46L47 97L45 98L44 95H42V96H41ZM67 95H68V97H67ZM69 95H71V96H69ZM89 95H91V96H89ZM105 95H107V96L109 97L110 94L108 93V94H105ZM115 95H116V94H115ZM130 95H128V99H129ZM150 95H151V94H150ZM150 95H149V94H148V95H145V97L147 96V97L149 98ZM154 95H155V94L153 93V96H154ZM192 95H194V94H192ZM197 95H198V94H197ZM200 95H198V96H196V97H200ZM223 95H224V97H223ZM244 95H245V94H244ZM262 95H261L260 97H262ZM21 96H22V95H21ZM62 96H63V95H62ZM111 96H112V95H110V97H111ZM116 96H117V97H115V98H117V99L114 98V95H113V98L117 101V105H118V101H119L120 99H118V95H116ZM120 96H121V95H120ZM132 96H133V95H132ZM132 96L130 97V99L132 98ZM246 96H247V95H246ZM255 96H256V95H255ZM257 96H258V95H257ZM0 97H1V95H0ZM22 97H23V96H22ZM24 97H25V96H24ZM26 97H27V96H26ZM79 97H80V98H79ZM99 97H100V96H99ZM104 97L107 98L106 96H104ZM126 97H127V96H126ZM147 97H146V98H147ZM192 97H193V96H192ZM201 97H200V99H203V98H201ZM215 97H217V95H216ZM244 97H245V96H244ZM72 98H71V99H72ZM81 98H83V99H81ZM90 98H88V99H90ZM94 98H95V97H93V99H94ZM122 98H123V97H122ZM124 98H125V97H124ZM124 98H123V99H124ZM211 98H213L212 95H211ZM218 98H217V100H218ZM245 98H246V97H245ZM258 98H259V96H258ZM258 98H255V100H256V99L258 100ZM24 99H25V98H24ZM33 99H34V100H33ZM52 99L49 100V102L53 101ZM68 99H66V101H68ZM74 99L77 100V99H76V94H75V98H73L72 102L74 101ZM88 99H87V100H88ZM95 99H97L96 101H98V98H95ZM108 99H109V98H108ZM108 99H107V100H108ZM111 99H112V98H111ZM125 99H126V98H125ZM125 99H124V100H125ZM157 99H158V98H156V102H155L154 99H153V101H154L155 103H157V105H158L159 103L157 102ZM184 99H186V98H184ZM191 99H192V98H191ZM196 99H197V98H196ZM243 99H244V98H243ZM259 99H260V98H259ZM2 100H3V99H2ZM64 100H65V99H64ZM81 100H82L83 102H82ZM100 100H101V99H99V101H100ZM104 100H105V99H104ZM104 100H103V101H104ZM121 100H122V99H121ZM158 100H159V99H158ZM160 100H159V102H161ZM182 100H183V101H182ZM212 100H213V99H212ZM212 100H210V97H209V100H206V101L208 102V101H212ZM245 100H247V99H245ZM250 100H251V99H250ZM257 100H256V101H257ZM260 100H261V99H260ZM262 100H263V103H262V104L260 103V102H262V101H259V100H258L259 103H255L256 101L254 102V103L257 104V105L260 104V105H258L259 107H258L257 105H255V106H257L260 110H257V109H256L257 107H256L255 109H253V111H252V110H249V111H252V112H253L252 114H254V117L256 116V120H254L253 118H252V119H253L254 121L259 120L260 122H262V125L264 126V97H262ZM58 101H59V102H58ZM88 101H89V100H88ZM88 101H87V102H88ZM92 101H93V100H92ZM103 101H102V103L104 104L105 101H104V102H103ZM116 101H115V102H116ZM131 101H132V100H131ZM131 101H130V102H131ZM134 101H135V99H134V96H133V102H134ZM148 101H149V102H148ZM153 101H152V102H153ZM193 101H194V103H193ZM241 101H242V100H241ZM258 101H257V102H258ZM1 102H2V101H1ZM26 102H27V101H26ZM45 102H47V103H45ZM57 102L60 103V104L63 103L62 106H61L60 104H58ZM100 102H101V101H100ZM107 102H110V101L108 100ZM107 102H106L105 104L108 106V103H107ZM115 102H114V103H115ZM126 102H127V101H126ZM130 102H129V103H130ZM137 102H138V101H137ZM139 102H138V104H139ZM171 102H172V103H171ZM247 102H249V97H248V101H247ZM16 103H17V102H16ZM16 103H15V104H16ZM88 103H89V105H90V103H92V102L89 101ZM111 103H112V101H111ZM119 103H120V102H119ZM163 103H164V102H163ZM200 103L202 104V101H200ZM243 103H244V102H243ZM250 103H252V102H250ZM1 104H3V103H1ZM15 104H14V105H15ZM30 104H31V103H30ZM42 104H41V105H42ZM52 104H53V102L51 103V105H50V103H49L51 109H52V106H53ZM86 104H87V103H86ZM92 104H93V105H96V103H95V104L92 103ZM92 104H91V105H92ZM100 104H101V103H100ZM100 104H98V106H99ZM131 104H132V102H131ZM131 104H130V105H131ZM197 104H198V103H197ZM210 104H211V103H210ZM212 104H214L213 101H212ZM237 104H238V103H237ZM245 104H247V103H245ZM44 105H43V106H44ZM58 105L60 106L59 108H58ZM76 105H77V104H76ZM87 105H88V104H87ZM91 105H90V106H91ZM93 105H92V106H93ZM111 105H112V104H111ZM113 105H114V104H113ZM117 105H116V107H117ZM147 105H148V104H147ZM147 105L144 104V106H143V105H142V106H143V108H145ZM161 105H162V103H161ZM194 105H195V104H194ZM194 105H193V106H194ZM202 105H203V104H202ZM248 105H251V104H248ZM47 106H48V105H47ZM47 106L45 105L44 108H45L46 112L44 111L45 113L43 112V114L41 113V111H42L41 109H40V111L38 110V111H39L38 113H41L42 115L45 114V117L43 116V119H44V120H41V121H40L39 119L41 118L42 115L38 116V114L35 113V112H37V111H34L36 107H34V110H33L34 113H32V114H33V116H32V114H31V110H30L31 107H30V105H29V108H30L29 110H30V114H31L30 117H31V116H32V117H35L34 115L36 114V115L38 116V119H37V116H36V119H37V121L39 120V121H38L39 123H38V122L36 121L35 118H33V119H34V120H33V119H31L32 117H31V118L29 117L30 120H31V122L36 121V122H34V126H33V127H34V128H33V131L35 130V133H34V134H36V135H33V134H32V135H33V138H32V139H34V140L37 141V142H41V140H42L43 142L46 141V140H49V139H46V138H47V137L49 138V136H51V135L48 136V135H47L48 133L46 134V132H48L47 130H50V131H49V134H51V133L54 132V128H55V124H53V121H55V118H54L55 116H54V115L57 114V115H56V116H57L56 118H58L59 115H62V113L60 112L61 110L58 111L57 109H56V110L58 111L57 113H55V114H53V115H50V114H52V113H54V112H56V111H54V110L52 109V112L50 113L51 109H50L49 107H47ZM70 106H69V107H70ZM72 106H73V104H72ZM90 106H89V107H90ZM98 106H96V107L93 106V107L96 109ZM114 106H115V105H114ZM120 106H121V103H120ZM120 106H119V107H120ZM124 106H125V105H124ZM127 106H129V105L126 104V107H127ZM131 106H132V105H131ZM136 106H137V105H136ZM142 106L139 105V107H140L139 109H142V110H143V108H141ZM148 106H149V105H148ZM148 106H147V107H148ZM180 106H179V107H180ZM196 106H197V105H196ZM204 106H206L205 103H204V105H203V109H205ZM253 106H254V104H253ZM253 106H252V107H253ZM255 106H254V107H255ZM15 107H17V106H15ZM22 107H23V106H22ZM38 107H39V106H38ZM40 107H41V106H40ZM40 107H39V108H40ZM46 107H47V108H46ZM73 107H74L75 110L78 109L77 111H79V107H80V106H79V107H78V106L75 107V105H74ZM73 107H72V108L70 107L69 111L64 110L66 113H64L62 116H60V118L62 117L60 120H62V119L64 118V115H65V117H66V115L68 114V116H67L66 118H64L63 121H64L65 119H67L68 121L70 120V121L72 122L71 118L68 119L69 117H72L73 122H72L71 124L73 125V123H74L75 120H76L77 123H79V119H80V118H85V116L88 115L89 107H86L87 109H86V108H85V109L82 108V111H83V113H82V117H81V115H80L81 111H80V113L78 112V114H77V112H75V111L73 110ZM93 107L90 108V109H91L90 112L93 110V109H92ZM132 107H134V108H138V107H135V105L132 106ZM243 107H244V106H243ZM254 107H253V108H254ZM25 108H26V107H25ZM39 108H38V109H39ZM41 108H43V107H41ZM44 108H43V110H44ZM103 108H105V107H103ZM103 108H102V109H103ZM134 108H132V109H134ZM156 108H157V107H156ZM166 108L168 109V111H166V112L164 111V112H165V114H164V112H163L162 110H164V109L167 110ZM182 108H183V109H182ZM201 108H202V107H201ZM212 108H213V107H212ZM241 108H242V106H241ZM244 108H245V107H244ZM247 108H248V107H247ZM32 109H33V107H32ZM47 109H48V110H47ZM49 109H50V110H49ZM83 109H84L86 112H84ZM100 109H101V108H100ZM108 109H110V108L108 107ZM139 109H137V110H139ZM149 109H150V108H149ZM151 109H150V110H151ZM203 109H202V110H203ZM210 109H211V108H210ZM248 109H249V108H248ZM248 109H247V111H248ZM250 109H252V108H250ZM5 110H6V109H5ZM27 110H28V109H27ZM27 110L25 109V111H27ZM36 110H37V109H36ZM70 110H71V111L73 110V111L71 112ZM112 110H113V109H112ZM116 110H117V108H116ZM134 110H135V109H134ZM137 110H136V111H137ZM147 110H148V109H146V110L144 109L145 112H146ZM2 111H3V110H2ZM48 111H49V112H48ZM53 111H54V112H53ZM87 111H88V112H87ZM148 111H149V110H148ZM173 111H174V113H173ZM203 111H205V110H203ZM240 111H242V110H240ZM249 111H248V112H249ZM6 112H8V111H6ZM22 112H23V111H22ZM22 112H21V113H22ZM69 112H71V113H74V112H75V113H74L75 116L79 115V117H78L79 119H78L77 117H76V118H73L74 115H73V114L71 115ZM90 112H89V113H90ZM92 112H93V111H92ZM92 112H91V113H92ZM145 112H144V113H145ZM153 112H154V111H153ZM169 112H171V114H169V115H172V116H169V115L166 116ZM244 112H245V110H244ZM248 112H247V114H248ZM9 113H10V112H9ZM14 113H15V112H14ZM24 113H25V112H24ZM46 113H49V115L47 116ZM59 113H60V114H59ZM85 113H86V114H85ZM147 113H150V112H147ZM147 113H146L145 115H148ZM166 113H167V114H166ZM241 113H242V112H241ZM1 114H2V113H1ZM26 114L29 116L28 113H26ZM69 114H70V116H69ZM83 114H85V115H83ZM124 114H125V113H124ZM127 114H129V112H128ZM127 114H126V116H127ZM150 114H153V113H150ZM159 114H160V113H159ZM10 115H11V113H10ZM21 115H23V114H21ZM240 115H241V114H240ZM245 115H246V114H245ZM248 115H249V114H248ZM23 116H26V115L24 114ZM28 116H27V117H28ZM46 116H47L48 118H47ZM83 116H84V117H83ZM89 116H91V115H89ZM96 116H97V115H96ZM118 116H119V115H118ZM118 116H117V117H118ZM124 116H125V115H124ZM130 116H132V113H130ZM130 116H128V119H129ZM134 116H136V115H134ZM134 116H133V122H134V123L132 122V124H134L135 126L138 127V124H139V123L141 124V122L139 121V123L135 124V123H136L135 121H136L137 119H136L135 121H134V119H135V118H138V117L136 116V117L134 118ZM156 116H157V115H156ZM243 116H244V115H243ZM243 116H242V117H243ZM251 116H252V115H251ZM251 116H250V117H251ZM8 117H9V116H8ZM14 117H15V116H14ZM17 117H19V114H18ZM27 117H26L25 119H23V120H26ZM93 117H94V116H93ZM97 117H98V116H97ZM97 117H96V118H97ZM114 117H115V115H114ZM139 117H140V116H139ZM142 117H143V115H142ZM158 117L160 118L161 115H159ZM248 117H249V116H248ZM15 118H16V117H15ZM21 118H22V116H21ZM89 118H90V117H89ZM91 118H92V117H91ZM96 118H94V119H96ZM98 118H99V117H98ZM98 118H97V119H98ZM100 118H101L102 121H104L102 117H100ZM125 118H126V117H125ZM156 118H157V117H156ZM161 118H163V116H162ZM243 118H244V117H243ZM246 118H247V116H246ZM4 119H5V118H4ZM12 119H13V118H12ZM46 119H47V120H46ZM94 119H93V120H94ZM116 119H117V118H116ZM118 119H119V118H118ZM121 119H122V118H121ZM157 119H158V118H157ZM157 119H156V120H157ZM236 119H237V120H236ZM252 119H251V120H252ZM0 120H1V118H0ZM2 120H3V119H2ZM18 120H20V119H18ZM32 120H33V121H32ZM45 120H46V121H45ZM89 120H91V119H88V124H89V123L91 124V122H89ZM113 120H115V119L113 118ZM138 120H140V119L138 118ZM138 120H137V121H138ZM239 120H240V118H239ZM245 120H247V119H245ZM5 121H6V120H5ZM11 121H12V120H11ZM63 121H62V122H63ZM68 121H67V122H68ZM80 121H82V120H80ZM94 121H96V120H94ZM99 121H100V120H99ZM108 121H109V120H108ZM124 121H125V120H124ZM124 121H123V122H124ZM228 121H227V122H228ZM243 121H244V120H243ZM249 121H250V120H249ZM16 122H17V121H16ZM20 122H22V121H20ZM25 122H28V121H25ZM58 122H59V120L55 121L54 123H58ZM60 122H61V121H60ZM62 122L59 123V124L62 125ZM65 122H66V120H65ZM67 122H66V123H67ZM86 122H87V121H86ZM105 122L107 123V121H105ZM109 122H111V121H109ZM112 122H113V121H112ZM114 122H115V121H114ZM118 122H119V120H118ZM120 122H122V121H120ZM120 122H119V123H120ZM142 122H144V121H142ZM251 122L253 123V121H251ZM260 122H258V123H260ZM12 123H13V122H12ZM63 123H64V122H63ZM77 123H75V124H77ZM80 123H81V122H80ZM106 123H104V124H106ZM116 123H117V122H116ZM119 123H117V124H119ZM129 123H130V122H129ZM145 123H146V122H145ZM145 123H144V124H145ZM147 123H149V122H147ZM147 123H146L145 127L147 126ZM152 123H153V122H152ZM152 123H151V124H152ZM236 123H234V124H236ZM249 123H250V122L246 123V121H245V124H243V127H244V125H247V126L250 127V126L252 125V123H251L250 125H248ZM254 123H255V122H254ZM254 123H253V126H255V128H256V125H257V124L255 125ZM256 123H257V122H256ZM7 124H8V123H7ZM29 124L32 125V123H29ZM67 124H68V123H67ZM67 124H65V125L63 124L64 127H66V126H67V127H70V128H68V129H66V128L63 129L64 132H65V130L67 131V132H65L66 134L69 133V131H70L71 129H74V128H71V126H68V125H70V122H69L68 125H67ZM75 124H74V125H75ZM86 124H87V123H85V125H86ZM98 124H99V123H98ZM107 124H108V123H107ZM110 124H111V123H110ZM112 124H113V123H112ZM124 124H125V122H124ZM140 124H139V126L142 125V124H141V125H140ZM144 124L142 125V127L144 126ZM163 124H164V122H163ZM165 124H166V123H165ZM172 124H174V125H172ZM176 124H177V125H176ZM229 124H231V123H229ZM238 124H236V125H238ZM260 124H261V123H260ZM11 125H12V124H11ZM13 125H14V124H13ZM16 125H17V124H16ZM16 125H14V126H16ZM22 125H23V124H22ZM27 125H28V124H27ZM52 125H54V127H52ZM78 125H79V124H78ZM78 125H77V126H78ZM81 125H83V124H81ZM120 125H123V124L120 123ZM127 125H128V124H127ZM149 125H150V124H149ZM178 125H180V126L178 127ZM262 125H261V126H262ZM18 126H19V125H18ZM44 126H45V127H44ZM56 126H57V127H56V131H57V130H58V129H57V128H58V124H57ZM63 126H61V127H63ZM83 126H84V125H83ZM86 126H87V125H86ZM91 126H92V125H91ZM94 126H95V125H94ZM94 126H92V127H94ZM97 126H98V125H97ZM104 126H105V125H104ZM104 126L102 125V127H104ZM128 126H129V125H128ZM130 126H131V125H130ZM132 126H133V125H132ZM132 126H131V127H132ZM150 126H151V125H150ZM150 126H148V128H149ZM155 126H156V127H155ZM157 126H158V125H155V124L153 125V124H152V127H151L152 129H150V130H153V128L156 129ZM181 126H182V127H181ZM3 127H4V126H3ZM9 127H10V126H9ZM29 127H30V126H29ZM72 127H73V126H72ZM106 127H107V126H106ZM112 127H113V126H112ZM117 127H119V126H117ZM121 127H122V126H121ZM126 127H127V126H126ZM126 127H125V128H126ZM137 127H136V128H137ZM142 127H139V128H141L142 131H144L145 134H151V131H150V132L147 131V132H149V133H147V132H145V129L147 130V128L144 129V128H142ZM232 127H233V126H232ZM249 127H248V128H249ZM251 127H252V126H251ZM0 128H1V127H0ZM21 128H22V127H21ZM25 128H26V127H25ZM25 128H23V129H25ZM43 128H46L47 130L45 131ZM52 128H53V130H51ZM77 128H78V127H77ZM77 128H76V125H75V129H76V130H78ZM84 128H85V126H84ZM95 128H96V127H95ZM128 128H129V127H128ZM128 128H126V129H128ZM235 128H236V130H235ZM240 128H241V127L238 128V131L241 132L242 129H240ZM259 128H260V129H262V128L264 129V127L261 128L260 125H259ZM4 129H5V128H4ZM16 129H17V128H16ZM23 129H22V130H23ZM31 129H32V126H31ZM80 129H82V127L79 128V130H78V131H80V132H77L76 130H73V131H74V132H73V131L71 130L72 133H73L72 136H74V137L76 138V139H74V138L70 135V136H71V141L73 142L74 140H76V141H75V145H76V146L73 145L74 147H76V148L78 147V148H79V147L81 146V148H82L81 150H86V151H88V150H90V149L92 148V147H90L91 145H95V144H96V143H95V142H96V141H95L96 139H95V140L90 139V138H91V136H90L89 140H91V141H90V143H89L88 136L86 137V135H83L84 132H86V131H83V133H81L82 130H84V129H82V130H80ZM97 129H98V128H97ZM100 129H101V128H100ZM108 129H109V128H108ZM110 129H112V128H110ZM116 129H117V128H116ZM123 129H124V128H123ZM141 129H140V131H141ZM159 129H161V128L158 127V130H157V131L154 130V132H155V131L158 132ZM162 129H164V128H162ZM166 129H167V130H166ZM169 129H170V130H169ZM233 129L235 130L234 132L237 131V127H236V126H234ZM244 129H245V128H244ZM17 130L19 131V129H17ZM20 130H21V129H20ZM22 130H21V132H22ZM26 130H27V129H25L24 131H26ZM29 130H30V129H29ZM68 130H69V131H68ZM85 130H86V128H85ZM87 130H89V129H87ZM91 130H92V129H91ZM95 130H96V129H95ZM102 130H103V128H102ZM117 130H118V129H117ZM131 130H132V132H133V129H131ZM148 130H149V129H148ZM250 130H251V129H250ZM27 131H28V130H27ZM27 131L25 132V135H26ZM30 131H32V130H30ZM30 131H29V132H30ZM52 131H53V132H52ZM56 131H55V132H56ZM58 131H61V132L63 133L62 129H61V130H58ZM58 131H57V132H58ZM75 131H76V135H74ZM92 131H93V130H92ZM106 131H107V130H106ZM110 131H111V130H110ZM164 131H161V130H160V133H161V132L164 133ZM182 131H184V132L182 133ZM238 131H237V132H238ZM242 131H243V130H242ZM244 131H245V130H244ZM262 131H263V130H262ZM29 132L27 133L28 136H30V135H29ZM50 132H51V133H50ZM130 132H131V131H130ZM152 132H153V131H152ZM156 132H155V133H156ZM177 132H178V131H177ZM245 132H246V131H245ZM251 132H252V131H251ZM22 133H23V132H22ZM30 133H31V132H30ZM58 133H59V132H58ZM62 133H60V135H61ZM78 133L81 134V135H79ZM87 133H88V132H87ZM87 133H86V134H87ZM104 133H105V132H104ZM116 133H118V132H116ZM127 133H128V132H126L125 135H126ZM141 133H142V135H143V132H141ZM155 133H152V134L155 135ZM162 133H161V134H162ZM241 133H242V132H241ZM246 133H248V132H246ZM249 133H250V132H249ZM249 133H248V134H249ZM3 134H5V135H3ZM15 134H16V133H15ZM53 134H54V133H53ZM53 134H52V135H53ZM69 134H70V133H69ZM133 134H135V133H133ZM133 134H132V135H133ZM145 134H144V135H145ZM161 134H160V135H161ZM172 134H173V135H172ZM183 134H184V136H183ZM185 134H187V135H185ZM235 134H236V133H235ZM20 135H21V134H20ZM54 135H55V134H54ZM67 135H68V134H67ZM77 135H78L79 137H80V136L82 137V135H83V137L85 136L86 138H84V140L87 139L88 141H84V142H83L82 138L80 137L81 139H80V142H79V144H78L79 139L77 138ZM90 135H92V134H90ZM94 135H96L95 137H98L97 132H96V134H94ZM111 135H113V134H111ZM117 135H118V134H117ZM127 135H128V134H127ZM139 135L141 136V134H139ZM144 135H143V136H144ZM154 135H152V136H154ZM156 135H157V134H156ZM164 135H165V133L162 135V137H164ZM249 135H250V134H249ZM5 136L8 137V136H10V134H8V133L6 134L5 132L3 133V132L0 131V160H2V161L5 160V159H8L7 157H8V154H9V150L12 151V149H11V144H10V143H12V145H13V142H14V145H17V146H18L20 143H22L21 138H17V137H15V138H13V141H11L12 139L8 141V139H5ZM12 136H13V134H12ZM12 136H11V138H12ZM16 136H17V135H16ZM65 136H66V135H65ZM148 136L150 137L151 135H146V137L144 136L143 139H146ZM158 136H159V134H158ZM158 136H155V137H156L157 139L161 138L160 136H159V137H158ZM246 136H247V135H246ZM251 136H252V135H251ZM251 136H249V137H251ZM7 137H6V138H7ZM18 137H19V135H18ZM25 137H26V136H25ZM61 137H62V136H61ZM109 137H110V136H109ZM114 137H115V136H113V138H114ZM50 138H52V136H51ZM68 138H69V137H68ZM68 138H67V139H68ZM106 138H107V137H106ZM134 138H136V136H134ZM141 138H142V136H141ZM141 138H140V137H139V138L137 137L136 140H137V139H138V140L140 139V142H141V140H142ZM153 138H154V137H153ZM153 138H151V139H153ZM9 139H10V137H9ZM29 139H31V138L29 137ZM32 139H31V141H32ZM45 139H46V140H45ZM52 139H53V138H52ZM58 139H59V138H58ZM73 139H74V140H73ZM77 139H78V141H77ZM102 139H103V138H102ZM117 139H118V138L116 137V140H117ZM125 139H127V136H126ZM125 139H124V140H125ZM147 139H148V138H147ZM161 139H163V140H160V139H159V141H162V142L164 141V143H165V142H166L165 140H167L168 138L165 139V137H164V138H161ZM171 139H172V138H171ZM14 140H15V141H14ZM23 140H24V139H23ZM34 140L32 141V143L35 142ZM108 140H109V139H108ZM111 140H112V139H111ZM118 140H119V139H118ZM178 140H179V142H178ZM50 141H51V139H50ZM60 141H61V140H60ZM65 141H66V140H65ZM92 141H93V142H92ZM106 141H107V140H106ZM119 141H120V140H119ZM130 141H131V140H130ZM148 141H149V140H148ZM148 141H147V142H148ZM154 141H155L156 143L153 142V145H156V144H157V140H155V138H154ZM159 141H158V143H159ZM171 141H172V140H171ZM171 141H167V142H169V144L171 145V143H170ZM7 142H10V143H7ZM27 142H28V141H27ZM48 142H49V141H48ZM67 142H69V144H70V141H67ZM67 142H65V143H67ZM72 142H71V145H72ZM86 142H88V145H86V144H87ZM103 142H104V141H103ZM107 142H109V141H107ZM107 142H106V143H107ZM122 142H123V141H122ZM132 142L134 143V142H136V141H132ZM137 142H138V141H137ZM142 142H145V141L143 140ZM149 142H150V141H149ZM162 142H161V143H162ZM173 142H172V144H173ZM183 142H184V143H183ZM183 142L181 141L182 144H180V146L182 145V147L179 146L180 148H182V150H184L183 148L185 147V145H186V143H187V140H186V142H185V141H183ZM23 143H24V142H23ZM23 143H22V144H23ZM41 143H42V142H41ZM44 143H45V142H44ZM91 143H92V144H91ZM93 143H95V144H93ZM124 143H125V142H124ZM126 143H127V142H126ZM138 143H139V142H138ZM161 143H160L161 148H160V146H158V148H157V147L154 148L155 151L158 149V150L156 151L157 153L159 152V149L162 150V151H160V153L163 152V153H166V154H169L170 152L172 153V151H174V153H175L176 156H177L176 158H175V156L173 155V153H172V154L170 153V154L173 155V157H174L173 160L178 159V156H179L178 154L181 155V153H183V155H181V156H184V155H185L184 157H186V154H184V153H186V152L182 151L181 149H180L181 152L179 153V147L176 148L177 145L175 146L174 150H172L173 148H171L172 151L169 150L170 152H168L167 149H166V148H167V147H166V146H167V145H166L167 143H165L166 146H165V145H162ZM164 143H163V144H164ZM45 144H46V143H45ZM45 144H44V145H45ZM48 144H50V142H49ZM48 144H47V145H48ZM89 144H91V145L89 146ZM99 144H100V143H99ZM109 144H112V143H108V145H109ZM118 144H119V143H118ZM120 144H121L120 146H122V143H120ZM184 144H185V145H184ZM26 145H28V144L26 143ZM29 145H30V144H29ZM40 145H41V144H40ZM66 145H68V144H66ZM77 145H78V146H77ZM105 145H106V144H105ZM124 145H125V144H124ZM124 145H123V148L125 147ZM128 145H129V144H128ZM143 145H144V144H143ZM157 145H158V144H157ZM174 145H175V144H174ZM183 145H184V146H183ZM21 146H22V145H21ZM41 146H42V145H41ZM49 146H50V145H49ZM69 146H70V145H69ZM73 146H70V147H72V148H70V147L68 148L69 150H71V154L73 153L72 155H75V156H76L77 154H80V152H79L80 148H79L78 151H77V150H75V148H74ZM102 146H103V144H102ZM118 146H119V145H118ZM134 146H135V145H134ZM146 146H147V144H146ZM146 146H145V147H146ZM151 146H152V145H151ZM18 147H19V150H20V146H18ZM36 147H38V144L36 145ZM96 147H98V144L96 145ZM139 147H140V146H139ZM145 147H144V148H145ZM149 147H150V146H149ZM153 147H154V146H153ZM153 147H150V148H151L150 151H151L152 153H153V151H154V150L152 151V148H153ZM164 147H166V148H164ZM170 147H171V146H170ZM173 147H174V146H173ZM260 147H261V148H260ZM12 148H13V147H12ZM15 148H17V147L15 146ZM38 148H39V147H38ZM38 148H37V149H38ZM41 148L43 149L44 147H41ZM45 148H46V146H45ZM65 148H66V147H65ZM73 148H74V149H73ZM94 148H95V146H94ZM107 148H108V147H107ZM146 148H148V147H146ZM156 148H157V149H156ZM163 148L166 149L167 152H165V150H164ZM8 149H9V150H8ZM23 149H24V148H23ZM28 149H29V146H28ZM34 149H35V148H34ZM37 149H35V150H33V149L30 150V149H29L26 153H29V152L31 153V151H34V152H32V153L34 154L35 151H36ZM48 149H50V148H48ZM60 149H61V148H60ZM63 149H64V148H63ZM66 149H67V148H66ZM72 149H73V150H72ZM95 149H96V148H95ZM133 149H135V148H133ZM140 149H141V148H140ZM142 149H143V147H142ZM169 149H170V148H169ZM43 150H44V149H43ZM43 150H42V151H43ZM45 150H46V149H45ZM81 150H80V151H81ZM92 150H93V148H92ZM99 150H100V148H99ZM17 151H18V150H17ZM17 151H16V152H17ZM21 151H22V150H21ZM21 151H19L20 154H19V152H17V153H18V154H17L18 156L22 154ZM24 151H26V150H24ZM24 151H23V152H24ZM38 151H39V152L41 151L40 148H39ZM38 151H36V152H38ZM54 151H55V150H54ZM58 151L60 152L61 150H58ZM96 151H98V149H96ZM105 151H106V150H104V152H105ZM107 151H108V150H107ZM109 151H110V150H109ZM120 151H121V150H120ZM124 151H125V150H124ZM124 151H123V152H124ZM135 151H136V150H135ZM139 151H140V150H139ZM175 151H178V153L175 152ZM14 152H15V151H14ZM14 152H12V153L14 154ZM16 152H15V154H16ZM44 152H45V151H44ZM61 152L63 153V151H61ZM78 152H79V153H78ZM81 152L83 153V151H81ZM93 152H94V151H93ZM110 152H112V150H111ZM118 152H119V151H118ZM133 152H134V151H133ZM24 153H25V152H24ZM26 153H25V155H26ZM47 153H48V152H47ZM47 153H46V154H47ZM66 153L68 154L69 152H66ZM66 153H63V154L65 155ZM90 153H92V152H90ZM99 153H100V152H99ZM107 153H109V152H107ZM120 153H121V152H120ZM126 153H127V152H126ZM128 153H129V152H128ZM142 153H143V151H142ZM148 153H150V152H148ZM157 153H156V156H157L159 159L162 160L161 157H163L162 163L159 162V165H160V166H159V165H158V161H157L158 158H156V157H155V159H156L155 161L157 162V165H156V162H154V161H151V163L153 164V162H154V163H155L154 165H155L156 167L159 166V168H162L161 165H163V161H165L166 159H170L171 156H170V154H169V157H168V156H166V155L164 154V155H165V157H164L163 154H162V156H161L160 153H158L159 155H157ZM15 154H14V155H15ZM36 154H37V153H36ZM49 154H50V153H49ZM51 154H53V152H52ZM102 154H104V153H102ZM105 154H106V153H105ZM111 154H113V153H111ZM111 154H110V155H111ZM131 154H133V153H131ZM244 154H243V155H244ZM261 154H263V155H261ZM10 155H11V154H10ZM47 155H48V154H47ZM53 155H58V153H56V154L54 153ZM61 155H62V154H61ZM69 155H70V154H68V156H69ZM81 155H83V154H81ZM81 155H80V156H81ZM84 155H85V154H84ZM95 155H96V154H95ZM95 155H94V156H95ZM97 155H98V154H97ZM140 155H141V154H140ZM144 155H145V156H143V157H147V156H148V155L146 156V154H144ZM149 155H152V154H149ZM241 155H242V153L240 154V157L243 158ZM15 156H16V155H15ZM48 156H49V155H48ZM62 156H63V155H62ZM75 156H74V158H75ZM80 156H79V157H80ZM86 156H87V153H86L85 157H86ZM108 156H109V155H108ZM108 156H107V157H108ZM111 156H112V155H111ZM119 156H120V155H119ZM119 156H117L118 159H120ZM123 156H125V154H124ZM130 156H131V155H130ZM130 156H129V157H130ZM159 156H160V157H159ZM235 156H236V157H235ZM246 156H244V157H246ZM28 157H30V155H28ZM41 157H43V156H41ZM46 157H47V156H45V158H46ZM58 157H59V156H58ZM70 157H71V155H70ZM88 157H89V156H88ZM88 157H87V159H88ZM132 157H133V156H132ZM152 157H153V156H152ZM152 157H150L151 160H152ZM167 157H168V158H167ZM194 157H195V159H194ZM52 158H53V157H52ZM54 158H55V157H54ZM111 158H112V157H111ZM111 158L109 157V159H111ZM136 158H137V157H136ZM139 158H141V157H139ZM164 158H165V159H164ZM187 158H189V157H187ZM9 159H10V161H11V158H10V157H9ZM29 159H30V158H29ZM33 159H34V158H33ZM46 159H47V158H46ZM82 159H83V158H82ZM91 159H92V158H91ZM91 159H90V160H91ZM112 159H113V158H112ZM123 159L127 160L126 158H123ZM129 159H130V158H129ZM131 159H132V158H131ZM192 159H193V160H192ZM238 159H239V158H238ZM238 159H237V161H238ZM247 159H246V160H247ZM17 160H18V159H17ZM26 160H28V159H26ZM31 160H32V159H31ZM34 160H35V159H34ZM52 160H53V159H52ZM78 160H79V159H78ZM93 160H95V159H93ZM93 160H92V161H93ZM100 160H101V159H100ZM144 160H145V159H144ZM171 160H172V159H171ZM173 160L171 161V162H172L171 164H173V165L175 166V164H177L178 162L176 163V161H173ZM184 160H185V158H184ZM241 160H242V159H241ZM6 161H7V160H6ZM6 161H5V162H6ZM13 161H14V160H13ZM15 161H16V159H15ZM24 161H25V160H24ZM63 161H64V160H63ZM66 161H67V160H66ZM80 161H81V159H80ZM97 161H98V159H97ZM107 161H109L108 158H107ZM136 161H137V160H136ZM141 161H142V160H141ZM159 161H160V160H159ZM167 161H168V160H167ZM179 161H181V160H180V157H179ZM185 161H186V160H185ZM185 161H183V162L181 161V163L184 164ZM0 162H1V161H0ZM54 162H55V161H54ZM54 162H53V164H54ZM58 162H59V161H58ZM61 162H62V161H61ZM61 162H59V163H57V164H54V165H53L52 172H50L49 174H54L53 172L56 171V170L54 171V167H55V166L57 167V165H59V168H61L63 165H64L63 167L70 166L69 163H66V162H62V163H61ZM75 162H76V160H75ZM85 162H86V161H85ZM87 162H88V161H87ZM87 162H86V163H87ZM89 162H90V161H89ZM95 162H96V161H95ZM122 162H123V161H122ZM124 162H125V161H124ZM165 162H166V161H165ZM169 162H170V160H169ZM240 162H241V161H240ZM242 162H244V161H242ZM3 163H4V162H3ZM6 163H7V162H6ZM13 163H14V162H13ZM19 163H20V162H18V164H19ZM40 163H41V162H40ZM42 163H43V162H42ZM96 163H97V162H96ZM107 163H108V164H112V163H114V160H111V163H109V162H107ZM107 163H105V164H107ZM143 163H144V162H143ZM181 163L179 162V164H181ZM188 163L186 162V164H188ZM231 163H232V164H231ZM251 163H252V162H251ZM251 163H250V164H251ZM261 163H262V162H261ZM15 164L18 165L17 163H14V165H15ZM20 164H21V163H20ZM23 164H24V163H23ZM50 164H51V163H50ZM75 164H76V163H75ZM90 164H93V162L90 163ZM100 164H101V162H100ZM108 164H107V167L110 166V165H108ZM115 164H116V163H115ZM115 164H114V165H115ZM121 164H122V163H121ZM147 164H148V163H147ZM147 164H146V165H147ZM247 164H248V161H247ZM12 165H13V164H12ZM12 165H11V166H12ZM16 165H15V166H16ZM24 165H25V164H24ZM27 165H28V164H27ZM27 165H26V166H27ZM31 165H32V164H31ZM31 165H30V166H31ZM41 165H42V164H41ZM65 165H66V166H65ZM132 165H133V164H132ZM140 165H141V164H140ZM146 165H145L144 167H146ZM165 165H166V164H165ZM167 165L170 166V164H168V162H167ZM248 165H249V164H248ZM253 165H254V164H253ZM258 165H259V164H258ZM0 166H1V165H0ZM8 166H9V164H8ZM19 166H21V165H19ZM19 166H16L17 169L19 168ZM60 166H61V167H60ZM77 166H78V164H77ZM79 166H80V165H79ZM86 166H88V164H87ZM102 166H103V165H102ZM168 166H167V167H168ZM174 166H171V168H172V167H173V168H175V167L177 168V166H175V167H174ZM183 166H184V165H183ZM187 166H188V165H187ZM2 167H3V166H2ZM16 167H14V168H16ZM22 167L24 168V166H22ZM44 167H45V166H44ZM49 167H50V166H49ZM90 167H91V165H90ZM90 167H89V168H90ZM96 167H97V166H96ZM123 167H124V166H123ZM128 167H129V166H128ZM156 167H150V169H151L150 171L152 172V174H153V173L156 174V175L153 174L155 177L159 174L160 171H162L161 169H159V168L157 169ZM256 167H257V166H256ZM25 168H26V167H25ZM25 168H24V169H25ZM28 168H29V166H28ZM28 168H27V169H28ZM47 168H48V167H47ZM59 168H57V169H59ZM77 168H78V167H77ZM98 168H99V167H98ZM101 168H103V167H101ZM109 168H110V167H108V170H109ZM120 168H121V167H120ZM120 168H119V169H120ZM130 168H131V167H130ZM133 168H134V167H133ZM135 168H136V166H135ZM137 168H138V167H137ZM184 168H185V167H184ZM189 168H191V166H189ZM3 169H4V168H3ZM7 169H8V168H7ZM10 169H11V168H10ZM20 169H22V168H20ZM20 169H19V170H20ZM30 169H31V170H35V169H32L31 167H30ZM55 169H56V168H55ZM64 169H65V168H64ZM66 169H67V168H66ZM68 169H71L72 172H74L72 166L68 167ZM81 169H82V167H81ZM84 169H85V168H84ZM92 169L94 170V168H92ZM92 169H91V170H92ZM113 169H114V167L112 166V170H113ZM139 169H140V168H138V170H139ZM167 169H168V171L172 172V170H171L169 167H168ZM186 169H188V167H187ZM245 169H246V167H245ZM247 169H248V168H247ZM4 170H5V169H4ZM14 170H16V169H14ZM31 170H30V171H31ZM36 170H37V169H36ZM60 170H61V169H59V171H60ZM62 170H63V169H62ZM62 170H61V171H62ZM71 170H70V171H71ZM82 170H83V169H82ZM100 170H101V169H100ZM102 170H103V169H102ZM112 170H110V171L112 172L111 174H113V172H115V170H114V171H112ZM128 170H129V168H128ZM142 170H143V169H142ZM145 170H146V169H145ZM164 170H165V169H163V171H164ZM175 170H176V169H175ZM189 170H190V169H189ZM258 170H260V171H258ZM0 171H2V170L0 169ZM24 171H25V170H24ZM30 171H28L29 174H30ZM40 171H43V170L41 169ZM77 171H78V169H77ZM77 171H76V174H77ZM85 171H86V170H85ZM94 171L96 172L97 170L95 169ZM136 171H137V170H136ZM140 171H141V170H140ZM148 171H149V170H147L146 172H144V174H146ZM154 171H155V172H154ZM163 171H162V172H163ZM179 171L181 172L182 170H179ZM184 171H185V170H184ZM245 171H246V170H245ZM7 172H8V171H7ZM17 172H18V170L16 171V173L14 172L15 175H16V174H17V175L20 174V172H18V173H17ZM32 172H33V171H32ZM32 172H31V173H32ZM57 172H58V171H57ZM98 172H99V171H98ZM104 172H105V170H104ZM137 172H138V171H137ZM174 172H175V171H174ZM177 172H178V171H177ZM182 172H183V171H182ZM182 172H181V173H182ZM187 172H188V171H187ZM200 172H201V173H200ZM2 173H4V171H3ZM2 173H1L0 175L6 177L5 174L7 175V173H6V172H5V174H2ZM23 173L26 174V172H23ZM34 173H36V172H34ZM34 173H32V175H33ZM38 173H39V171H38ZM40 173H42V172H40ZM46 173H47V172H46ZM59 173H60V172H59ZM81 173H82V172H81ZM81 173H80V174H81ZM86 173H88V172L86 171ZM89 173H90V172H89ZM91 173H92V172H91ZM116 173H117V171H116ZM122 173H123V171H122ZM125 173H126V172H125ZM129 173H130V172H129ZM129 173H128V174H129ZM160 173H161V172H160ZM167 173L169 174V172H167ZM181 173H180V175H181ZM188 173H189V172H188ZM190 173H191V171H190ZM9 174H10V173H9ZM56 174H57V173H56ZM72 174H73V173H72ZM74 174H75V173H74ZM148 174H150V173L148 172ZM164 174H165V172H164ZM168 174H167V176L169 177ZM202 174H201V175H202ZM233 174H234V175H233ZM251 174H252V173H251ZM12 175H13V176H12V180H13L17 175L15 176L13 173H12ZM37 175H38V174H37ZM37 175H36V176H37ZM44 175H45V173H44ZM84 175H85V174H84ZM86 175H87V174H86ZM88 175H89V174H88ZM99 175H100V174H99ZM106 175H107V174H106ZM106 175H103V176L105 177ZM108 175H109V174H108ZM113 175H115V176H114V178H115L117 174H113ZM113 175L111 176V178H113ZM125 175H127V174H125ZM136 175H137V174H136ZM142 175H143V173H142ZM150 175H151V174H150ZM150 175H149V176H150ZM165 175H166V174H165ZM165 175H161V174H160L161 178L159 177V178H156L155 180L158 179V181H159V179H160V181H161V179H162V180H163V178L165 179V177H166ZM174 175H175V173H174ZM182 175H183V174H182ZM186 175H187V174H186ZM249 175H248V176H249ZM253 175H254V174H253ZM14 176H15V177H14ZM25 176H26V175H25ZM30 176H31V174H30ZM36 176H35V177H36ZM38 176H39V175H38ZM40 176H41V175H40ZM47 176H48V175H47ZM71 176H72V175H71ZM74 176H75V175H74ZM121 176H122V175H121ZM133 176H134V175H133ZM154 176H153V179H154ZM163 176H165V177H163ZM194 176H195V175H194ZM199 176H200V175H199ZM202 176H203V175H202ZM202 176H201V177H202ZM225 176H226V175H225ZM229 176H230V175H229ZM13 177H14V178H13ZM17 177H19V176H17ZM17 177H16V178H17ZM26 177H28V176H26ZM33 177H34V176H33ZM50 177H51V176H50ZM54 177H56V176H54ZM75 177H76V176H75ZM85 177H86V176H85ZM96 177H97V176H96ZM96 177H95L94 174H93V175H91L89 178H90V180L95 181V180H96V179H95ZM109 177H110V176H109ZM128 177H129V176H128ZM140 177H141V175H140ZM157 177H158V176H157ZM162 177H163V178H162ZM180 177L182 178V176H180ZM189 177H190V176H189ZM223 177H224V176H223ZM16 178H15V179H16ZM20 178H22V179H20ZM20 178H19V179L17 178V180H18V181L21 180V181L26 182L25 177L23 178V175H22V177H20ZM29 178H30V177H29ZM31 178H32V177H31ZM58 178H60V177H58ZM65 178H66V177H65ZM65 178H64V179H65ZM68 178H69V177H68ZM73 178H74V177H73ZM106 178H107V177H106ZM173 178H174V177H173ZM190 178H191V177H190ZM190 178H189V179H190ZM9 179H10V180H9ZM9 179H7V180H8V182L10 181V183H7V184H8V185L11 184L10 187L12 188V184H13V182L11 183V177H10ZM40 179H43V177H42V178L40 177L39 180H40ZM70 179H71V180L68 181V183H70L71 181H74V182H75V180H76L75 178H74L75 180H74V179L72 180V178H70ZM77 179H78V178H77ZM101 179H102V178H101ZM117 179H118V178H117ZM117 179L115 178V180H117ZM127 179H128V178H127ZM151 179H152V178H151ZM167 179H168V178H167ZM167 179H166V180H167ZM175 179H177V178H175ZM197 179H200V178L198 177ZM217 179H218V178H217ZM217 179H216V181H217ZM225 179H226V178H225ZM225 179H224V180L222 179V181H225ZM227 179H228V178H227ZM230 179H228V180H230ZM1 180H2V178H1ZM17 180H15V181H17ZM27 180H29V181H31V180L34 181L35 178H32L31 180H30V179H27ZM36 180H37V178H36ZM51 180H52V178H51ZM65 180H68V179H65ZM80 180H81V179H80ZM108 180H109V178H108ZM133 180H134V179H133ZM166 180H165V181H166ZM171 180H172V178H171ZM171 180H170V182H171ZM184 180H186V179L184 178ZM202 180H203V178H202ZM205 180H207V179H205ZM218 180H219V182H216V181H215V185H216L217 183H218V184L220 183V180H221V179L219 178ZM4 181H6V180H4ZM21 181H20V182H21ZM32 181H31V182H32ZM42 181H43V180H42ZM42 181H41V182H42ZM44 181H45V178H44ZM44 181H43V185L45 186V187H44V189H45V188L47 187V185H45ZM46 181H47V180H46ZM46 181H45V182H46ZM55 181H56V180H55ZM60 181H61V180H60ZM62 181H63V180H62ZM81 181H82V180H81ZM87 181H88V180H87ZM93 181H92L91 183H89L90 186L92 185V187H94V185L96 186V184H97V186H98V185H101V184H107V183H100V184H99L98 180H96L95 182H93ZM101 181H102V180H101ZM101 181H100V182H101ZM103 181H104V180H103ZM131 181H132V180H131ZM139 181H140V179H139ZM139 181H137V182H139ZM141 181H142V180H141ZM141 181H140V182H141ZM144 181H145V182H144ZM175 181H177V180H175ZM175 181L173 180V182H175ZM182 181H183V180H182ZM190 181H191V180H190ZM190 181H186V183H187V182H190ZM194 181H195V180H194ZM198 181H199V180H198ZM207 181H208V180H207ZM230 181H233V180H230ZM1 182H2V181H1ZM1 182H0V183H1ZM24 182H23V184H24ZM31 182H27V184H29V183H31ZM35 182H36V181H35ZM52 182H53V181H52ZM52 182H51V183H52ZM65 182H67V181H65ZM65 182H64V183H65ZM74 182H73V183H74ZM106 182H107V181H106ZM117 182H119V181L117 180ZM122 182H123V181H122ZM124 182H125V181H124ZM132 182H133V181H132ZM153 182L155 183V181H153ZM167 182H168V180H167ZM167 182H166V183H167ZM177 182H178V181H177ZM183 182H184V181H183ZM209 182H210V181H209ZM225 182L228 183L227 180H226ZM18 183H19V182H18ZM38 183H39V182H38ZM47 183H48V182H47ZM75 183H76V182H75ZM75 183H74V184H75ZM133 183H135V182H133ZM156 183H158V182L156 181ZM159 183H160V182H159ZM161 183H162V182H161ZM171 183H172V182H171ZM197 183H199V182H197ZM15 184H17V183H15ZM31 184H33V183H31ZM31 184H30V185H31ZM48 184H50V183H48ZM52 184H53V183H52ZM62 184H63V182H62ZM66 184H67V183H66ZM70 184H72V183H70ZM81 184H82V183H81ZM89 184H88V185H89ZM150 184H152V182L149 183V181H148V187H149V188H148V187H147V184H146V177H145V180H143V183H142V184L140 183V184L137 185V183H136V184L132 185L133 187H131V190H133V191H132V192H131L130 190L128 191V192H131V193H132L131 195L133 196V200L135 201V204H133L134 201H133V200H130V201H131V204L134 205V206H136V208H135L136 210H137V208H138V210H137V211L135 210V211H136V212H139L140 216H141L142 218H145L146 221H147V220H151V221H153L154 218H156V217H158V219L162 218V217L159 218V216H158V214H159L160 212L158 213V212H156V210H155V213H156L157 216L154 214V210H153V208H152V206H151V205L153 204L152 202H153L154 200H153V201L151 200L152 197L150 196V195H151V194H150V191H151V193L153 192V190H152L153 188L151 189V187H152V186H155V185H153V184L150 185ZM176 184H177V185H175V183L172 184V187H173V185L176 186V191H174V192L177 193L178 197H179V196L184 197L183 195H186V192H185L184 190L187 188V186L185 187L184 190H182V192H185V193H182V192L180 191V189H178L180 186L177 188L178 184H180V183L178 182V183H176ZM218 184H217V186H218ZM223 184H224V187L226 188V185H225L224 182H223ZM223 184H222V185H223ZM3 185H4V183H3ZM3 185H2V186H3ZM24 185H25V184H24ZM34 185H36V184H34ZM53 185H54V184H53ZM53 185H51V186H52L54 189L57 188V187L59 188V186H62V185L57 184L56 187H55V186H53ZM67 185H68V184H67ZM77 185H78V184H77ZM85 185H86V184H85ZM85 185H84V183H83V185H80V186L82 187V186H85ZM88 185H87V186H88ZM107 185H109V184H107ZM129 185L131 186V184H129ZM135 185H136V186H135ZM156 185H157V184H156ZM158 185H160V184H158ZM164 185H165V184H163V186H164ZM186 185H187V184H186ZM220 185H221V184H220ZM220 185H219L220 189H221V188H224V187H222V186H220ZM2 186L0 187V189H5V187H2ZM17 186H18V185H17ZM26 186L29 187V185H26ZM69 186H71V185H69ZM69 186H68V187H67V186H64V187L68 188L67 190H69V188H72V187H73V188H72V191H73V189H76V187H77V186H76V187L74 188V186H72V187H69ZM80 186H79L78 188H80ZM97 186H96V187H97ZM109 186H110V185H109ZM119 186H120V183H119ZM150 186H151V187H150ZM168 186H169V188L171 187V184H170L169 182H168L167 185L164 186L165 188H167L168 191L165 190L166 192L164 191L163 193L170 192L169 189H168ZM175 186H174V187H175ZM191 186H192V185H191ZM198 186H202V184H198ZM6 187H7V186H6ZM10 187L8 186V188H10ZM15 187H16V185H15ZM19 187H21L20 184H19ZM31 187H32V186H31ZM42 187H43V186H42ZM49 187H50V186H49ZM92 187H91V188H92ZM98 187H99V186H98ZM104 187H105V186H104ZM107 187H108V186H107ZM107 187H106V188H107ZM112 187H113V186H112ZM123 187H124V186H123ZM189 187H190V186H189ZM194 187H195V186H194ZM21 188H22V187H21ZM25 188H26V187H25ZM37 188H38V186H37ZM60 188H61V187H60ZM87 188H88V187H87ZM113 188H114V187H113ZM113 188H112V190H113ZM129 188H130V187H129ZM154 188H155V187H154ZM157 188H158V187H157ZM192 188H193V187H190L189 190L192 189ZM196 188H197V186H196ZM196 188H195V190H196ZM217 188H218V187H217ZM227 188H229V187H227ZM227 188H226V189H227ZM232 188H231V189L229 188V190H233V189H234V188H233V189H232ZM6 189H7V188H6ZM13 189H14V188H13ZM13 189H12V190H13ZM16 189L18 190V188H16ZM19 189H20V188H19ZM32 189H33V188H32ZM32 189H31V190H32ZM39 189H40V188H39ZM39 189H38V190H39ZM62 189H63V188H62ZM95 189H97V188H95ZM104 189H105V188H104ZM109 189H110V187H109ZM117 189H119V188H117ZM120 189H121V187H120ZM148 189H149V191H148ZM150 189H151V190H150ZM162 189H163V188H162ZM177 189L181 192V195H180V192H179V193L177 192ZM187 189H188V188H187ZM198 189H197V192H198V195H199V191H198ZM220 189H219V190H220ZM226 189H225V191H226ZM8 190H9V189H8ZM56 190H57V189H56ZM59 190H60V189H59ZM59 190H58V192H59ZM64 190H65V189H64ZM64 190H63V191H64ZM82 190H83V189H82ZM86 190H87V189H84L83 192H82L81 189H80V190H79V189H76L75 191H77V195H78V192H79V191L82 192L83 194L85 193V194H86V198L88 197V200H89L90 202L93 201V203H92V204H94V206L92 205L93 207H96L97 204H98V206L100 205L101 208H102V210L100 209L101 212H100V210L98 209L99 212H96V210H95V212L92 211V213H95V214H96L95 216H98V213H100V216H101V217L98 216V218H97V217L95 218L97 221H95V222H94V221L91 222V221L93 220L92 218H91L92 220H90L89 217L87 218V217L83 216V215H85V214H83V212L80 213V210H79V213H78V208H79L80 206L78 207L77 204H76V202H78L77 200H78V199L80 200L81 198H76V202H74L75 198L69 199V197H70L71 195L68 197L67 201H68V200H70V201L67 203V207L65 208V210L67 211L66 213H68V214L70 213V214H71V215H68V214H67V215H68V216H72L73 218H68V217H67V218H68V220H66L67 223H65V219L63 218V219H64V223H63V224H65L66 226L64 227V225H63L64 228H62V227L59 228V230H61V229H64V230H63V232L58 231V236L60 235V236H59L60 238H57V239H59L58 242L60 241V239L63 241V242L60 241L62 244H64V246H62V248L66 247L65 250H66L67 252L70 251V253L72 252L73 254H72V253L70 254V253L68 252V253H67V256H65V255H64V256H65L66 258H68V257L70 258V256H71L76 262H77V261H80V260H78V259H80V257H81V258H83V259H82V262H83V263L81 262V264H84V263H85V264H86V263L91 264V263H90V260H91V261H96V262H93L92 264H100V261H98V260H99L98 257L101 255L100 252H101V251H104L105 254H103V252H102L103 255H101L102 259H105L106 261L109 260L108 255L110 254V255H111V256H109V257H111L110 260L118 261V263H119L120 260H118L117 258H121V256H122V257H124V259L122 258L123 261H124V260L128 257V256L126 257V255L129 254V253H127V254H125V255H121V254L117 253V251H116V249H117V250H118V249L120 250V249H122L124 246H121V245H120V246H121V247H120V246L118 245V246H117L118 248H116V245H115V246H113V247H115L116 249H115V248H112V249H111V247L108 246V245H110V244H109L110 241H109V242L107 241L108 243H105V242H104V241L106 240V239H104V238L106 237L105 234H107V236L110 235L109 237H111V235H112L111 232L114 231V233H115V230L117 231L118 228L120 229V227L122 228V226H120L119 224H117V223L114 222V221H115L114 219H115L116 217H115L114 219L111 218V219H113L112 224L114 223L115 226H116V224H117L119 227H118V226L115 227L114 224H113V226H112V224H111V222H110V221H112V220H111L110 218H109L110 220L107 219V216L110 215V214H109V212H107V210H103V208L105 207V206L102 207L103 204H104V202H103V195H102V194H101V195H98V194H96V193H95V194H96V195H95L94 193H90L91 196H94V197H91L88 193H89L90 190H92V189H90V190H88V191H86ZM115 190H116V189H115ZM121 190H122V189H121ZM121 190H119V191H121ZM171 190H173V189H171ZM174 190H175V189H174ZM195 190H194V191H195ZM219 190H218V192H221V190H220V191H219ZM223 190H224V189H222V191H223ZM1 191H3V190H1ZM20 191H21V190H20ZM42 191H43V189H42ZM45 191H46V189H45ZM47 191H49V190H47ZM70 191H71V190H70ZM85 191H86V192H85ZM94 191H95V190H93V192H94ZM99 191H100V190H99ZM107 191H108V190H107ZM109 191H110V190H109ZM200 191H201V190H200ZM209 191H210V192H209ZM213 191H215V190H213ZM5 192H7V191L5 190ZM24 192H25V191H24ZM54 192H55V191H54ZM64 192H65V191H64ZM66 192H67V191H66ZM104 192H105V191H104ZM114 192H116V191H114ZM189 192H191V191H189ZM195 192H196V191H195ZM208 192H209V194H208ZM223 192H224V191H223ZM10 193H11V191H10ZM13 193H14V191H13ZM32 193H33V191H32ZM44 193H45V192L43 191V196H44V197H48V198L51 197V198L49 199V201L53 199L52 196H51L53 193H52V194L50 193L51 195H49V196H48V195H44ZM59 193H60V192H59ZM59 193H58V194H59ZM61 193H62V192H61ZM71 193H72V192H71ZM73 193H74V192H73ZM97 193H99V192H97ZM102 193H103V192H102ZM121 193H123V192H121ZM163 193H162V194H163ZM176 193H174V194H176ZM211 193H212V194H211ZM221 193H222V192H221ZM226 193H227L226 195H230L232 192H231L230 194H228V191H226ZM240 193H242L241 196H240ZM0 194H2V192H1ZM8 194H9V193H8ZM40 194H41V193H40ZM45 194H46V193H45ZM47 194H48V192H47ZM58 194H56V196L59 197L60 195H58ZM69 194H70V193H69ZM75 194H76V193H74L73 196H75ZM80 194H81V193H80ZM83 194H82V195H83ZM152 194H153V193H152ZM157 194H160V192H159V193H158V192L156 193V191H155V195H156V196H157ZM167 194H168V193H167ZM182 194H183V195H182ZM195 194H196V193H195ZM195 194L193 193V196H194ZM204 194H203V195H204ZM6 195H7V194H5V195L3 194V198L7 200V202H5V203H6L5 205H6V206H10V204L7 205V203H8V202L12 203V202H11L10 199H9L10 197H8V195H7V196H6ZM21 195H22V194H21ZM123 195H124V194H123ZM123 195H121V196H123ZM128 195H129V194H128ZM153 195H154V194H153ZM153 195H152V196H153ZM169 195H170V194H169ZM169 195H168V196H169ZM172 195H173V194H172ZM172 195H171V196H172ZM177 195H176V197L174 196V197H175L174 199L177 198ZM189 195H191V193H189ZM210 195H211V197H210ZM226 195H225V197H227ZM232 195L234 196L235 194H232ZM236 195H235V196H236ZM28 196H29V193H28ZM28 196H27V197H28ZM62 196H63V194H62ZM116 196H117V195H116ZM121 196H120V197H121ZM132 196H131V197H132ZM159 196H160V195H159ZM161 196H163V195H161ZM168 196L165 195V197H167V198H168ZM196 196H197V195H196ZM213 196H214V194H213ZM7 197H8V198H7ZM37 197H38V196H37ZM37 197H36V198H37ZM58 197L56 198V197L54 196V198L57 199V200H58ZM78 197H80V196L78 195ZM81 197H82V196H81ZM84 197H85V196H84ZM108 197H109V196H108ZM125 197H126V195L124 196V198H125ZM150 197H151V198H150ZM157 197H158V196H157ZM157 197H156V198H157ZM172 197H173V196H172ZM182 197H179L178 200H181ZM23 198H24V197H23ZM36 198H35V196H34V199H36ZM38 198H39V197H38ZM40 198H41V197H40ZM66 198H67V195H66ZM118 198H119V197H118ZM122 198H123V197H122ZM124 198H123V200H124ZM127 198H128V197H127ZM163 198H164V197H162L161 199H163ZM186 198H187V197H186ZM194 198H195V196H194ZM194 198H193V199H194ZM196 198H197V197H196ZM228 198H229V196H228ZM232 198H233V197H231V199H232ZM4 199H3V200H4ZM27 199H28V198H27ZM27 199H25V200H27ZM62 199H64V197H62ZM73 199H74V200H73ZM106 199H107V196H106ZM158 199H160V197H159ZM161 199H160V200H161ZM165 199H166V198H165ZM168 199H169V198H168ZM183 199H184V198H183ZM183 199H182L181 201H183ZM193 199H192V200H193ZM205 199L207 200V196H206V198L204 197V201H205ZM233 199H235V198H233ZM233 199H232V200H233ZM240 199H239V201H240ZM1 200H2V199H1ZM28 200H29V199H28ZM43 200H44V199H43ZM57 200H55V201H56L55 204H58V203H57ZM83 200H84V198H83ZM83 200H82V201H83ZM118 200H120V198H119ZM125 200H127V199H125ZM166 200H167V199H166ZM178 200H176V201L178 202ZM185 200H186V199H185ZM185 200H184V201H185ZM23 201H24V199H23ZM31 201H32V200H31ZM34 201H35V200H34ZM47 201H48V200H47ZM60 201H61V200H60ZM67 201H66V202H67ZM86 201H87V200H86ZM89 201H88V202H89ZM106 201H107V200H106ZM113 201H114V200H113ZM130 201H129V202H130ZM151 201H152V202H151ZM161 201H162V200H161ZM163 201H164V200H163ZM169 201H170V200H169ZM174 201H175V200H174ZM187 201H188V198H187ZM187 201H186V203L189 202V201H188V202H187ZM208 201H209V200H208ZM50 202H51V201H50ZM50 202H49V203H50ZM58 202H59V201H58ZM63 202L66 203L65 201H63ZM63 202H62V203H63ZM83 202H84V201H83ZM132 202H133V203H132ZM164 202H168V201H164ZM172 202H173V201H172ZM190 202H191V200H190ZM200 202H198V204H200ZM233 202H235V204H233ZM13 203H14V202H13ZM18 203H19V202H18ZM25 203H26V202H25ZM46 203H47V202H46ZM49 203H47V204H49ZM86 203H87V202H86ZM105 203H106V202H105ZM120 203H121V202H120ZM125 203H127V201H126ZM151 203H152V204H151ZM155 203H157V200L155 201ZM168 203H170V202H168ZM178 203H180V202H178ZM178 203H177V204H178ZM181 203H182V202H181ZM236 203H240V205L238 204L239 206H238V205L236 206ZM1 204H3V203H1ZM35 204H36V203H35ZM35 204H34V205H35ZM39 204H40V203H39ZM52 204H53V203H52ZM55 204H54L55 207L53 206L52 209H56V207H58L61 203L58 204V206L55 205ZM89 204H90V203H89ZM95 204H96V206H95ZM131 204H130V205H131ZM172 204H176V202H175V203H172ZM177 204H176V206H177ZM252 204H253V205H252ZM254 204H255V205H254ZM34 205H32V206H34ZM41 205H42V204H41ZM41 205H40V206H41ZM78 205H79V203H78ZM80 205H82V203H80ZM87 205H88V203H87ZM113 205H114V204H113ZM121 205H122V204H121ZM121 205H120V206H121ZM162 205H163V204H162ZM179 205H180V207H182L181 204H179ZM186 205H187V204H186ZM193 205H194V206H193ZM17 206H18V205H17ZM17 206H16V207H17ZM43 206H44V205H43ZM48 206H49V205H48ZM51 206H52V205H51ZM51 206H49V207L51 208ZM65 206H66V204H65ZM92 206H90V208H91ZM98 206H97L96 208H98ZM120 206H118V207H120ZM123 206H125V204H124ZM123 206H122V209H124ZM127 206H129L128 203H127V205L125 206L126 209L128 208ZM158 206H160V203H159ZM171 206H172V205H171ZM176 206H175V207L173 206V208L177 209L178 206H177V208H176ZM188 206H190V204H189ZM240 206H241V207H240ZM253 206H254V207H253ZM2 207H3V205L1 206V209H0V211H1V213H2V215L0 216V222H2V223H5V222H6V223H8V224H11V227H9V228H10L11 230L14 231L13 234H18V233L21 234V232H20L19 230H21V229L24 230V229H25V224H28V221H29V220L27 219V217H28L27 214L31 213V214L34 216V219H39L40 215L42 214L41 211H39V213H38V212H37V213H33V211H31V212H29V213H27V214L25 213L26 216H22V219H20V216H19L20 214H19V215L17 214V211H18V210H17V211H13V212H12V210H11L9 213H7V212H8V211H7V207H6V208H2ZM14 207H15V206H14ZM62 207H63V209H64V206H61V207H58V208H57V209L60 208V209L62 210V211H60V213H61V212H64L63 209H62ZM86 207H87V206H86ZM86 207H84V208H86ZM109 207H110V206H109ZM109 207H105V208L107 209V208H109ZM111 207H112V206H111ZM168 207H169V206H168ZM180 207H179V208H180ZM230 207H231V208H230ZM236 207H238V209H239V207H240V209L243 208V210H244V208L246 207V208H249V210H246L247 212H244V211H243V213H240V214H241V215H240V214L237 212L238 210H237ZM40 208H41V207H40ZM46 208H47V206H46ZM99 208H100V207H99ZM105 208H104V209H105ZM130 208H132V207H130ZM130 208H129V209H130ZM163 208H164V210H165L166 205H163ZM182 208H183V207H182ZM234 208H235V209H234ZM254 208H255V209H254ZM8 209H9V208H8ZM13 209H14V208H13ZM52 209H51V211H52ZM57 209H56V210H57ZM60 209H59V210H60ZM79 209H81V208H79ZM114 209H115V208H114ZM129 209H128V210H129ZM155 209H156V208H155ZM161 209H162V208H161ZM161 209H160V210H161ZM183 209H184V208H183ZM183 209H182V210H183ZM188 209H189V208H188ZM250 209H251L252 211H251ZM256 209H257L258 213L256 212L257 215L255 216V213H254L255 211H254V210H256ZM14 210H16V209H14ZM39 210H40V209H39ZM47 210H49V209L47 208ZM47 210H46V211H47ZM81 210H82V209H81ZM86 210H87V209H86ZM109 210H111V209H109ZM166 210H167V208H166ZM177 210H178V209H177ZM177 210H176V211H177ZM182 210H181V212H182ZM241 210H242V209H241ZM36 211H37V210H36ZM53 211H54V210H53ZM84 211H85V210H84ZM89 211H90V210H89ZM89 211H88V212H89ZM123 211H124V210H123ZM132 211H133V210H132ZM179 211H180V209H179ZM184 211H185V210H184ZM186 211H187V210H186ZM186 211H185V212H186ZM248 211H250V212H248ZM253 211H254V212H253ZM48 212H50V211H48ZM88 212H86V213H88ZM128 212L130 213V210H129ZM133 212H134V211H133ZM161 212H162V210H161ZM177 212H178V211H177ZM181 212H180V214L182 215ZM6 213H7V214H6ZM18 213H19V212H18ZM51 213H52V212H51ZM51 213H49V215H47V216L50 217V214H51ZM66 213L64 212L65 215H66ZM110 213H111V214H112V213L116 214L117 212H113V211H112V212H110ZM157 213H158V214H157ZM164 213H165V212H164ZM170 213L172 214V212H170ZM231 213H233L234 215H236V213H238L237 215L239 216V218H238L237 215H236V217L238 218V221H236V220L233 219V218H235V216L232 217L233 214H231ZM262 213H263V212H262ZM12 214H15L14 217L17 219L16 222L13 223V224L10 223V222L8 221V218L11 217ZM25 214H24V215H25ZM43 214H44V215H42V216H45V217H46L45 214H48V213H43ZM80 214H82V216L85 217V218H83V217H82V218L79 217ZM101 214H102V215H101ZM117 214H118V213H117ZM127 214H128V213H127ZM160 214H161V213H160ZM160 214H159V215H160ZM250 214H252V215L254 214L253 217L255 216L256 219L254 218V219L249 220L248 217H251ZM32 215H29V216H32ZM52 215L55 216V214H53V213H52ZM65 215H64V216H65ZM67 215H66V216H67ZM124 215H126V212H125ZM133 215H134L133 213H132V215H131V213H130L129 216L127 215L126 217H127V218H128V217H131V218H129V219L135 218V217H132ZM161 215H163V213H162ZM183 215H184V214H183ZM191 215H192V214H191ZM260 215H261V216H260ZM54 216H52L50 219L53 220V217H54ZM86 216H87V215H86ZM114 216H115V215H114ZM116 216H117V215H116ZM120 216L122 217V215H120ZM165 216H166V215H165ZM167 216H168V215H167ZM171 216L173 217V215H171ZM177 216H178V215H177ZM179 216H180V215H179ZM258 216L260 217L259 219H258ZM12 217H13V216H12ZM60 217H63V216H60ZM91 217H94V216L91 215ZM99 217H100V222H98V221H99ZM108 217H109V216H108ZM111 217H112V216H111ZM123 217H124V216H123ZM126 217H125V218H126ZM137 217H139L138 214L136 215V218H137ZM168 217H169V216H168ZM54 218H55V217H54ZM58 218H59V217H58ZM65 218H66V217H65ZM170 218H171V217H170ZM182 218H184V217H182ZM237 218H235V219H237ZM46 219H47V217H46ZM46 219H45V221H46ZM55 219H56V218H55ZM59 219H61V218H59ZM69 219H71V220H69ZM95 219H94V220H95ZM129 219H127V220H129ZM167 219H168V218H167ZM13 220H14V218H13ZM61 220H62V219H61ZM125 220H126V219H125ZM127 220H126V221H127ZM143 220H144V219H143ZM164 220H165V218L163 219V221H164ZM169 220H170V219L165 220V221H169ZM176 220H177V219H176ZM186 220H185V222H187ZM263 220H264V218H263ZM39 221H40V220H39ZM47 221H50V220H47ZM47 221H46V222H47ZM118 221L120 222V220H118ZM126 221H125V222H126ZM129 221H130V220H129ZM132 221H133V220H132ZM151 221H150V223H151ZM155 221H157V219H155ZM163 221H161V222H163ZM165 221H164L163 223H165ZM170 221H171V220H170ZM183 221H184V220H183ZM30 222H31V220H30ZM33 222H34V221H33ZM61 222H62V221H61ZM127 222H128V221H127ZM127 222H126V223H127ZM134 222H135V221H134ZM141 222H142V220H141ZM148 222H149V221H148ZM174 222H175V221H174ZM174 222H173V223H174ZM2 223H1V224H2ZM38 223H41V221L38 222ZM48 223H49V222H47V224H48ZM50 223H51V222H50ZM130 223H131V222H130ZM153 223H155V222L153 221ZM167 223H168V222H167ZM167 223H165L166 226H167ZM30 224H31V223H30ZM30 224H29V226H30ZM34 224H35V222L33 223V225H34ZM43 224H44V223H43ZM121 224H122V223H121ZM128 224H129V223H128ZM136 224H137V223H135L136 228L139 227V226H137L138 224H137V225H136ZM151 224H152V223H151ZM155 224H156V226H157L158 223H155ZM155 224H154V225H155ZM170 224H171V223H170ZM170 224H168V225H170ZM177 224H178V223H177ZM177 224H176V226H177ZM5 225H6V224H5ZM31 225H32V224H31ZM36 225H37V224H36ZM110 225H111V227H112L113 229H114V227L117 228V229L111 230L112 228L109 227ZM132 225H133V222H132ZM160 225H162V224H160ZM171 225H172V224H171ZM173 225H174V224H173ZM180 225H181V226H180ZM180 225H179V226L183 228L184 225H182V224H180ZM26 226H27V225H26ZM60 226H62L61 223H60ZM166 226H165V227H166ZM228 226H230V227H228ZM234 226H235V227H234ZM1 227H2V225H1ZM23 227H24V228H23ZM42 227H43V225H42ZM53 227H54V226H53ZM127 227H128V226H127ZM133 227H134V226H133ZM142 227H144V226H142ZM145 227H146V226H145ZM154 227H155V226H154ZM157 227H159V226H157ZM161 227H162V226H161ZM169 227H171V226H169ZM169 227H168V228H169ZM173 227H174V226H173ZM173 227L171 228L172 230L169 228V230H170L171 232L173 231ZM177 227H178V226H177ZM177 227H176V228H177ZM227 227H228V228H227ZM233 227H234V228H233ZM237 227H238V229L240 228V229L243 231V232H242L240 229L237 230V231H240V232H241V234L238 233L239 236L236 235L237 233L235 232L236 229H237ZM30 228H31V227H30ZM32 228H33V227H32ZM32 228H31V230H32ZM104 228H106V229H104ZM110 228H111V229H110ZM123 228H124V227H123ZM130 228H131V227H130ZM149 228H150V227H149ZM163 228H164V227H163ZM222 228H223V229H222ZM224 228H225V229H224ZM226 228L230 231V232H228V230H227V232L230 233V234H231V232H232L231 230L233 229V232L235 233V236H238L239 238H240V237L242 238V234L245 232V234H243V235H244L243 238H246V237H247V239H248V241H246L247 244L245 243V240H244L243 238H242V239L240 238V240H242L244 243L241 242V241L238 239V237L236 238V237L234 236V233H233V234H232V235H233V239L236 238L235 241H233V239L230 238V235H229V238H230V240L232 239L231 242L233 241V242L238 243V244H236V245L234 244V245H235V246H234V245L232 244L233 242H232V243L230 242L231 244L227 246V243L224 242V241H225V240H224V239H225L224 234L222 233V232H223L222 230H226ZM229 228H231V229H229ZM3 229H7V228H3ZM3 229H2V230H3ZM36 229H37V228H36ZM56 229H57V227H56ZM102 229H104V230H102ZM143 229H144V228H143ZM143 229H142V230H143ZM147 229H148V228H147ZM234 229H235V231H234ZM11 230H10V231H11ZM29 230H30V229H29ZM29 230H27V227H26V231H27V232L25 231V233L28 234V231H29ZM121 230H123V229H121ZM139 230H140V229H138V231H139ZM150 230H151V229H150ZM160 230H161V229H160ZM180 230H181V228H180ZM0 231H1V229H0ZM36 231H37V230H36ZM52 231H53V230H52ZM55 231H56V230H55ZM132 231H133V229H132ZM135 231L137 232L136 229H135ZM140 231H141V230H140ZM145 231H148V230L144 229V233H145ZM155 231H156V228H155ZM163 231H164V230H163ZM176 231H178V232H183L184 230L179 231V229H178V230L176 229ZM1 232H2V231H1ZM15 232H18V233H15ZM22 232H24V231H22ZM31 232H34V231L32 230ZM53 232H54V231H53ZM117 232L119 233V234H117V235H119V237H121V236H122V234L120 233L121 231H117ZM117 232H116V233H117ZM123 232H124V231H122V233H123ZM126 232H127V231H126ZM136 232H135V233H136ZM148 232H149V231H148ZM148 232H146V233H148ZM165 232H166V230H165ZM171 232H169L168 235H167V233L164 235L165 237H167L166 240H167V239H170V237L173 236V235L170 234ZM173 232H175V231H173ZM173 232H172V234H174ZM55 233H56V232H55ZM55 233H54V234H55ZM59 233H61V234H59ZM62 233H65V234H62ZM110 233H111V234H110ZM132 233H134V232H132ZM142 233H143V232H142ZM154 233H155V232H154ZM154 233H153V234H154ZM157 233H159V232H157ZM221 233H222V234H221ZM2 234H4V232H3ZM2 234H0V235L3 236ZM6 234H7V232H6ZM10 234H11V233H10ZM10 234H9V235H10ZM13 234H12V235H13ZM29 234H30V233H29ZM29 234H28V235H29ZM34 234H35V233H34ZM40 234H41V233H40ZM120 234H121V235H120ZM124 234H125V233H124ZM161 234L163 235L164 233L162 232ZM169 234H170V235H169ZM51 235L53 236V234H51ZM64 235H65V236H64ZM117 235H116V236H117ZM145 235H148V234H145ZM151 235H152V233H151ZM157 235H159V234H157ZM162 235H160V236H162ZM232 235H231V237H232ZM245 235H246V237H245ZM247 235H248V236H247ZM24 236H26V235H24ZM31 236H33V235H31ZM103 236H104V237H103ZM112 236H114V235H112ZM125 236H126V235H125ZM135 236H136V238H137V235H134V237H135ZM139 236H140V235H139ZM153 236H155V235H153ZM168 236H169V238H168ZM225 236H226V235H225ZM4 237L6 238L7 236L4 234ZM8 237H9V236H8ZM8 237H7V238H8ZM18 237H19V236H18ZM22 237H23V236H22ZM34 237H35V236H34ZM62 237H64V238L62 239ZM119 237H117V238L119 239ZM126 237H127V236H126ZM148 237H149V236H148ZM157 237H158V236H157ZM165 237L163 238L164 240H165ZM249 237L251 238V240H250ZM0 238H2V237H0ZM5 238H4V239H5ZM13 238H15V236H14ZM24 238H25V237L22 238L23 241H24ZM29 238H30V237H29ZM39 238H41V236H40ZM111 238H112V237H111ZM114 238L116 239V237H114ZM140 238H143V235H141ZM146 238H147V236H146ZM160 238H161V237H160ZM175 238H176V237H175ZM20 239H21V238H20ZM48 239H49V238H48ZM103 239H104V241H103ZM132 239H133V237H132ZM138 239H139V237H138ZM143 239H145V237H144ZM0 240H1V239H0ZM2 240H3V238H2ZM2 240H1V241H2ZM6 240H8V239H5L4 242H5ZM9 240H11V239H9ZM13 240H14V239H13ZM15 240H16V238H15ZM15 240H14V241H15ZM17 240H18V238H17ZM28 240H30V239H28ZM32 240H33V239H32ZM36 240H37V237H36ZM36 240H35V241H36ZM134 240H135V239H134ZM156 240H157V239H156ZM156 240H155V241H156ZM166 240H165V241H166ZM170 240H172V238H171ZM173 240H174V239H173ZM214 240H215V241H214ZM218 240H219V241H218ZM236 240H237V241H236ZM238 240H239V241H238ZM18 241H19V240H18ZM51 241H52V239H51ZM101 241H103V242H101ZM117 241H118V240H117ZM122 241H123V239H122ZM140 241H141V239H140ZM142 241H144V240H142ZM145 241H146V239H145ZM148 241H149V239H148ZM148 241H147V244L150 245ZM150 241H151V240H150ZM155 241H154V243H155ZM157 241H158V240H157ZM165 241H164V242H165ZM4 242H3V243H4ZM9 242H10V241H9ZM9 242H7V245H8ZM16 242H17V241H16ZM26 242H27V241H26ZM60 242H59L58 244H61ZM115 242H116V241H115ZM120 242H121V241H120ZM123 242H124V241H123ZM134 242H135V241H134ZM138 242H139V241H138ZM160 242H161V241H160ZM162 242H163V241H162ZM162 242H161V243H162ZM166 242H167V241H166ZM228 242H229V241H228ZM240 242H241V243H240ZM248 242H250V243H248ZM5 243H6V242H5ZM5 243H4V244H5ZM19 243H20V242H17V244H15V245L17 246ZM24 243H25V241H24ZM30 243H31V242H30ZM30 243H29L28 245H30ZM42 243H43V242H42ZM45 243H46V242H45ZM52 243H54V242L52 241ZM52 243H51V244H52ZM99 243H105V245L103 246V247H105V248L101 247V248L99 249V247H97V244H99ZM117 243H118V242H117ZM136 243H137V241H136ZM143 243L145 244V242H143ZM154 243H153V244H154ZM168 243H169V242H168ZM217 243H219L220 245H218ZM1 244H2V242H0V248H3V249L6 248V249H4V250H5L4 252L7 253V254L4 253V255H1V258H2V259L0 258L1 261L4 259L3 256L6 257V258H8V260L10 259V257H11V259L14 257L15 260H16L17 258H20L21 255H18V257H16V256H17V253L21 254V253H22V250H23L24 247H25V246H22V245H21V246H22V249L19 248L20 244H22V243H20V244L18 245V247L15 246L17 249L19 248V249H18L19 252L16 253V256L13 254V257H12L11 255H12V253H14V252H12V251H14V250H13V249H10V248L8 249V250H10V252H12L11 255H10V252H6V251H7V247L1 246ZM11 244H13V241H12V243L10 242L9 246H10ZM62 244H61V245H62ZM107 244H108V245H107ZM124 244H127V243H124ZM131 244H132V243H131ZM131 244H130V245H131ZM138 244H139V243H138ZM140 244H141V243H140ZM147 244H146V245H147ZM156 244H158V243L156 242ZM156 244H154V245L156 246ZM243 244H245L244 247L241 246V245H243ZM7 245L5 244V246H7ZM13 245H14V244H13ZM23 245H24V244H23ZM35 245H36V243H35ZM43 245L46 246L45 244H43ZM54 245L56 246L57 243L54 244ZM61 245H60V246H61ZM106 245H107L108 247H107ZM113 245H114V244H113ZM122 245H123V244H122ZM170 245H171V244H170ZM172 245H173V244H172ZM231 245L233 246V248H235V249H232V248H231L234 252L238 251L237 254H233L234 252L232 253V250H230V247H232ZM237 245H238L239 247H238ZM247 245H250L251 247H246ZM37 246H38V245H37ZM40 246H41V245H40ZM95 246L97 247V249H94ZM111 246H112V245H111ZM126 246H127V245H126ZM143 246H144V245H143ZM150 246H153V245L151 244ZM155 246H154L153 249L157 250V249H156L157 246H156V247H155ZM174 246H175V245H174ZM176 246H175V247H176ZM236 246H237L238 248H237ZM240 246L242 247V249H241ZM11 247L14 248V246H11ZM48 247H49V245H48ZM96 247H95V248H96ZM109 247H110V249H109ZM119 247H120V248H119ZM218 247H219V248H218ZM16 248H15V249H16ZM28 248H30V247H27V244H26V250H27ZM31 248H32V247H31ZM43 248H44V247H43ZM49 248H50V247H49ZM51 248H52V246H51ZM51 248H50V249H51ZM140 248H141V247H140ZM172 248H174V247H172ZM215 248L219 249V252L217 253V255H222V254L224 255V252H223V251H224V250L226 251V249H227V250H230V251H231V254H229L227 257L222 255L223 257L221 256L220 259H219V258H217V259H213V258L216 256V255H214V257L212 256L213 253H214V254L216 253V252H215ZM33 249H34V248H33ZM37 249H38V248H37ZM39 249H40V248H39ZM47 249H48V248H47ZM101 249H102V250H101ZM103 249H104V250H103ZM105 249H107L109 253H106L107 250H105ZM141 249H142V248H141ZM169 249H170V248H169ZM169 249H168V251H169ZM221 249H223V251H222ZM1 250H2V249H1ZM1 250H0V254H2V253H1ZM11 250H12V251H11ZM20 250H21V251H20ZM29 250L31 251L32 249H29ZM29 250H27V251H29ZM35 250H36V249H35ZM55 250H56V249H55ZM80 250H81V251H80ZM82 250H83V251H82ZM99 250H100V251H99ZM126 250H127V249H126ZM134 250H135V249H134ZM139 250H140V249H139ZM16 251H17V250H16ZM24 251H25V249L23 250V252H24ZM37 251H38V250H37ZM43 251H44V250H43ZM43 251H42V252H43ZM62 251H63V250H62ZM66 251H65V252H66ZM77 251H78V252H77ZM79 251H80V252H79ZM85 251H86V252H85ZM94 251H95V252H94ZM98 251H99V253H98ZM111 251H112V252H111ZM135 251L137 252V249H136ZM170 251H172V253H173L174 251H176V249L174 248V251H173V249L170 250ZM220 251H222V252H220ZM20 252H21V253H20ZM31 252H32V251H31ZM38 252H39V251H38ZM51 252H53V251H51ZM56 252H57V250H56ZM65 252H64V254H65ZM81 252H82V253L84 252L86 255H85V254H82ZM90 252H93V253H94V254H93V255H94L93 257H92V253H90ZM110 252L113 253V254H111ZM140 252H141V251H140ZM150 252H151V250H150ZM153 252H154V250H153ZM153 252H152V253H153ZM156 252L159 253V252H161V251H158V250H157ZM226 252H229V251H226ZM24 253H26V251H25ZM29 253H30V252H28V253H27L28 255L26 254V256H25V254L23 255V253H22V257H23V256H24V257L29 256ZM33 253H34V252H33ZM33 253H30V254L32 255V257L34 256ZM59 253H60V250H59ZM97 253H98L99 256L97 255ZM114 253H115V254H114ZM116 253H117L118 255H121V256L118 257V255H117ZM122 253H123V252H122ZM125 253H126V252H125ZM142 253H143V252H142ZM144 253H146V252H144ZM220 253H222V254H220ZM8 254H9V257H7ZM43 254H44V253H43ZM68 254H69L70 256H68ZM76 254H77V255H76ZM79 254H80V256H79ZM90 254H91V255H90ZM225 254H228V253H225ZM6 255H7V256H6ZM35 255H36V254H35ZM38 255H39V254H38ZM45 255H46V254H45ZM47 255H48V254H47ZM62 255H63V253H62ZM116 255H117V256H116ZM154 255H155V252H154ZM156 255H157V254H156ZM156 255H155V256H156ZM159 255H161V254H159ZM159 255H158V256H159ZM170 255H171V254H170ZM172 255H173V254H172ZM209 255H211V256H209ZM231 255H233V256H231ZM36 256H37V255H36ZM40 256H41V255H40ZM42 256L44 257V255H42ZM55 256H56V254H55ZM73 256H74V257H73ZM78 256H79V257H78ZM83 256H86L87 258H88V256H91L92 258H90V259L88 258L89 260H86V258L83 257ZM106 256H107V257H106ZM113 256H114V258H113ZM136 256H138V255H136ZM136 256H135V257H136ZM158 256H157V257H158ZM161 256H162V255H161ZM163 256H164V255H163ZM163 256H162V257H163ZM229 256H230L231 258H230ZM24 257H23V258H24ZM29 257H30V256H29ZM32 257H31V258H32ZM38 257H39V256H38ZM47 257H48V256H47ZM60 257H61V255H60ZM62 257H63V256H62ZM125 257H126V258H125ZM132 257H134V255H133ZM143 257H144V256H143ZM145 257L147 258L146 255H145ZM216 257H217V256H216ZM6 258H5L4 260H6ZM14 258H13V261H14ZM33 258L35 259L36 257H33ZM41 258H42V257H41ZM54 258H55V257H54ZM57 258H58V257H57ZM69 258H68V259H69ZM77 258H78V259H77ZM106 258H107V259H106ZM136 258H137V257H136ZM139 258H140V256H139ZM165 258H166V256H165ZM181 258L183 259V257H181ZM186 258H185V259H186ZM208 258H209V259H208ZM224 258H226V260H224ZM227 258H228V259H227ZM11 259H10V260H11ZM20 259L23 260L22 258H20ZM24 259H25V258H24ZM28 259H29V258H28ZM34 259H33V260H34ZM42 259L45 260V258H42ZM47 259H48V258H47ZM49 259H50V258H49ZM63 259H64V258H63ZM73 259H72V260H73ZM115 259H117V260H115ZM128 259H129V257H128ZM131 259H132V258H131ZM140 259H141V258H140ZM142 259H143V258H142ZM144 259H145V258H144ZM147 259H148V258H147ZM147 259H145V260H147ZM161 259H162V258H161ZM161 259H158V260L161 261ZM168 259H169V258H168ZM170 259H171V258H170ZM177 259H178V258H177ZM182 259H181V260H182ZM187 259H186V260H187ZM210 259H212V260H210ZM221 259H222V260H221ZM10 260H9V261H10ZM21 260H20V262H22ZM29 260L32 262V259H29ZM29 260L26 262V264H27V263H28V264H29V263L31 264V262H30ZM52 260H53V259H52ZM55 260H56V259H54V261H55ZM58 260H59V259H58ZM60 260H62V258H61ZM70 260H71V258H70ZM74 260H73V261H74ZM84 260H85V261H84ZM105 260H104V262L106 263ZM110 260H109V261H110ZM135 260H136V259H135ZM162 260H163V259H162ZM172 260H173V258H172ZM175 260H176V259H175ZM178 260H179V259H178ZM218 260H217V261H218ZM227 260H229V263H228ZM1 261H0V262H1ZM18 261H19V260H18ZM54 261H53V262H54ZM56 261H57V260H56ZM87 261H88V262H87ZM123 261H121V262H123ZM133 261H134V260H133ZM148 261H150V260L148 259L147 262H148ZM151 261H152V263H153V259H151ZM151 261L148 262V263H151ZM167 261H168V260H167ZM169 261H170V260H169ZM179 261H180V260H179ZM196 261H197V262H196ZM7 262H8V261H7ZM7 262L4 261V263H3V262H2V263L5 264V263H7ZM14 262H15V261H14ZM20 262H19V263H20ZM23 262H24V261H23ZM41 262H42V261H41ZM41 262H35V263H34V261H33L34 264H36V263H37V264H42ZM49 262H50V261H49ZM63 262H64V261H63ZM76 262H75V263H76ZM121 262H120V264H121ZM181 262H182V264H183V260H182ZM223 262H222V263H223ZM226 262H227V263H226ZM2 263H1V264H2ZM10 263H11V262H10ZM16 263L18 264V262H16ZM33 263H32V264H33ZM51 263H52V261H51ZM56 263H57V262H56ZM68 263H69V262H68ZM71 263H72V262H71ZM71 263H69V264H71ZM78 263L80 264V262H77L76 264H78ZM112 263H113V262H112ZM116 263H117V262H116ZM128 263H129V262H128ZM154 263H156V262H154ZM177 263H178V262H177ZM177 263H175V264H177ZM179 263H180V262H179ZM179 263H178V264H179ZM185 263H187V262H184V264H185ZM222 263H221V264H222ZM12 264H14V263H12ZM47 264H48V263H47ZM52 264H53V263H52ZM59 264H60V262H59ZM61 264H62V262H61ZM66 264H67V263H66ZM72 264H73V263H72ZM106 264H107V263H106ZM113 264H115V263H113ZM122 264H124V263H122ZM126 264H127V263H126ZM132 264H134V262H132ZM137 264H138V262H137ZM146 264H147V263H146ZM162 264H166V261H165V262L163 261ZM167 264H168V263H167ZM169 264H171V263L169 262ZM173 264H174V263H173ZM189 264H190V263H189Z\"/></svg>",
    "mask_w": 264,
    "mask_h": 264
}]
</instances>
